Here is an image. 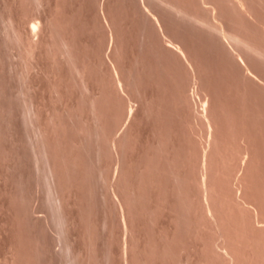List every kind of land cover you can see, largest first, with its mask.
<instances>
[{"label":"bare ground","instance_id":"obj_1","mask_svg":"<svg viewBox=\"0 0 264 264\" xmlns=\"http://www.w3.org/2000/svg\"><path fill=\"white\" fill-rule=\"evenodd\" d=\"M40 1V3L38 4V5H40V4H42V5H44L45 4V2H42L43 0H39ZM38 1V2H39ZM105 1V3L108 1H106V0H104ZM129 0H127V1H125V4H126V2H128ZM132 1V0H131ZM133 1H135V0H133ZM42 2V3H41ZM47 2V1H46ZM101 2H102V0H101ZM135 2H137V0L135 1ZM44 3V4H43ZM48 3H49V1L47 2V5H48ZM104 3V2H103ZM104 3V4H105ZM156 3V4H155ZM50 4V3H49ZM132 4H135V3H132ZM132 4H130L131 5V8L133 9V7H132ZM139 4V5H138ZM99 6H100V2H99V4H98ZM106 5V7H107V4H105ZM104 5V6H105ZM130 5H129V8H130ZM44 6H46V5H44ZM99 6H98V8H99ZM43 7V6H42ZM42 7H40L39 6V8L38 9H40V8H42ZM47 7V6H46ZM103 6H101L100 8H102ZM106 7H104V8H102V10L100 9L99 10V12H96L97 13V21L99 22V20H101V19H99L98 20V18L100 17L101 18V16H102V14L103 13H105V12H107L108 10H110V9H107L106 11H105V9H106ZM125 7H127L128 8V6H125ZM140 7V8H139ZM44 8V7H43ZM42 8V9H43ZM108 8V7H107ZM127 8H126V12H127ZM128 8V11H129V13L130 12H132L133 10H131V8L129 9ZM135 8V7H134ZM138 8V9H137ZM137 11L138 12H140L141 11V15L142 16H144V18L146 19H144L145 20V22L147 23V24H150V25H147L146 23H145V27H146V29H148L149 30V28H151L150 30H152V31H154L155 33H154V35L156 34L157 35V37H155L154 35H153V32H152V35H150V32L149 33H145L146 31L148 32V30H146L145 28H143L144 26H141V27H138V29L141 31L142 29L144 30H146V31H144V32H142V34H144V35H150L151 37H150V39H152V37H153V41L156 43V41H155V39L156 38H158V40L157 41H159V44L157 43V47L156 48H160V50H162L163 49V52L164 53H166L167 52V54H164L162 51L160 52V50H158L159 51V53H161L162 55L164 54L165 56H163V57H166V58H163L162 56H161V54H159V53H157L156 54V52L154 53V51H152V49L154 50V49H156L155 47H154V45H156L152 40H150L149 38H148V40H149V43H150V45H148V41H146L147 39V37L145 36H142V34L140 35V31H138V30H136V31H138V39L140 40H138L137 39V41L138 42H136V43H139L138 45H139V47H140V44H143L144 43V39H143V37L146 39L145 40V42L147 43V45H146V43H145V45L147 46V48H149L150 49V47H152L150 50L154 53V54H156L155 56L153 55V53L150 51V53H151V55H153L156 59H154L155 61L157 60V59H160V60H162V61H160L159 63L161 64H163V63H165L164 65H162V67L160 66V65H158L159 63H157L159 60H157L156 61V63L155 64H157L158 66H159V68L161 69H156V66H154V65H152L153 64V62L151 61V60H149V58H148V64L146 65V60H147V58H146V55H148L147 57H149L150 56V53L149 54H147L148 52H149V50L146 48H144V45H142L141 46V51H142V49L144 48L146 51H148V52H146L145 51V53H146V55H144V49H143V53L141 52V53H139V54H142V56L140 55L139 57L137 56V60H142V58H140V57H143V56H145V57H143V59L144 58H146V60H142V62H144L145 61V65L147 66H145L144 65V63H143V65L146 67V68H144V67H141V61L139 62V61H137L136 60V58H135V60L136 61H134L136 64H139L138 65V67H139V72L142 70V68H143V70L144 69H149V70H152L153 68H155V69H153L154 71H150L149 72V74L151 75L150 77L148 76V80L151 82V84H153L152 82H154V84H158V80L160 81V79L163 81V78H165L166 76H164L163 74H166V72L168 73L167 75L169 76L170 74L169 73H171L170 71L168 72V71H166V70H164L163 69V66H164V68L165 69H170L171 70V66H172V70H173V72L171 73V76L173 75V77H171V78H169L168 76L166 77V79L168 78L169 79V82L170 81H173L174 80V82H175V79L176 80H180L181 79V77L183 76V69L186 71V72H190V74H191V76H193V77H190V75H189V73L188 74H186V72L184 71V74H186L187 75V78H186V76H184V78H186L187 80H192V78H194V81H195V83L197 84L196 86L197 87H199V85H203L201 88H204L203 90H202V98H201V91H199L198 92V90L196 89V86L195 85H193L192 87H194L195 86V88L194 89H192V88H190L191 87V85L192 84H195L194 82H192V84H188L187 85V87H188V89H187V87H184V86H181L182 87V89H181V87L179 86V90L177 91V92H181L182 90V94H180V95H182L183 96V100L181 99L182 98V96L181 97H179L178 95H179V93H177L176 95L178 96H175V101L176 102H179L178 103V105L180 104L181 106H183V105H186V107H187V109H188V115H189V117L188 116H186L187 114H186V112H185V110H183V107L181 108L183 111V113H181V111H180V113H181V115L183 116H186V119H184V116L182 117V116H180V115H178L179 114V112H178V114H177V117H181V118H183L182 120L181 119H179V120H181L182 121V124H186V128H185V132H186V129H188L187 128V125L188 126H190V127H192V125H198V124H196V123H198V121H196V122H194V121H191L192 119H190L191 118V116L193 117V120H195V119H197V120H200L199 121V123L200 124H202V127H203V129H205L207 132L206 133H208L209 134V136H208V134H206L204 131V133H205V135H207L208 136V140L206 139V142H207V147L205 148V147H203V146H205L204 144H205V141L204 142H202V141H200L201 143H204L203 145L202 144H200V142H199V140H197L198 138H195V136L196 135H198L197 133H196V135L195 134H193V133H195L196 131L193 129V128H190L189 127V129H193V130H190V131H192V132H189V130L187 131V133L189 132V135L192 133V135L194 136V138H193V136L191 135V137L192 138H189V139H191V140H187L188 142H190V141H192V142H190V143H188V145L190 146V144L192 145V147H198V145L200 144V145H202V147H203V149H202V147H200L202 150H200V151H198L200 148H198V149H196V147L194 148V149H192V147L190 148L189 146H188V148L190 149V152H191V149H192V151L195 153V151L197 150V152H198V155L200 156V157H198V155H191L193 152H191V154H186V155H183V152L186 150V146L184 147L183 146V148L185 149L184 151L182 150V146H180L181 147V149H180V147L178 146V145H173V143H172V146H174L175 148H174V150L176 149V148H178V149H176L177 150V152H176V150H175V153H176V155L179 153L178 152V150L180 151H183V152H181V153H179V155L178 156H176V158L177 157H179L180 158V156H181V154L184 156V157H189L188 155H191L192 156V158H193V156L195 157V159L193 158V160H196V159H198L200 162H198V163H196L195 161H194V164L196 163V165L198 164V166H200L201 167V169H199L198 168V166H196V168H195V165H193V163L191 162V161H193L192 159L190 160V158H191V156H190V158H189V162H190V167H191V165H193V169H195V170H193L194 172H196V175L197 176H195V174H193L194 172H191L192 171V168H191V170H189L188 169V167L187 166H185L186 167V169L187 170H185V171H188L189 170V172H185V171H183V172H185V173H190L189 174V176H191L189 179V181H192L193 180V178L195 177V181H193V182H195L196 183V188H197V190H196V192L195 191H193V189H194V185H195V183L194 184H192L191 186H193V187H191L190 186V184L191 183H193V182H191V183H189V186L191 187V188H189V187H186V184L188 183L187 182V180H188V174H186V176H184L183 174H182V170L184 169H182L181 171H180V173L181 174H179V171H177L178 170V168H180V167H178L177 165L176 166H174V168L175 169H177L176 170V174H177V172H178V175H174V177H173V179H170V180H174L175 181V183L176 184H178L179 185V182L181 183L179 186L178 185H176L175 183H173V185L175 186H177V188H178V191L177 190H172V197H174L175 196V194H176V192L175 191H177V192H179V193H177L178 195L177 196H179V198H181V199H178V201H179V203H180V205H181V209H180V205H179V203L178 204H175V205H177V206H173V202H174V198L172 199V198H170V201H169V203L171 202V205L168 203H166V207H163L164 205H165V202H168V200H169V198H166L165 197V195L167 194L166 192H164V190H166L168 193H170L171 192V188H173L174 186H172L171 184H172V182L173 181H170L171 182V184H169L168 186V190L167 189H165L164 188V185L162 186L161 184L159 185L157 182H156V186H155V182L154 181H158V178H159V176L158 177H156V179L157 180H154V178H155V175L157 176V173L156 174H154V172L152 173V175H154V176H152L151 175V172L153 171H151V172H149V173H147L146 171H147V169H149L150 167H151V169H152V167L153 166H150L152 163V161H153V156H154V158L156 157V152L155 153H153L154 152V146H155V144H154V142H155V140H157V139H155L154 141L153 140H151V138H153L154 137V135H151V136H153V137H150L149 138V144L147 145V146H151V144L153 145L154 144V146H152V149L151 150H153L152 151V155L153 154H156V155H153V156H151L152 157V159L149 157L150 155H145V153H146V150H148V149H150V148H147L146 149V144H147V142H148V138L146 139V144H144V142H143V144H144V146H145V148L144 149H146V150H144L143 149V146H142V148H141V150L143 151V153H144V155L146 156H144L143 154H142V152H141V155H140V151H139V156L140 157H142V158H140L141 160H140V162H139V160H137L138 158H136V157H133V160H131V159H129V162H130V160H131V162L129 163L127 160H126V158L127 157H129V156H126V154H127V152L129 151L130 152V150H131V152L133 153V151L134 150H136L137 149V147H139L140 146V144L142 145V142H140L139 141V143L137 142L138 141V139H136V143H135V136H137V134L135 133L136 131V128H134V130L132 131V130H130L131 128H133V127H131V125H132V123L133 124H135L136 122L134 121L135 120V117H136V113H137V111H138V109H136L137 107H135V109L133 108L134 106H135V104H132V103H134V102H132V100L134 101V97L135 96H131V95H129L130 94V89H131V91H133L132 93H134V90H137V88H138V94H137V92H135L134 94H132V95H135V94H137L136 96L140 99V100H142V102H144V98H146L145 99V103H146V100H147V103H149L148 101L149 100H152V99H150L151 97H149V96H145L146 94H147V92H149V90H148V85L150 84V82H148V81H145V79L147 80V75H148V73H145L147 70H145V72L142 70V74L140 73V76H137L138 77V79H140L141 78V82H144V85H143V83H138L139 82V80H136V78H134V75L133 74H135L136 73V69H138V68H136V66L134 67V69L133 68H131V67H133L134 65H136V64H134V62L133 61H131V62H129V63H131V64H129L130 65V67H129V65H128V63H127V61H124L123 59L121 60V59H119L120 60V62L122 61V63L118 66V64L120 63H117L116 61H114V62H112L113 64H111V61H105V59H103L102 57L104 56V58H107L105 55H109L110 54V51L108 50V49H106L107 51H105V53H107V54H105L104 53V51H103V53L105 54H103L102 53V51L101 52H99V53H102L101 55H100V57H99V55H97L98 53H95L94 52V57L96 56L97 57V59H96V57L94 58V62H97V61H99V62H97V64L99 65V63H100V60H104L103 62H108L109 64H111V65H113V68H112V66L110 67L109 65H108V63H107V66L106 65H104V63L101 61V63H103V65L101 64V65H99V66H103L104 68L105 67H107V69L110 67V68H112L113 70H109V71H111V72H113V76H111V72L109 73V71L108 70H106L107 71V73H109V74H105L106 72L104 71L105 69H102V67H100V69H99V66L98 67H96L97 65L96 64H94L93 63V65H96L95 66V68H93V66H92V68H91V66H89L88 67V65H90V64H88L86 67H88V69L86 68L85 70H84V66L87 64V63H89V62H87L86 63V61L83 59L84 57L83 56H75V55H78V54H80V53H76V51H77V49H75L76 47L74 46V42L76 41V40H74V38H75V36L73 37V35L72 34H74V33H72L73 32V29L75 30V27L73 28L72 27V23L70 22V20H69V24H67V25H69V26H67L65 23H67L68 22V20L67 19H69V18H67L66 19V17L65 16H63V18L65 17V19H66V21L64 22V19H59V18H62V17H59V18H57L56 17V19H55V16L52 14V17H51V15H48L49 17H48V19H46V21L48 20H52L51 18H53L54 19V26L55 27H52V28H50L51 30H50V32L49 33H51V31L53 30V28H56L57 29V31L58 30H60L59 32H63L64 33V35H65V32L64 31H67V33L70 35V33H71V36H67V34L65 35V36H67V38H69V37H73V38H71V39H69V43L71 44V45H69V43L66 41L67 40V38H65V36H62V32L61 33H58V35L60 34V37H61V39L64 37V39L62 40V45L60 46V44H61V42H60V40H59V37L58 38H55V39H57V41H58V43H59V47L60 48H62V50L63 51H61V52H63V54L65 53H67V56H71V58H73V59H71V61H73V60H76V61H78V57H79V60H80V57L83 59L82 61L84 62V64H82V65H84V66H80L79 65V62L81 61H78L77 63H76V61L75 62H72V63H74L73 65H74V67H76L75 69L79 72L78 73V76H81L82 77V79H83V83L81 84V82H82V79H81V81L79 82L81 85H82V87L84 86V89H89V83L91 82V81H88V79L89 80H91V78H93L92 79V81H94V80H96L97 78H99L98 76H100L101 75V77H102V75L103 74H100L101 72H103L104 73V77H102V78H104V79H102V81L103 82H105V80L107 81L108 80V78H110L109 79V81H107V83L105 84V86H101V88H100V86L98 85V83L99 84H101L102 83V85H103V82L102 81H100L99 82V80H101V78H99L98 80H96V83H97V87H96V83H93V82H91L90 84H92V85H94L95 84V87L97 88V89H99L100 90V95L98 94V92L95 90L96 88L95 87H93L92 86V88H95V89H93L92 90V88H91V90H92V92H94V94H92V96L93 95H95V94H97V96H101L102 95V93H104L105 94V92L106 91H109V89H110V82H111V85H113L115 88H113V86H112V88L114 89L113 91H114V93H112L113 91H109V92H111L109 95H104L105 96V101H106V103H107V100L109 99V98H113V97H111L112 95H116L117 94V96L115 97V98H117L116 100H115V102H114V100L113 101H111V102H109L108 103V105L110 106L109 107V109H111V111L113 110V112H109L114 118V120H112V116L110 115V117H109V115H107V113L106 112H108V111H110V110H106V111H104L103 109H104V107H105V109H107L106 108V106H102V104L103 105H107L106 103H104L105 101H103V103L101 104V101H102V99H101V101H99V99H98V97L95 95V97L93 98V100H92V102L94 103V104H97V108L96 109H98V105H100V110L102 109L103 110V114H104V117H106V115H107V118H105V120H103L102 119V122H104V121H107V119H108V117H109V120L111 119L113 122H115L116 120H115V117L117 116V117H119L120 118V116L122 117V115L125 117V114H126V111L123 113V111L125 110L124 108H126V110H128L127 108H128V106H129V104H131V105H134V106H129V110L127 111V114H126V117L124 118H116L117 119V122H119V120H121L122 121V119L124 120L123 122V124L121 123V122H119L120 124H122V125H120L119 123V127H121V128H123L122 130V132L120 131V129L116 126V124L115 123H117V122H115V123H113L112 124V121L111 122H109L110 123V125H108V128L109 129H107V126H103L104 124H105V122L102 124V127H101V125L100 126H98V127H95V132H96V129H97V133H99V135H100V132L99 131H101V135H103V137L104 138H106L104 135H106L107 136V138L110 136V135H107V134H112L110 137H109V139H104L101 135V137L103 138V140H105V141H103V142H105V144H107L108 145V147L107 146H105L107 149H105V147H104V149L105 150H107V151H110V149H111V151L110 152H107L108 153V155H106V157H108L109 159H110V161H109V165H110V163H112L113 165H117V166H114V167H117V169L116 170H114V168L112 167V165H111V167H110V169H109V166H107L106 167V169H102V170H106V172L108 171V170H111V169H113V171H116L115 173H116V175H117V177H115V174H113L112 173V175H113V177H115V178H117L116 180H114V178L113 179H110V182L108 183L110 186H109V190H112V193H111V191L109 192V193H111L112 194V197H114L113 198V200H112V198H111V200H110V197L109 196H106L105 194L107 193V195L109 194L108 193V189H106L105 190V199L107 198V197H109L108 199H106L105 200V203L107 202V200H110V201H108L107 202V205L106 206H108L109 207V205H111V207H109V209H111V210H109V212L108 211H105L106 213L108 212V215H109V213L113 210V213H112V215H114V216H112L111 218H109L110 217V215L108 216V218L110 219V220H112V218L113 217H115L116 219H118L117 221V223L115 222L116 221V219H115V221H114V223L115 224H117V227L119 228H117V227H115V225H114V223L112 222V221H110V222H112L113 223V226L115 227V229L117 228V230L118 231H116L115 230V234H116V232L118 233L119 232V230L122 228V230H120L121 232L119 233V235L120 234H122L123 235V237H122V235H121V239H122V243H120V241L118 242V244L120 245V246H118V248L117 249H119V247H121V253L120 252H116L115 251V253H119L118 255H120L121 256V258H122V260H123V262H122V260H121V262L123 263V264H149L150 262H151V264H155V263H157L158 264V262L160 263V264H165V263H167V261L169 260L170 261V263H171V258H173L174 260H172V261H174V263H171V264H178L177 262H179V264L182 262V260L184 259V258H186V262H187V264H193V263H191V262H194V264H195V261H193L194 259H196V263H197V261L198 260H200V258L198 257V252L201 250V248L203 247V244H202V247L200 246V244H199V247H201V248H199L200 250H198V251H196L198 254H194L195 252H193V254H191L190 253V251H189V248L187 247V246H183L184 245V242H186L187 243V241L186 240H184V239H181L182 237H180V236H183L184 235V231H186V232H188V230H185V229H193V230H190V232H189V236L190 237H195L196 236V234L198 235V237H195V238H199V237H201V239H199V240H204V238L205 237H203V239H202V235H203V233L205 234V235H208L209 233L208 232H213V234H215L213 237H215L214 238V240H213V237H212V240H213V242L212 243H210L211 242V240H210V242H206V244H204V246H206L207 245V249H205V247H204V249H203V252L202 251H200V253L202 252L204 255H205V259H206V263H205V260L202 258V260H204V261H199L200 262V264H219L218 262H220V264H264V225H262L260 222H263L264 223V220H262V218L264 219V197H262L263 196V194H264V192L263 193H261L262 195H260L259 194V197H262L263 198V200H261L262 198H257V199H255L254 197L256 196V193L258 192V190H260L259 188L261 187V186H264L263 185V182H264V179H262V174L264 173L263 172V170H264V166L262 167L263 169H262V172H261V170L259 169L260 168V163H262V165L264 164V158L263 159H261L263 156H264V154H263V156H261V154L260 153H262V152H260V151H262V148L264 149V145H262L263 144V142H264V140L262 141L261 139H263L264 138V136L262 135V134H260L259 136H258V138L261 136V139L259 138L258 139V141L260 140L261 142H262V144H260L259 145V147H262V148H260V150H259V147H258V144L256 143V140H257V137L255 136V135H257V134H259V133H262V129H260L261 127H260V124H259V127L260 128H258L257 126H258V122H260L261 120H262V122H264L263 120H264V116L263 115H261L259 112H261V113H264L263 111L264 110H262L263 108H261V107H263L262 105H264V74L262 75L261 74V72H264V71H262V69L264 70V0H138V2H137ZM41 9V10H42ZM40 10V11H41ZM44 10H47L46 8L44 9ZM131 10V11H130ZM39 11V10H38ZM40 11H39V13H40ZM100 11H101V13L102 14H100ZM103 11V12H102ZM42 12H43V10H42ZM41 12V13H42ZM136 12V11H135ZM134 11L132 12V13H134V16L133 17H135V19H136V21H137V18H139V17H137L138 15H140V14H138L137 12V14L135 13ZM40 13V15H41V17L42 16H47V11H45V12H43L42 14ZM46 13V14H45ZM95 13V14H96ZM100 14V16H99V14ZM108 14H110V11L109 12H107ZM128 13V12H127ZM128 13V14H129ZM44 14V15H43ZM106 15L105 17H107V21L106 20H103V18H102V20L104 21V22H107V23H105V24H102V26H104V27H102L101 25V29L102 30H104L103 28H106L107 27V25L109 24L110 26H109V28L107 27V29L106 30H108V31H106L107 32V34L109 33V34H111V38L110 37H108V38H110L109 40H110V43L112 44V46H113V44L115 43V40H117L118 38L120 39V37H119V27L117 26V25H114V23L116 22L115 21V17H110V15H112V16H114V14H110V15ZM38 16H36V17H39V21L41 22V20L40 19H43V18H41L40 16H39V14H37ZM129 15H133V14H129ZM137 15V16H136ZM140 15V16H141ZM96 16H93L94 18L96 17ZM99 16V17H98ZM11 17H13V16H11ZM32 17V16H31ZM31 17L30 18H28V19H30V20H24V22L26 21V22H30L31 23V20H32V25H30V23H29V28L30 29H27V24L28 23H24V24H22V28H24V30L21 28V30H23V31H26V32H29V31H31V37L29 36V35H27L28 37H26V40H24L23 38H25V34H24V32H22L21 30H19V28L16 30V28L21 24V23H23V21H21V23H20V21H18V22H16V19L14 20V18H12V19H10V21L11 20H14V22L13 23H15L14 25H16L15 27H13V29L15 28V30H14V35H16V38H17V40L19 39V46H20V43H22L21 41V39H23V43L26 41L28 44H29V50L27 49H23V47L24 48H28V47H25V45H28L26 42V44H23V46L21 45V47H19V48H21L22 50H26V52L28 51V52H30V54H32V56H34V63L35 62H37V64H34L33 63V61H31L32 63H33V65L36 67H34V66H32L33 67V69L30 67V70H32L31 71V73L33 72V70H38V72L40 71L39 69L40 68H42L43 66H42V64L40 63L41 61H39L40 59H43V55H44V53H46V51H47V53L49 52L48 50V48H51L50 50V52H52L53 50H55V48H53L54 46H56V45H58L57 43H55V41H53L51 44L52 45H54V46H52V45H49V46H51V47H49L48 45V47L46 46V48H47V50L44 48V46L48 43V42H45V44H43V42L44 41H46V38H47V34L46 33H48L47 31H46V33H45V31H43V34H40L42 31H41V27L42 26H44V24L40 27L39 26V24H41L40 22H36L34 19H38V18H34V16H33V19H31ZM102 17H104V16H102ZM104 17V18H105ZM108 18L109 19H112L113 18V25H112V22L110 23L109 22V20H108ZM140 18H142L143 19V17H140ZM93 19V18H92ZM142 19H140L141 21H143ZM34 20V21H33ZM58 22V23H60V24H62V27H61V25L60 24H58V23H56V21ZM60 20L62 21V22H64V23H62V22H60ZM94 20H96V19H94ZM93 20V21H94ZM133 20H134V18H133ZM8 21H9V19H8ZM47 21V22H48ZM102 21V22H103ZM110 21H112V20H110ZM139 21V20H138ZM52 21H50L49 23H51ZM96 22V21H95ZM95 22H94V29H97L98 27H99V24H100V22H99V24L98 23H96V24H98L97 25V27H96V25H95ZM101 22V23H102ZM9 23H11V22H9ZM9 23H8V29H9ZM19 25H18V24ZM133 23H134V21H133ZM48 24V23H47ZM45 25V27L46 28H48V27H50L49 25H51V24H48V25ZM59 25L60 26V28L58 29V27H57V25ZM107 24V25H106ZM117 24V23H116ZM134 24H136V23H134ZM171 24H173V27H174V25L175 26H177V27H174V28H178V29H174L173 30V36H171V34L172 33H170V30L169 29H171V28H169L168 26H170ZM27 25V26H26ZM105 25H106V27H105ZM137 25H139L138 23H137ZM141 25H143L142 23H141ZM149 26V28H147V26ZM168 25V26H167ZM24 26H26V27H24ZM66 26V27H65ZM116 26L118 27V28H116ZM20 27V26H19ZM64 27V30H61L62 28ZM69 27V29H70V27H72V30H69L70 31V33H69V31L68 30H66V28H68ZM137 27V26H136ZM166 27H168V29L166 28ZM170 27H172V25L170 26ZM172 27V28H173ZM179 27H181V29L179 28ZM182 27H184L186 30H191V31H193L192 32V34L190 35V34H187V32L188 31H186L185 29H183ZM12 28V27H11ZM39 28H40V30H39ZM43 28V27H42ZM92 28H93V24H92ZM114 28H115V30H114ZM141 28V29H140ZM12 29V30H13ZM56 29H54V30H56ZM110 29V30H109ZM118 29V30H117ZM166 29H167V31H169L168 33H167V31H166ZM182 29L185 31V33H182ZM29 30V31H28ZM48 30H49V28H48ZM117 30V31H116ZM142 30V31H143ZM6 31H8L7 30V28H6ZM41 31V32H40ZM57 31H55L56 33H57ZM72 31V32H71ZM183 31V32H184ZM9 32H11L10 31V29H9ZM52 32H54V31H52ZM54 32V34H56ZM105 32V31H104ZM103 32V33H104ZM172 32V31H171ZM175 32H179V35H185V36H187V39H193V37L195 36L196 38L193 40L194 42H195V46H196V44H199V45H201L202 44V40H203V38H205V37H202V35L204 36V35H206V37L208 38V40L207 41H205L204 40V46L205 45H208V46H206L207 48L209 47V45H212L213 44V42L215 43L214 45L215 46H210L209 47V49L210 50H212L213 51V49H215V51H217V52H215V51H213V52H215V53H218L219 52V55H221V53L223 54V56H222V58L220 57V59L218 60L216 57H218L219 55H217V54H213L214 55V57L218 60V61H216V59H214V57L213 56H211V55H209L210 57H212V59H209V61L211 62V60H212V62H211V67L212 68H214V69H212V71H211V69H209L211 72H212V75L211 76H209L208 77V75H210V72H208V70H206V69H208L207 68V66L205 67V65L207 64V65H210V63L209 62H207L208 61V58L206 59V62H205V58H203V57H205L203 54H207L206 53V51L208 52V53H211V52H209L208 50H206L207 48L206 47H204L205 49H203V47L202 48H199L200 46L198 45V48L196 49V47H194L195 49V52H198V54H202V53H199V51H201L202 49V52L203 51H205L203 54H202V58L203 59H200L199 57H200V55H198V56H195V52L193 53V52H191L192 50H193V47L190 45V47H189V49H188V47H187V45H186V38L183 40L182 39V37H180V36H176V35H178V33L177 34H174ZM181 32V33H180ZM41 35V38H44L43 40H42V42L41 41H39V40H41L40 39V37H39V34ZM45 33V34H44ZM118 33V36L117 35H115V34H117ZM193 33H199V34H196V35H198V36H196V35H194ZM202 35H201V34ZM37 34H38V37H39V39H38V37L37 38H34L35 36H37ZM106 33H104V35H105ZM109 34H108V36H109ZM136 34H137V32H136ZM13 35V34H12ZM11 35V36H12ZM23 35H25V36H23ZM44 35H46L45 37H44ZM51 35H52V33H51ZM74 35H77V33H76V30H75V34ZM181 35V36H182ZM188 35H190L191 36V38L188 36ZM194 35V36H193ZM201 37H200V36ZM43 36V37H42ZM55 36V35H54ZM54 36H52V37H49V35H48V38H50V39H47V40H53L54 39ZM56 36H57V34H56ZM55 36V37H56ZM142 36V37H141ZM176 36V37H175ZM184 36V37H185ZM193 36V37H192ZM115 37H117L116 39H115ZM197 37H200L199 39L201 40H199L200 42L199 43H196V41L198 42V39H197ZM16 38H15V40H16ZM142 38V39H141ZM202 38V39H201ZM66 39V40H65ZM13 40V39H12ZM14 40V41H15ZM21 40V41H20ZM108 40V41H109ZM141 40H142V42H141ZM188 40V41H189ZM64 41V42H63ZM72 41H74V42H71ZM107 41V42H108ZM118 41V40H117ZM116 41V42H117ZM193 41H190L191 43H194ZM209 41V42H208ZM211 41H212V44H211ZM18 42V41H17ZM119 42H120V40H119ZM119 42H117V43H115V44H117V45H115L116 46V48H118L119 47ZM151 42L154 44H151ZM205 42H207V44H205ZM41 43H42V45H41ZM48 44H50V42L48 43ZM188 44V43H187ZM38 45H41V46H39V48L41 47V50L42 51H44L45 50V52H42L40 55L37 53L38 52ZM76 45V44H75ZM108 45V48H109V44H107ZM158 45H160V47L158 46ZM193 45V46H194ZM42 46H43V48H44V50L42 49ZM70 46H72V47H75V48H73L74 49V51H71V50H73V49H71L72 47H70ZM150 46V47H149ZM188 46H189V44H188ZM218 46L220 47V48H218ZM63 47H64V49H63ZM192 47V50L190 51V48ZM214 47H216L217 48V50H216V48H214ZM18 48V47H17ZM52 48H53V50H52ZM58 48V46H56V49ZM60 48L57 50V51H60ZM113 48V50H116L114 47H111V49ZM110 49V50H111ZM41 50L39 49V51L41 52ZM112 50V51H113ZM219 50H221V51H219ZM20 51V49H18V52ZM56 50H55V52H57ZM117 51L118 50H116V53L114 52V54H113V52H111V54H110V56L113 58V56L115 57V56H118V54H117ZM156 51V50H155ZM166 51V52H165ZM17 52V53H18ZM26 53L27 55H25V51L23 52H21L20 51V53H24V56L27 58V61H29L30 62V60H31V58H32V60H33V57L32 56H29V53ZM50 52H49V54H45V55H50L52 58L54 57V59H55V62L57 61V58L59 57V58H65V54L63 55V57H60V56H58L57 55V53H53V55L54 54H56L55 56H53V55H51L50 54ZM61 52H58L59 53V55H61L62 53ZM71 52L74 54V56H73V54L71 55ZM108 52H109V54H108ZM173 53L174 55L173 56H171V55H169V53ZM221 52V53H220ZM68 53L70 54V55H68ZM38 54V55H37ZM117 54V55H116ZM161 56V57H158L159 55ZM194 54V55H193ZM225 54V55H224ZM18 56H23V54H17ZM195 56L197 59L199 58L200 60H202V62L204 63L205 62V65L204 66H202V63L200 62H198L197 61V59L195 58V57H193V56ZM217 55V56H216ZM23 56V57H24ZM35 56H38L37 58L35 57ZM39 56H40V59H39ZM57 56V57H56ZM66 56V57H67ZM73 56V57H72ZM109 56V57H110ZM178 56V57H177ZM225 56H227V58H226V60L227 61H229V63L231 64V65H233V66H231L230 67V69H232L233 67L235 68L236 67V70L234 71V73H233V71L232 72H230L229 71V73H231L230 75H228L229 77H231V76H233V78H234V76H235V72L236 73H238L237 75L238 76H235V77H238L239 78V76H240V78H242L243 80L242 81H239V80H241L240 78L238 79V81H237V84H238V86L237 85H235L234 87H233V84H236L235 82H236V79L237 78H235L234 79V83H231V82H233V80L231 79V84H229V85H232V87H233V89L234 88H236L235 90H236V92L235 93H237L236 95H235V93L233 92V91H230L231 93L233 92L234 93V95H233V93L231 94V97H230V94H229V90H231V87H229L230 89L228 90V95H229V97L227 98V100H229V98H233V99H231L230 101H229V103L228 104H230V106L229 105H227L226 103H225V101H227V100H225V98L228 96L227 94H226V92H227V85H225V84H223V83H227L228 81H230L229 79H228V81H226L227 80V78H228V76H227V78L225 77L226 75H227V71L226 70H230L229 69V67L227 66V65H225L223 62L221 63V60L223 59V60H225ZM24 57V58H25ZM31 57V58H30ZM42 57V58H41ZM68 57V58H69ZM76 57H77V59H76ZM119 57V56H118ZM154 57H151V58H154ZM169 57H171V58H168ZM20 58V57H19ZM22 58V57H21ZM23 58V59H24ZM51 58V59H52ZM102 58V59H101ZM120 58V57H119ZM138 58H140V59H138ZM150 58V59H151ZM163 58V59H162ZM176 58V59H175ZM177 58H179L178 60V63L179 64H177L176 66H178L176 69H177V71H174L175 70V61L177 60ZM29 59V60H28ZM36 59H37V61H36ZM61 59L59 60V62H58V67L56 66V70H66V72L68 73V71H67V68L65 69L63 66L65 65L64 64V62L67 64V63H70V62H66V60L63 62V60L64 59H62V62H61ZM65 59H67V58H65ZM165 59V62H163V60ZM168 61H167V60ZM175 59V60H174ZM198 59V60H199ZM214 59V60H213ZM97 60V61H96ZM108 60H111V59H108ZM115 60H118V59H115ZM118 60V61H119ZM153 60V59H152ZM153 60V61H154ZM169 60L171 61V62H169ZM174 60V61H173ZM199 60V61H200ZM204 60V61H203ZM39 61V62H38ZM81 61V62H82ZM126 62V64H124L123 66H126L127 67V70H130V71H128V73H127V70L125 71L126 73H125V75H123L124 73V71L122 72V70H125V69H122L121 67H122V64L124 63V62ZM166 61L169 63H167L166 64ZM213 61H216V62H220V65L217 63L216 64V62H214L213 63ZM29 62H27V65H29V64H31V63H29ZM52 62H54V60H52ZM54 62V65H56L57 64V62L55 63ZM81 62H80V64H81ZM116 62V64H114ZM132 62H133V64H132ZM139 62V63H138ZM173 62V63H172ZM225 62V61H224ZM29 63V64H28ZM61 63V64H60ZM64 65H63V64ZM86 63V64H85ZM151 63V64H150ZM181 63V64H180ZM225 63H227V62H225ZM229 63H227L228 65H230ZM259 63V64H258ZM38 64H41V66H38ZM75 64H77V65H75ZM149 64L151 65V66H154L153 68H151V66H149ZM170 64H172L171 66H170ZM200 64V65H199ZM213 64H215L214 66H213ZM223 64H224V66H226V67H224V69H222L223 68ZM263 64V65H262ZM32 65V64H31ZM70 65L71 64H68V66L70 67ZM167 65H168V67H167ZM180 65H182L184 68H182L181 69V67H180ZM216 65H218L217 66V71H218V69H222V70H220L221 72H225L224 74L222 73L221 75H222V77H224V79H225V81L223 82V81H215L216 79H221L222 77H221V75H219L220 74V71L218 72V75H217V77L218 76H220V77H216V75L214 74V70H215V66ZM258 65H261L263 68H260ZM37 66H38V68H37ZM60 66L62 67V69H59L60 68ZM157 66V67H158ZM167 68H166V67ZM200 66H202V68L200 67ZM220 66H222V67H220ZM125 67V68H126ZM174 67V68H173ZM210 67V66H209ZM219 67V68H218ZM228 67V68H227ZM28 68H29V66H28ZM35 68V69H34ZM64 68V69H63ZM124 68V67H123ZM128 68H131V69H128ZM179 68V69H178ZM226 68V69H225ZM234 68L232 69V70H234ZM43 69H44V67L42 68V74H43V72H45V70L43 71ZM91 69H93L92 70V72H90L91 71ZM97 69H99V72H98V70ZM103 71H102V70ZM122 69V70H121ZM259 69H261V70H259ZM29 70V71H30ZM56 70H55V72H56ZM70 70H72L70 73H72L73 72V69H72V67H71V69ZM88 70V71H87ZM101 70V71H100ZM135 70V72H133ZM159 70L160 71H163V73H160L159 72ZM171 70V71H172ZM181 72V74H182V76L180 77V79H179V71ZM201 70H203L204 71V73H206V71H207V73H209L208 75H207V73L204 75L202 72H201ZM77 71H76V73H77ZM86 71L87 72H90V73H86ZM96 71V72H95ZM155 71H157V72H155ZM164 71H166L165 73H164ZM261 71V72H260ZM38 72H36V73H38ZM62 72V71H61ZM66 72H62V74L64 73V75L66 76V78H69V80L71 79L70 77H69V74H67ZM130 72V73H129ZM139 72H137L135 75H137V74H139ZM148 72V71H147ZM152 72H155L156 73V75H158L159 73L161 74L160 76H161V78H160V76L158 75L157 77L155 76V74L154 73H152ZM159 72V73H158ZM176 72V73H175ZM30 73V72H29ZM39 73H41V72H39ZM46 73V72H45ZM44 73V74H45ZM56 73H58V72H56ZM92 73L93 74H95V77H96V79H95V77H91V76H94V75H92ZM97 73H98V75H97ZM143 73L144 74H146V75H144L145 77H143V79H144V81H143V79H142V76L141 75H143ZM158 73V74H157ZM173 73H175V75L173 74ZM217 73V72H216ZM228 73V74H229ZM232 73H233V75H232ZM55 74V73H54ZM61 74V75H62ZM73 74V73H72ZM80 74V75H79ZM90 75V77L89 76H87V75ZM154 74V76H152ZM58 75H59V73H58ZM58 75H56V76H58ZM59 76V77H61L60 79H62V80H57V82H56V84L58 83V85H57V87L56 88H54V86L56 85H54L53 86V89H54V91H57V88H58V86H59V91L60 92H63L62 91V87L63 86H65L66 84H67V81H65V80H63V76L64 75H62V76ZM71 75V74H70ZM74 75V74H73ZM72 75V76H73ZM97 75V76H96ZM105 75H106V77H105ZM109 77H108V76ZM126 75L127 76H129V77H127L126 78ZM164 77H163V76ZM176 75H178L177 77H176ZM202 75L204 76V78L202 77ZM214 75V76H213ZM64 76V77H65ZM75 76V75H74ZM77 75L75 76V77H78ZM125 76V77H124ZM188 76H189V78H188ZM205 76H206V78H205ZM87 77H89V78H87ZM136 77V76H135ZM156 78L157 80V82H155V80H154V78L153 79H150V78ZM210 77H212L213 78V80L215 81L214 83H215V87H217V89L218 90H216L215 88H214V85L212 86V85H210V81H209V83L207 82V80H211V78ZM215 77V78H214ZM58 78V77H57ZM55 76H54V82H53V84L55 83V80L57 79ZM112 78H114L112 81H111V79ZM124 78H126L127 80L125 81V79ZM132 78H134L133 80H132ZM160 78V79H159ZM172 78H174V79H172ZM208 78V79H207ZM232 78V77H231ZM164 80L163 81V83L164 82H167L168 81V79L167 80ZM170 79H172V80H170ZM182 79H183V77H182ZM186 79H183V80H186ZM207 79V80H206ZM223 78L221 79V80H224ZM135 80V81H134ZM151 80H154V81H151ZM206 80V82L205 83H207V84H209L210 86H211V88L209 87V86H207V88H209V91H207L208 89L206 88V86H204L205 84H204V81ZM213 80L211 81V82H213ZM62 81H65V83L64 82H62V85L60 84ZM125 81V82H124ZM161 81V82H162ZM243 81H245V82H243ZM60 82V83H59ZM108 82H109V84H108ZM135 82V83H134ZM136 82L138 83V84H136ZM147 82V84H145ZM169 82H168V84H169ZM216 82H218V84H223V86L224 87H226L225 89L226 90H223L224 89V87H223V89L222 88H218V87H220V86H216V85H218V84H216ZM63 83L65 84V85H63ZM70 81H69V84H67L66 86H65V90H66V87L67 88H70L71 86L73 87V85H71L70 86ZM134 83V84H133ZM161 83V85H160V83H159V87L161 86H164L166 83ZM243 83V85L245 86H247V83H248V86L247 87H249V85H250V87L247 89V90H250L249 92H251L252 93V95L254 96V98H256V100H255V102L257 101V102H259V99H260V103H261V107H258V106H260L257 102L256 103H254V98H251V93H248V91L246 92V104L247 105H249L247 102H249V103H251L250 105H255V106H257V107H247L246 106V104H245V100L243 101V99L240 101V99H241V97H245V95H243V96H240V99L239 98H236V97H239V95L241 94L242 95V93L241 92H245V87L244 86H240L241 84ZM246 83V84H245ZM72 84V83H71ZM136 84V85H135ZM140 84V85H139ZM150 84V85H151ZM163 84V85H162ZM168 84H166V86L168 85ZM176 84V83H175ZM212 84V83H211ZM240 84V85H239ZM107 85V86H106ZM109 85V86H108ZM137 85H139V86H137ZM148 87H147V86ZM155 85V86H156ZM136 86V87H135ZM141 86H146V89H144V92H143V88L141 87ZM166 86H164V87H166ZM240 86V87H239ZM32 87V86H31ZM108 87H109V89H108ZM132 87H134V90H133V88ZM140 87V88H139ZM152 87H154L153 85H152ZM157 87H158V85H157ZM159 87L158 88H156V89H159ZM184 87V88H183ZM238 87V88H237ZM242 87V91H240V88ZM251 87H253L252 89H250ZM73 88H75V87H73ZM73 88H70V90H69V94H67L68 96L70 95V91L73 89ZM104 88H105V90L106 91H104ZM112 88H111V90H112ZM118 89V91H117V89ZM130 88V89H129ZM155 88V87H154ZM186 88V90L187 91H190L191 89H192V91L190 92V93H186V90H184ZM189 88H190V90H189ZM201 88H198V89H201ZM212 88H214L213 90H214V92L213 91H211L210 89H212ZM243 88L245 89L244 91H243ZM101 89H103V90H101ZM139 89H141V91H142V93H143V99H141L138 95L140 94V90ZM166 88H164V92L166 93V91H167V89L165 90ZM207 89V90H206ZM219 89H222L223 90V92H221V91H219ZM239 89V91H240V94H238V92H237V90ZM22 90V89H21ZM20 90V91H21ZM68 90V89H67ZM82 90L83 89H81V92H82ZM146 90H148L147 92H146ZM219 91V95H215V93L217 94L218 92H216V91ZM252 90L255 92V95L253 94V92H252ZM18 91V90H17ZM23 91V90H22ZM84 91H86V90H83V92L81 93L80 92V94L81 95H79L77 98L78 99H80L79 97H81L82 98V100H83V102H84V98H87V99H89L88 97H85V95H87L86 94V92H84ZM88 91V90H87ZM90 91V90H89ZM101 91H104V92H101ZM118 93H117V92ZM206 93V95H205V97H204V92ZM24 92V91H23ZM22 92V93H23ZM60 92H55V93H57V96L59 97V96H62V95H60L61 93ZM91 91L89 92V94L90 93H92ZM96 92V93H95ZM168 92V91H167ZM22 93L20 94L21 96H22ZM60 93V94H59ZM64 94H66L67 92H63ZM62 93V94H63ZM107 93V92H106ZM116 93V94H115ZM145 93V94H144ZM162 94H160V97L162 98L164 95L163 94H165V93H163V92H161ZM204 93V94H203ZM213 93H214V95H213ZM220 93L222 94V93H224V95H226V97L224 96V95H221L220 96ZM63 94V95H64ZM166 94H169V93H166ZM184 94V95H183ZM247 94L249 95V96H247ZM256 94H257V96H256ZM18 96H19V94H17ZM67 95H64V96H62V97H65L64 99H66V96ZM119 95H121V97L119 96ZM141 95V94H140ZM163 95V96H162ZM251 95V96H250ZM24 96H25V94H24ZM57 96H56V98H57ZM106 96H109L108 98L106 97ZM123 96V97H122ZM130 96H131V98H132V100L130 99ZM154 96V95H153ZM166 96V95H165ZM213 96V97H212ZM215 96V97H214ZM217 96H219V98L221 97L222 98V100H223V97H224V102H220V103H222L221 105H220V107L222 108H220L219 109V111L221 112V110H222V112L220 113V115H217L218 114V111L215 113V109L214 108H216L217 109V107H216V105L219 103V102H217V104H213V103H215L216 102V97ZM252 96V97H253ZM258 96H259V99H258ZM62 97H59L58 98V101H57V104L59 105V104H65L66 106H68L69 107V105L68 104H72V106L70 105V108L71 107H73V108H76V106H74L75 104H77V103H73V100H72V102L70 101L71 100V98H69V100H66V101H64V99L62 98ZM97 97V99H98V101L100 102V104H98V102H97V99H96V101L94 100L95 98ZM102 97V96H101ZM127 98V100H128V98H129V100H131V102L132 103H129V104H126L127 102H126V99L125 98ZM136 97V98H137ZM157 97H158V93H157ZM169 97V96H168ZM167 96H166V98H168ZM177 97V98H176ZM204 97V98H203ZM234 97H235V101H232V100H234ZM243 97V98H244ZM249 97H250V99H252L251 100V102L250 101H248V100H250L249 99ZM56 98H55V101H56ZM61 98L63 99V102L61 101ZM68 98V97H67ZM107 98V99H106ZM122 98H123V102H125V105H123V107H119L122 103H121V101L120 100H122ZM152 98H155L156 99V97H152ZM170 99H171V97H169ZM168 98V100H170ZM218 98V97H217ZM218 98V99H219ZM248 98V99H247ZM24 99V98H23ZM22 99V100H23ZM59 99H60V101L61 102H59ZM87 99H85V101L87 100ZM139 99L138 100H135V103L136 102H138L139 101ZM158 99L160 100V98L158 97ZM158 99H156V100H153V101H156V103H159V106H162L163 104L162 103H164L165 101H164V97L162 98V100H160L159 102L157 101ZM179 99V100H178ZM215 99V102H213V100ZM236 99H238L239 101H237ZM245 99V98H244ZM81 100V99H80ZM82 100L81 101H77L78 102V106H79V102H80V106H82L81 105V103H82ZM104 100V99H103ZM128 100V102H130ZM166 100V99H165ZM180 100H182V101H180ZM29 102V100L28 99H26V102ZM34 101V100H33ZM70 101V102H69ZM108 101H110V100H108ZM116 101L118 102V101H120V103H116ZM163 101V102H162ZM167 101V100H166ZM174 101V102H175ZM218 101H221V99H219ZM252 101H253V103H252ZM26 102L24 101V103L23 104H26ZM59 102V103H58ZM65 102V103H64ZM69 102V103H68ZM76 102V101H75ZM86 102H88V104L86 103ZM84 104H85V106L87 105H89L90 106V104L91 103H89V101L87 100ZM97 102V103H96ZM112 102H114V103H112ZM140 103V104H142V106L143 107H145L146 108V112H150V113H147V114H149V116H152L153 117V113H155V115H156V113L158 112L157 110H159V112L157 113V114H160L161 115V117H166V118H164L165 120H167L168 122V124L173 120V116L172 117H170V113H172V112H175V110H176V108H180L181 106H177V103H175L176 105H174V106H177L174 110H172V112H171V110H170V108L172 107L171 106V103H170V105H168L169 106V108H166L165 109V106H166V104L164 103V105H163V108L165 109H163V111H160V110H162V109H159L160 107H156V112H154V110L155 109H153V111H149V109L151 110L152 109V107L150 108L149 107V109H148V104H144V103ZM160 102H161V104H160ZM169 102H171V101H169ZM183 103V104H181V103ZM231 102L232 103H235V102H237V103H235L234 105L236 106L238 103H239V105H237L234 109L233 108H231V107H233V106H231L232 104H231ZM244 103V105L247 107L244 111L242 110V109H238L237 110V112H234L235 114H233L232 113V111L231 110H236L237 108H238V106L239 107H242V108H244V106L243 105H240L241 103ZM66 103H68V104H66ZM111 103V104H110ZM154 103V104H153ZM155 102H150L149 104V106H154V105H156V106H158L157 104H156ZM167 103V102H166ZM223 103H225L224 105H223ZM28 104V103H27ZM35 104V103H34ZM74 104V105H73ZM83 104V103H82ZM113 104V105H112ZM115 104V105H114ZM119 105L118 107H117V105ZM124 104V103H123ZM138 104V103H137ZM136 104V105H137ZM144 104V105H143ZM36 105V110H37V108H38V106L40 105H38V104H35ZM34 105V106H35ZM47 105V104H46ZM45 105V106H46ZM58 105H57V107H58ZM65 105H63V106H65ZM198 105H201V106H198ZM249 105V106H250ZM26 106V105H25ZM33 106V103H31L30 102V104H28L27 105V107H26V110L24 109V111H25V114H26V116H27V118L26 119H28V121H29V124L31 125V127H32V131H33V139L34 140H32V141H34L33 142V152H32V154H34V158H35V161L34 162H36L35 164L37 165V169L39 170V172H40V170L43 172V178L42 179H44V181L45 182H47V179H48V177H49V175H51V174H49V175H47V171H46V166H47V164L49 163V160H51L50 158L52 157V159H53V156L54 155H56V154H53V156H50L49 154H52V153H54V151L53 152H51L50 153V151H48V150H50L51 148V146L52 145H54L55 143H56V147H55V145H54V147L52 148L53 150H55V152L58 154V153H61L60 155L61 156H63V154H65L67 151H71V153L72 152H74L75 154L76 153H79V149H78V147L79 148H81V145L83 146V147H91V146H88V145H91V143L90 142H88V143H90V144H86V143H82V144H80V145H78V147L77 146H74V142H73V144H72V141L71 140H69V139H72V140H74L73 139V136H71L70 137V135H71V133H73V135L75 134V130H76V133L78 134V132H81V131H83V132H85L83 135L80 133L79 135H81L82 137H83V139H81V141H80V137L77 139V143L79 142V143H81V142H83L84 140H87V141H90L91 139V137L94 135V134H96V133H93L92 131V129H94V127L92 128L91 126L92 125H89L88 124V122H87V126H88V129H89V132L87 131V128H86V131L85 130H83L84 129V127L86 126V121H87V119L89 120V119H91V118H85L84 119V117H85V113L86 112H84V117L83 116H81L80 115V112L82 111H80L79 110V108H76V109H78L76 112H78V111H80V112H78L79 114L77 115V113H74L72 116H73V118H74V116H78V117H82L84 120L82 121V123H81V121L79 120V119H81L82 120V118L80 117V118H78L77 116H76V118L79 120V122H78V120L77 119H74L75 121H77L80 125L82 124H85V126H81L80 127V125H78V123L77 122H75L73 119H72V123L74 124V127L73 128H75V125H76V127L77 128H83L81 131H79V129L77 130L76 128H75V130L73 129V132H72V129H71V132H69L70 130H69V128H70V124H68L69 125V128H65V129H67V130H65V129H63V130H65V132H67V133H63V130L61 129V128H64V127H61L60 125H58V126H56L57 125V121L55 122V120H57L58 118H61L60 120H59V124H61L62 122H64L65 124H66V126H67V123H69V122H67L66 123V121H71L70 120V117L71 116H69V118H67V114H72V112H70V113H68L69 111H68V108H67V111H65V109L63 108H61V107H59L61 110H64L65 111V115H66V117L65 118H63V120H62V117H64V116H62V115H64V112L63 111H58V112H61L62 113V115H61V113H59L60 114V116L61 117H59V116H55L54 117V115H57V113L56 114H54V115H52V113L54 112H57V110H59V109H55V108H51V110H49L50 108L48 107V110H47V112L49 111L50 113H51V117H52V120H51V118H50V122H52L51 124H55V127L57 128L58 127V129H61V131H62V133H63V136H68V141H70V143L72 144V146H74L75 148H76V150L74 149V150H71V149H73L72 147H71V149L69 150L66 146H65V149H67V150H63L62 151V149H59L60 147H61V145L62 144H60L59 142H55V143H51L50 144V141H48V136H46V133H48L49 131L51 132L50 134H52V135H50L51 137H50V140H52L51 142H53L55 139L54 138H56V140L58 139L57 137H54L53 135V133H55V132H58L59 134H61L60 132H59V130L57 131V129H55V128H53L54 130H56V131H52L53 129H52V127H54V125L51 127H48V126H46V125H50V124H48V120L49 119H47V117L49 116V115H47V112H46V115L47 116H45V117H43L44 115H43V113L40 115V113H41V111H40V113L39 112H37L39 109H41V108H39L37 111L34 109L35 107ZM60 106V105H59ZM62 106V105H61ZM77 106V107H78ZM79 106V107H80ZM84 106V105H83ZM84 106V107H85ZM86 106V107H87ZM85 107L86 108V110L85 111H87L88 109L90 110L93 106H92V104H91V108L90 107ZM111 106H113V107H111ZM117 107L118 109L116 110V113H120V116H118L115 112H114V107ZM122 106V105H121ZM167 106V107H168ZM171 106V107H170ZM215 106V107H214ZM219 106V105H218ZM225 106H227V107H225ZM40 107V106H39ZM96 107V106H95ZM102 107V108H101ZM199 107H201L199 110H198V108ZM228 107H230V108H228ZM66 108V107H65ZM69 108V110H73V109H70ZM81 109H83V107H80ZM84 108V109H85ZM120 108H122L121 110H122V115H121V112H120ZM154 108H155V106H154ZM174 108V107H173ZM227 108H228V110H227ZM252 108V109H251ZM255 108H257V112H258V114H257V112L254 110ZM54 109H55V111H54ZM93 109V108H92ZM116 109V108H115ZM148 109V110H147ZM172 109V108H171ZM177 109V111H179ZM180 109V110H181ZM230 109V110H229ZM53 110V111H52ZM87 111V113H86V116H88L89 117V114H90V112L92 111ZM94 110H95V108H94ZM99 110V109H98ZM101 110V111H102ZM136 110V111H135ZM166 110H170V113H168L167 112V114L169 115V117H167L168 115H164V116H162V113H165L164 111H166ZM246 110H254L253 112H254V115H256V116H258V117H263V119L260 117V118H258V117H255L254 115V117H253V119H252V117L250 118V116L252 115L251 113H253L252 111H250L251 113H249V111H246ZM35 111H36V113H35ZM84 111V110H83ZM96 111V110H95ZM101 111H99L98 112V114H100V112ZM141 111V110H140ZM198 111H201V112H198ZM231 111V112H230ZM239 111H242V112H239ZM67 112V113H66ZM73 112H75V110L73 111ZM89 112V113H88ZM136 112V113H135ZM151 112H152V115H150L151 114ZM162 112V113H161ZM190 112V113H189ZM197 112H198V114H200V113H202L201 115H198L197 114ZM239 112V114L242 116V117H237L239 114H237ZM245 112H247V113H245ZM24 113V112H23ZM39 113V115H37ZM106 113V114H105ZM112 113H115L114 115L112 114ZM177 113V112H176ZM185 113V114H184ZM192 113H196V114H194V115H197V116H193V115H191ZM232 113V114H231ZM241 113H243V114H241ZM251 114V115H247V117L244 115V114ZM49 114V113H48ZM58 114V115H59ZM91 114H93V111H92V113ZM101 114H102V112H101ZM145 113H143V115H144ZM166 114V113H165ZM237 114V119H234V116ZM259 114H260V116H259ZM36 115H37V117L39 116V121L41 122V123H39L38 122V120H37V118H36ZM95 115H96V113H95ZM160 115H159V117H160ZM173 115H174V113H173ZM232 115V116H231ZM234 115V116H233ZM239 115V116H240ZM92 116H94V115H92ZM102 116L103 115H100V117H97V119L98 120H100V118H102ZM174 116H176V115H174ZM249 116V117H248ZM40 117H43V118H40ZM53 117L54 118H57V119H53ZM103 117V118H104ZM137 117H138V114H137ZM136 117V118H137ZM179 117V118H180ZM194 117H195V119H194ZM197 117H199V118H197ZM231 117H233V119L234 120H238L239 121V119L241 118V120H240V122L242 121V126H241V124H240V122H235L234 123V120L232 121L231 119ZM235 117V118H236ZM47 119L46 121H45V123H46V125H45V127H46V129L44 128V126H42V120L41 119H43V120H45V119ZM49 118V117H48ZM72 118V117H71ZM93 118V117H92ZM95 118V117H94ZM93 118V120L92 121H94L95 119ZM158 118V117H157ZM162 118V119H163ZM172 118V119H171ZM190 119V122L188 121L189 119ZM243 118H247L248 120H250L249 122H251L252 120H253V124L251 123V125H250V123H248V120H247V124H249L248 126L250 127V129H252L251 128V126L253 127V125H256V126H254V127H257V129H260L261 131H259V133H254L253 134V137H254V139L252 140V137H251V134H249V133H253L252 131L254 130V132L256 131L255 129L256 128H254L253 130H249V129H247L248 131H251V132H248L247 130H245V128H243V129H241V128H239V127H237V125H236V123L237 124H239L240 125V127H243V125L246 123V121H245V119H243ZM250 118V119H249ZM256 118H257V120H256ZM96 119V120H97ZM119 119V120H118ZM153 119H155V118H153ZM160 121L159 122H161V118H158ZM158 119H156V120H158ZM171 119V121L169 122V120ZM252 119V120H251ZM254 119H255V121L257 122V123H254L255 121H254ZM259 119V120H258ZM96 120L94 121V122H96ZM97 120V122H99L100 123V121H98ZM108 120V121H109ZM174 120H175V118H174ZM173 120V123L175 122ZM185 120H187V121H185ZM53 121L55 122V123H53ZM60 121H62V122H60ZM89 121H91V120H89ZM91 121V122H92ZM135 123H134V122ZM138 121V120H137ZM185 121V122H184ZM232 121V122H231ZM85 122V123H84ZM90 122V123H91ZM96 122V123H97ZM101 122V123H102ZM164 121H162L161 123H163ZM189 122V123H188ZM243 122H245V123H243ZM43 123H44V121H43ZM44 123V124H45ZM96 123L94 124V125H96ZM100 123V124H101ZM108 122H106V124H107ZM108 123V124H109ZM158 123V122H157ZM160 123V124H161ZM63 124V123H62ZM65 124H63L64 126H65ZM73 124H72V126H73ZM91 124H93V122L91 123ZM105 124V125H106ZM117 124V125H118ZM159 124V123H158ZM157 124V125H158ZM159 124V125H160ZM163 124H166L165 122L163 123ZM190 124V125H189ZM112 125V126H111ZM114 125L117 127H114ZM162 125V124H161ZM170 125H171V123H170ZM169 125V126H170ZM238 125V126H239ZM261 125H263L264 126V123L262 124L261 123ZM29 126V125H28ZM59 126H60V128H59ZM79 126V127H78ZM86 126V127H87ZM123 126V127H122ZM162 126H164V125H162ZM166 127H167V130L166 131H164L163 133H165L166 135H168L169 137H175L174 139L172 138H170L169 139V141H171V142H173L175 139H176V137H177V131L176 130H174V131H176L175 133H174V131H173V134H172V132L170 131V130H172L173 128H174V126L172 125V126H170V128L168 129V125H165ZM164 126V127H165ZM199 126H201V125H199ZM245 126H247V125H244V127ZM247 126V127H248ZM262 126V127H263ZM43 127V128H42ZM48 127V128H47ZM99 127H101V128H99ZM105 129H104V128ZM112 127H114V129L116 128V131L118 130V132H119V134L117 135L116 134V131H114V129H112ZM129 127H131L130 129H129ZM135 127V126H134ZM173 127V128H172ZM202 127H200L201 129L200 130H202ZM52 129V130H48V129ZM44 129L45 130H48L47 132L46 131H44ZM101 129V130H100ZM106 129L110 132V133H103L102 134V132H104V131H106ZM155 129V128H154ZM157 130L159 129V128H156ZM165 129V128H164ZM263 129H264V127H263ZM30 130V129H29ZM92 130V131H91ZM113 130V132H111ZM153 130V129H152ZM159 130H161L159 133L160 134H162V130L163 129H159ZM158 130V131H159ZM168 130H169V132H168ZM31 131V132H32ZM90 131H91V137H88V138H84V137H86L87 136V134L86 133H88L89 135H90ZM133 132V133H135V134H132L131 132ZM156 131V130H155ZM257 131V132H258ZM68 132H69V135H67L68 134ZM121 132V133H120ZM167 132H168V134H167ZM185 132H183V134H185V136L186 137H188L187 135H186V133ZM197 132H199V131H197ZM115 133V134H114ZM172 134V135H169V134ZM264 133V132H263ZM49 134V133H48ZM59 134H55V136L56 135H58V136H60L61 138H63L62 137V135H59ZM64 134H66V135H64ZM130 134V135H129ZM131 134L132 135H135V136H131ZM149 134H153V132L152 133H150V131H149ZM155 134V133H154ZM176 134V136H174ZM84 135H86V136H84ZM97 136H96V141H99L100 139H102L98 134H96ZM158 135V134H157ZM163 135V136H162ZM162 135H160L161 137V139H159V141H157V143L158 142H160V144H156L157 146L158 145H160V146H158L157 147V149L159 148V150L160 151H163V150H161L160 149V147H162V146H165V142H167V140H168V137L166 136V135H164V134H162ZM179 135V134H178ZM30 136V135H29ZM100 138H99V137ZM129 136H131L132 137V139H133V141L134 142H132V143H130V144H132L133 145V143H135V145L137 144V145H139V146H132V145H130L129 144V141H132V139L131 138H129ZM150 136V135H149ZM149 136H146V137H149ZM155 136H156V134H155ZM167 138H166V137ZM184 136V137H185ZM32 137V136H31ZM30 137V138H31ZM54 137V138H53ZM81 137V138H82ZM157 137V136H156ZM159 137V136H158ZM164 137V138H163ZM185 137V138H186ZM190 137V136H189ZM240 139V141L237 139ZM256 137V138H255ZM54 140H53V139ZM75 138V137H74ZM93 138V140H95ZM137 138V137H136ZM231 138H233L235 141L236 140H238L239 142H241L242 143V145L243 146H241V148H240V143L238 142V145L239 146H237L235 143H237V141L234 143V145L233 144H231L230 142H232L233 143V141H231V140H233V139H231ZM236 138V139H235ZM60 139V138H59ZM58 139V141H61L62 142V140H59ZM64 139H65V141H64ZM90 139V140H89ZM162 139H164V140H162ZM166 139V140H165ZM188 139V138H187ZM199 142V144L197 145V143L198 142H195L196 140ZM230 139V140H229ZM150 140L153 142H151L150 143ZM193 140H194V142H193ZM255 140V141H254ZM47 141L49 142V145H47ZM67 141V138L66 137H64L63 138V145H62V147L64 146V144H65V142ZM68 141L66 142L67 144V146H71V144L70 145H68L69 143H68ZM87 141H85V142H87ZM102 141L100 142L101 144H102ZM163 141H165V142H163ZM229 141V142H228ZM254 141V142H253ZM75 142H76V140H75ZM161 142H163L162 144V146H161ZM175 142V141H174ZM57 143H58V145L60 146V147H58L57 146ZM77 143H76V145H77ZM78 143V144H79ZM92 143H96L95 141L94 142H92ZM156 143V142H155ZM230 143V144H229ZM257 144V145H255V144ZM258 143H260V142H258ZM104 143L102 144V148H103V145H105ZM128 144H129V146H128ZM174 144H176V143H174ZM194 144V145H193ZM93 146H97V148L99 147L100 148V146H99V144L97 143V145L95 144H92ZM231 145H233L234 147H238L239 149V151L237 152V149L236 148H234L233 146H231ZM130 146H132L133 148L134 147H136V149L134 148L133 149V151H132V149H130L129 147ZM168 146H170V145H168ZM255 146H257L258 147V149L256 150V148H255ZM48 147V148H47ZM61 147V148H62ZM81 148L82 150L84 149V148ZM50 148V149H49ZM55 148V149H54ZM64 148V147H63ZM97 149V150H100V152L98 153L99 155H101V152H103V149L102 148H100V149ZM110 148V149H109ZM170 148H171V146H170ZM51 149V150H52ZM56 149L58 150L59 149V152H57L56 151ZM78 149V150H77ZM80 149V150H81ZM86 149L87 148H85L84 150L86 151ZM130 149V150H129ZM139 149V148H138ZM137 149V150H138ZM189 149H187L184 153H189L188 151H189ZM241 149H243V150H241ZM63 152H61V151ZM81 150V151H82ZM105 150H104V152L103 153H105ZM134 151V154H132L131 152H130V156H135L137 153H138V151ZM5 151V150H4ZM77 151V152H76ZM87 151H88V149H87ZM114 152L115 153V155L112 157V159H114L115 158V156H116V158L114 159V160H112L111 159V157H110V154H111V152ZM159 151V152H160ZM171 151H173V147H172V150ZM257 151V152H256ZM112 152V153H113ZM128 152V153H129ZM135 152H137L136 154H135ZM174 152V151H173ZM173 152H171L172 154H173ZM201 152V153H200ZM71 153H69V155H71ZM74 153H72V157H73V159L71 160V156H68V152H67V155L65 154L64 155V157H66L67 158V156L70 158V160H69V158H67V160H69L68 162H72V161H74V158H76L77 156V154L75 155ZM85 153H87V152H85ZM85 153H83L82 152V155H81V152L78 154V158H76L75 159V167H78L79 166V169L78 170H80L84 165H86L87 167H88V164L89 163H87L85 160V158H87L86 157V155H85ZM102 153V156L101 157H103V156H105L104 154ZM106 153V154H107ZM147 153H149V154H151V152H150V150H148L147 151ZM256 153L258 154V155H260L259 156V158L257 157V155H256ZM75 156H74V155ZM84 154V155H83ZM162 154V153H161ZM160 154V155H161ZM168 154V153H167ZM172 154H171V156H172ZM197 154V153H196ZM175 155V154H174ZM57 156V155H56ZM56 156H54V159L56 158V160H57V162L62 158L61 156V158L59 159V157L57 158ZM79 156H84L83 158H81L82 159V161H83V163L84 162H86V164L84 163V164H78V166H76L77 164V162L78 163H81L82 161H81V159L80 160H78L79 159ZM147 158V159H150V160H148V162H146L147 160L144 158ZM159 155H157V157L156 158H161V156L160 157H158ZM163 156V155H162ZM63 157V158H64ZM182 157V156H181ZM184 157H182L181 159H183ZM197 157V158H196ZM33 158V159H34ZM136 158V159H135ZM163 158H165V157H163ZM162 158V159H163ZM167 158V157H166ZM257 158H258V161H257ZM142 159H143V161H145L146 162V165L144 164L145 162H143L142 161ZM170 159H174V156H173V158H170ZM180 159V161H178V162H181L182 160ZM186 159V160H185ZM185 159H183V161H185L184 162V164H186L187 163V159L188 158H185ZM201 159V160H200ZM262 160L261 162H259V160ZM63 160V164H65L66 165V159L64 158V159H62ZM78 160V161H77ZM88 160H89V158H88ZM87 160V161H88ZM117 160V161H116ZM135 160V161H134ZM136 160H137V163L138 164H134L135 162H136ZM161 160V159H160ZM160 160H159V164H160ZM171 160V161H172ZM81 161V162H80ZM112 161V162H111ZM126 161H127V163L129 164V165H127L126 166ZM133 161V162H132ZM155 161L156 162H158L157 161V159L156 160H154V162L153 163H155ZM166 161V160H165ZM177 160H175L174 159V162L172 163L171 162V164H172V166H171V164L169 163V168L171 169V167H173V165H174V163L176 162ZM257 161V165L259 166V168H257V165L255 164V162ZM54 162H56L55 160H53V162L51 161L48 165L49 166H51L52 164V166H53V168H54V165H55V163ZM67 162V163H68ZM70 162V163H71ZM89 162V161H88ZM114 162H115V164H114ZM116 162H117V164H116ZM142 162H143V164H144V166L142 167ZM188 162V163H189ZM259 162V163H258ZM59 164H62V162L60 161V162H58ZM58 163H56V165L59 167L60 165L58 164ZM134 165H133V164ZM187 163V164H188ZM192 163V164H191ZM130 164H132V166L133 167H131V165ZM175 164H180V163H175ZM181 164H182V162H181ZM184 164L181 166V167H184ZM200 164V165H199ZM56 165H55V167H56ZM65 165H62V166H64L63 168H59V170H57L58 169V167H57V169H55L54 168V172L56 171V173H57V171H58V173H62L61 175L62 176H65V177H61L60 176V174H58L57 173V176H60V180H59V177H58V179H55L54 178V184L55 185H59L57 182H60L61 181V183H62V185L60 184L59 186L60 187H63V184H65V183H67L66 181H68V179H69V181H68V183L69 184H71V181H72V183L74 184L75 182V184L77 185L78 183L77 182H79L78 180H75V179H80L81 178V172L79 171V176L80 177H78L77 175H78V170H75L76 168L74 167V165H73V163H71V164H69L68 163V166H70L68 169H70L71 168V165H73V167L75 168V169H70V170H68L67 169V171H70V172H72L73 174L72 175H70L71 173L69 172V174H68V172L65 170V168L66 167H68V166H66L65 167ZM80 165H82L81 166V168H80ZM92 165V164H91ZM136 165H138V167H139V165L142 167V170H141V172L145 175L146 173H147V175H145V177L147 176L148 178L150 177V175H151V178H152V180L150 179V181L152 182H150L151 184H153L152 186L154 187L155 186V188H152L151 187V184L148 182L149 180L147 179V177L145 178V179H143V180H147L145 183L142 181V180H140L139 182H141L142 181V183H144V184H148L149 183V186H150V188L152 189V192H154V191H159L161 188H163V189H161V191L163 190V192H164V194H163V192H161V191H159L160 192V194H162L164 197H163V199H161V195H159V196H161L160 197V199L158 198V194L157 193H155L154 194V196L157 194V197L155 196V198L157 199V200H159V203H157V204H159V206H160V202H161V200L164 202V203H161V210H162V212H167V213H169V212H172V216L174 217V208L175 207H177V208H179V209H177L176 208V210L175 211H178L179 213H177L178 215H176V217L174 218L175 220H173V217L171 218L172 220L171 221H173L175 224H174V226L176 227V225H177V223L179 222V224L177 225V227L175 228V229H173L172 227V233L173 232H175L176 233V231L178 230V231H180V229H182V231L184 232H182V234L180 235L179 234V232L176 234V235H178L177 237H176V235H175V238H174V240L177 238V240H176V242L175 241H173V243H172V247H171V241H170V239L172 238L171 236H174V234L175 233H173V235L171 234V228H169L170 226H168L167 227V231L168 232H166L165 231V229L164 230H162L163 228H164V226L166 225L165 223V225H163V222L161 223V214H159L157 211H155L156 209H159L160 207L158 206V208L156 207L155 209H154V207H155V205L154 204H152V202H153V200H154V202L153 203H156L155 202V198L154 197H152V195H151V197H152V199L153 200H150V199H148V197L150 196H148L147 197V195L148 194H151L152 192H151V189H150V191H149V186H148V188H147V185H146V188L148 189H146V192L147 191H149L148 192V194L145 192V194H147L146 196H144L143 195V199L144 198H146L147 197V200H145L147 203L145 204V202H143V199H142V194H144L143 192L145 191L144 190V185L143 184H140V185H138L139 183L137 182V183H134L133 181L135 180L136 181V179L137 180H139V178H141L142 179V177L141 176H139L138 177V175H140V174H142L141 172L138 174L137 172L138 171H140V169L138 170V168H137V166ZM256 166V167H254V169L256 170V171H258V170H260V172L259 173H261L260 175H261V180L263 181L262 183H260L261 184V186L260 187H258L259 186V182L257 183L256 181V184H255V182H254V180H256L257 178H260V176L259 177H257V175H255L254 174V172H256L255 170H253V167L252 166ZM48 166V167H49ZM61 166V167H62ZM93 166V165H92ZM127 168H126V167ZM135 166V167H134ZM86 167V168H87ZM131 167V168H130ZM140 167V168H141ZM177 167V168H176ZM52 168V169H53ZM85 167L82 169L83 171H82V173L83 174H85V173H88V172H90V174L89 175H92L93 176V167H88V168H90V169H92V173H91V171H90V169H89V171L88 170H86V171H88V172H86L85 171V169H86ZM128 168H130V169H135V168H137L136 169V171H135V173L137 174V175H135L134 173H132V172H130V169H128ZM155 169H156V167H154ZM174 168L172 169V172H175L174 171ZM50 169V168H49ZM60 169H63V170H61V172H60ZM129 170L128 172L129 173H125V171L126 170ZM133 169V170H134ZM151 169H149V170H151ZM154 169V170H155ZM170 169H169V171H170ZM197 169H199V170H197ZM251 169H252V171H251ZM51 170V169H50ZM65 170V171H64ZM75 170V173H76V171H77V174H75L73 171ZM101 170V171H102ZM132 170V171H133ZM138 170V171H137ZM200 170H201V173H199L200 172ZM51 171H53V170H51ZM112 170H111V172H113ZM199 171V172H198ZM42 172L40 173V175L42 174ZM49 172V171H48ZM53 172V175L55 176L56 174ZM65 172H67V174L65 175ZM106 172H104V171H102L101 173L103 174V173H106ZM157 172V171H156ZM171 172V171H170ZM170 172H168V173H170ZM199 173V176H198V173ZM258 172H256V174H258ZM50 173H52V172H50ZM100 172H99V174H101ZM109 173V174H108ZM108 173H106V175L108 174V175H111V173H110V171H108ZM82 174V178L84 179V178H86L87 176H89V175H87V174H85V175H87L86 177L84 176ZM126 174H127V176H126ZM129 174H131V176H128ZM132 174H133V177H132ZM150 174V175H149ZM171 174V177H172V173H170ZM170 174L168 175V177L170 176ZM173 174H175V173H173ZM71 176V177H68V176ZM135 175V176H134ZM181 175L182 176H184V177H181ZM193 175H194V177H193ZM254 175L256 176V177H254ZM259 175V174H258ZM52 176V175H51ZM51 176H50V178L48 179V180H50L51 179ZM68 177V179L66 180L65 178H67ZM72 176H74L73 178L74 179H72ZM84 176V177H83ZM101 176V175H100ZM105 177V175L103 174L102 175V177ZM136 176H137V178H136ZM143 176V175H142ZM176 176V177H175ZM106 177H108V176H106ZM126 177H128V178H134V179H128L127 180V178ZM193 177V178H192ZM197 177V178H196ZM264 177V176H263ZM52 178H53V176H52ZM57 178V177H56ZM61 178L64 180L63 182H62V180H61ZM89 178H90V176H89ZM111 178V177H110ZM191 178H192V180H191ZM256 178V179H255ZM72 179V180H71ZM86 179H88V178H86ZM86 179H85V184L84 185H81V184H83V180L81 179L80 181L82 182H79L80 184H78V185H80V187L77 185V187L76 186H73V188L75 187V191L74 192H78L79 193V191L81 192L82 190H83V186L85 187V189L84 190H87L88 189V191H86V192H81V193H79V194H83V196L85 195V193H87V192H91V193H93L90 189H93L94 187H92L91 185H90V189H89V184H91L90 183V181H89V184H87V182H86ZM91 179V178H90ZM160 179V178H159ZM165 179V178H164ZM175 179H178V180H175ZM57 180V181H56ZM71 180V181H70ZM75 180V181H74ZM89 180V179H88ZM92 180V179H91ZM104 180L106 181V180H108V178L106 179V178H104ZM112 180V181H111ZM113 180H114V183H112L113 182ZM132 180V181H131ZM169 180V179H168ZM253 180V181H252ZM257 180H259L260 181V179H257ZM43 181V182H44ZM93 181V180H92ZM91 181V182H92ZM104 181V182H105ZM109 181V180H108ZM108 181H106V188H108V184H107V182ZM129 181V182H128ZM178 181V182H177ZM40 182V181H39ZM42 182V181H41ZM49 182V181H48ZM51 183L53 182V180H51L50 181ZM49 182V183H50ZM168 182V181H167ZM186 182V183H185ZM253 182V183H252ZM261 182V181H260ZM48 183V184H49ZM129 183H131V184H129ZM133 183V184H132ZM169 183V182H168ZM167 183V184H168ZM182 183H183V185H182ZM185 183V184H184ZM40 184H42V183H40ZM87 184V185H86ZM136 186H135V185ZM157 184H158V186H157ZM257 185L258 184V186H256L257 188H258V190L256 191V193H254L255 191H253L252 192V190H254V188H255V185ZM51 185H53V183L51 184ZM66 185V184H65ZM92 185H94V183L92 184ZM170 185L172 186L171 188H170ZM252 185L254 186V188L252 189ZM40 186V185H39ZM45 186V185H44ZM67 186H69L70 187V185H67ZM67 186H64V188L65 189H67ZM82 186V187H81ZM88 188H87V187ZM140 186H144V187H140ZM53 187H54V185H53ZM50 187V185H48V187H47V191L49 192V195L47 196V199L49 200V201H55V203H53V204H55V206H53L52 207V211H54L53 213L50 211V213H52V215H54V216H52V215H49V216H51V217H49V218H61L60 217V215H57L56 213H57V206H59V205H57L58 203H60L61 204V199H63V200H65L64 198L66 197V196H62V195H67L68 194V192L69 191H71V194H73L75 197H76V194H77V192H76V194H74V192H73V189L72 188H70V190L68 191V189H67V192H65L66 190L65 189H63L62 191L61 190H59V188L57 189V186L56 187ZM92 187V188H91ZM160 187V189L159 190H157L158 188ZM5 188H7V189H9V187H5ZM12 188V187H11ZM11 188H10V192H13L12 190H11ZM53 188V189H52ZM55 188L57 189V190H59V191H61V193H59V197H58V194L57 195H55L54 193L55 192H59V191H54L55 190ZM76 188L79 190H76ZM82 188V189H81ZM112 188V189H111ZM139 188H141V191L143 190V192H141L140 191V189ZM143 188V189H142ZM174 188H176V187H174ZM173 188V189H174ZM188 188V189H187ZM6 189V190H7ZM62 189V188H61ZM72 189V190H71ZM170 189V190H169ZM261 189L262 190H264L263 189V187H261ZM5 190V191H6ZM83 190V191H84ZM90 190V191H89ZM154 190V191H153ZM262 190H260L261 192H262ZM9 191H8V194L10 195L11 193H9ZM40 191V190H39ZM53 191H54V193H53ZM173 191H174V193H173ZM46 192V191H45ZM62 192H65V193H63L62 194ZM73 192V193H72ZM151 192V193H150ZM158 192V193H159ZM15 193V192H14ZM67 193V194H66ZM252 193H254V194H252ZM16 194L17 193H15V195L12 193L11 195H14V197L13 196H8V195H6V196H8V197H11L12 198V200H14V199H17V196H16ZM40 194H41V191H40ZM62 194V195H61ZM42 195V194H41ZM69 195V197L71 196L70 194H68ZM167 195H169V196H171L170 194H167ZM166 195V196H167ZM174 195V196H173ZM15 196H16V198H15ZM40 196V195H39ZM46 196V195H45ZM77 198H79V195L77 194ZM111 196V195H110ZM139 196H140V199H139ZM176 196V197H177ZM258 196V195H257ZM256 196V197H257ZM41 198H42V196H40ZM68 196H67V198H69ZM81 197V196H80ZM150 197V198H151ZM175 197V199H177ZM11 198H10V200L8 201V202H11ZM14 198V199H13ZM39 198V197H38ZM40 198V199H41ZM44 198V197H43ZM42 198V199H43ZM67 198H66V200H67ZM71 198H73V196H71L69 199H71ZM253 198V199H252ZM6 199H8V198H6ZM39 199V200H40ZM68 199V201H66L65 200V202H67V203H64V205H67L68 203H69V200ZM83 199H84V197H83ZM83 199H81L80 198V200H83ZM167 201H166V200ZM251 199H252V201H251ZM261 200V201H259V200ZM45 200V199H44ZM43 200V201H44ZM63 200H62V202H63ZM73 200H75V198L73 199ZM72 200V202H73V204H71V203H69V204H71L70 206L72 207L75 203H76V201L78 202V201H80V200H78V199H76V201H73ZM139 200V201H138ZM141 200H142V202H141ZM180 200H182V201H180ZM37 201H38V199H37ZM41 201V200H40ZM39 201V203H42V202H40ZM149 201H152L151 203H148ZM14 202H16V205H15V203ZM14 202H11L12 204L14 203V206H17V208H19L18 207V205H17V201H15L14 200ZM71 202V201H70ZM75 202V203H74ZM110 202L112 203V204H110ZM140 202V204L138 205V206H140L141 208L142 207H144V209L142 208V210H140L139 209V207H137V204ZM175 202V203H176ZM7 203V200H6V202H5V204ZM10 203V204H11ZM81 203V202H80ZM79 202H78V204H80ZM108 203H109V205H108ZM4 204V205H5ZM9 204V203H8ZM7 204V205H8ZM12 204L11 205H9L10 207H12ZM63 204V203H62ZM61 204V205H62ZM68 204V205H69ZM76 205V206H78V208L80 209V210H82L83 211V215H84V217H86V215L84 214V209H81L82 207H81V205L79 206V205ZM141 204H142V206H141ZM144 204H145V206H144ZM154 205V207L152 206V209H150V208H148V205ZM157 204H156V206H157ZM41 205H43V204H41ZM61 205L59 206V213H60V208H61ZM150 205V206H151ZM163 205V206H162ZM170 205V207H168ZM7 207V206H5V209L7 210V214H10V212L12 213V214H17V216H19L20 217V213H19V215H18V212H17V210H15V209H17L16 207H14V210L13 209H10V207ZM63 206V205H62ZM70 206H66L67 208H69ZM75 206V205H74ZM75 206V207H76ZM146 206H147V208H146ZM172 206L174 207L173 209H172ZM30 208H32L31 206H29ZM51 207V206H50ZM65 206H64V209L66 208ZM81 207V208H80ZM107 207V208H108ZM112 207H113V209H112ZM162 207L163 208H165L164 210L162 209ZM7 208H9V209H7ZM29 208V209H30ZM63 208V207H62ZM167 208H171L172 210H169V209H167ZM49 209V208H48ZM72 210H73V208H71ZM78 209V210H79ZM151 210V212H153V209H154V212L155 213H157V214H159V215H157V214H155L154 216L152 215V214H154V212L151 214V212H149V211H147V210ZM167 209V210H166ZM10 210V212L8 213V211ZM11 210H13V211H11ZM19 210V209H18ZM32 210V212H31V214L34 212V215H35V213H36V210H34V209H31ZM34 210V211H33ZM63 210V209H62ZM79 210V212L81 213L82 211H80ZM144 210V211H143ZM169 210V211H168ZM70 211V210H68V209H66V213L64 212V210H63V212L65 213H63L64 215H67L68 214V212ZM142 211H143V213H144V215H140L141 213H142ZM13 212H15V213H13ZM17 212V213H16ZM20 212V211H19ZM42 212V211H41ZM149 212V213H148ZM47 213V212H46ZM50 213H48V214H50ZM62 213H60L61 215H62V217H63V214ZM71 213V215H75L74 214V212H70ZM73 213V214H72ZM142 213V214H143ZM145 213H147V214H151L150 215V218L151 217H154L153 219L151 218H149L150 219V221L149 220H147L148 219V216H147V214H145ZM167 213H166V215H165V213H162L163 215H165L166 217H168V219H170L169 217L170 216H168L167 215ZM192 213V214H191ZM194 214V217L193 218H195V219H191L192 218V215ZM27 215H29V214H26V215H24V217L26 216V217H28ZM33 215V214H32ZM33 215V218H36L35 216ZM47 214H45V216H46ZM81 215V217L83 218V215H82V213L80 214ZM106 215V214H105ZM135 215H136V217H135ZM146 216L144 219L145 220H147L146 222H145V220H143L142 219V221H144L145 223H143L142 221H141V217L140 216ZM162 215V216H163ZM16 216V215H15ZM15 216L13 215V217H14V219H16L17 218V216H16V218H15ZM30 217H31V215H29ZM40 216V218H42V217H44V214H42V216L41 215H39ZM7 217H8V215H7ZM11 217H12V215H11ZM18 217V218H19ZM22 217V216H21ZM25 217V218H26ZM47 218H48V215L46 216ZM68 217H70V215H67V217L66 216H64V220L62 219H60L62 222H61V224L63 223V221H65V220H67L66 218H68ZM76 217V216H75ZM75 217H72V218H75ZM136 219H135V218ZM139 217V218H138ZM156 217H158V220H160V222L156 219ZM9 218V219H8ZM6 220L7 221H0V229L2 228V227H4V230L5 231H3V233L4 232H6V229H5V226L7 227V233H4L6 236V238L8 239H4V242L5 241H7V242H5V243H0L1 245H3V244H5L4 246L5 247H3V248H6V250L5 249H3L2 248V246H1V248L5 251L4 252V254H2V255H0V263L1 264H27L28 263V261H30V260H32L31 258H30V260H27L28 258H29V254H33V251H35V249H34V247H31V248H33V251L32 250H30V248H29V246H33V243H32V245L30 244L31 242H30V240L32 239V238H30L29 240H28V238L30 237V236H27L26 235V233L28 232V230L26 229L25 231H26V233H24L25 235H26V238L24 237V234L22 233V232H20L21 230L18 228V227H16V224H17V222L15 221V220H13V218H10V215H9V217H8ZM29 218V217H28ZM32 218V217H31ZM37 218H38V216H37ZM72 218H70L69 220L70 221H72ZM104 218H106V217H104ZM108 218H106L105 220H103V223L108 219ZM143 218V217H142ZM176 218H178V220H176ZM190 218V219H189ZM260 218H261V220H260ZM113 219V220H114ZM138 219H140V222H139V220ZM17 220V219H16ZM53 220H55V223L56 224H58L57 226H60L59 225V223L60 222H57L56 220L57 219H53ZM136 220V223L138 224V222L140 223V225L139 226H142V228H143V226H145L146 225V223H148V221L149 222H151L152 220L153 221H157L158 223H154L156 226H157V224H158V226H157V228H155L154 227V224L152 225L151 223H150V225H146V226H148V228L147 229H150V232H152V231H155V234H154V232H152V233H150V232H148L149 230H147L146 229V231H147V233H149V234H145V228H144V230H143V232H141V230H139V228H141V227H136L137 226V224H135L134 223V221ZM137 220H138V222H137ZM9 221V222H8ZM59 221V220H58ZM175 221H177V222H175ZM260 221V222H259ZM6 223V222H8V223H6L5 224V226H2L1 224L2 223ZM16 224H15V223ZM46 222H48L47 221V219H46ZM52 222H54V221H52ZM52 222H49V223H52ZM67 222H69L68 220L66 221V224H68V225H71V223L73 222H71V223H67ZM107 222V221H106ZM105 222V224H107L108 222H109V220H108V222L106 223ZM109 222V227H111V231L110 232H112V230L114 229V227L112 226V223H110ZM259 222V223H258ZM14 223V224H13ZM65 223V222H64ZM74 223V222H73ZM141 223L142 224H145V225H141ZM160 223L162 224V225H160ZM170 223V222H169ZM181 223H182V225H181ZM52 224H54V223H52ZM65 224V225H66ZM120 224V225H119ZM149 224V223H148ZM262 225V226H260V225ZM13 225H15V227L16 228H18V230L17 231H15V229H13ZM74 225V224H73ZM108 225V224H107ZM151 225H152V227H151ZM169 225H171V223L169 224ZM2 226V227H1ZM49 226L51 227V225L49 224ZM53 226V225H52ZM57 226H55V227H57ZM63 226H64V224L62 225V227H60V230H61V228H63ZM103 226H105V225H103ZM161 226V227H160ZM163 226V227H162ZM178 226H180V227H182V228H178ZM14 227V228H15ZM113 227V228H112ZM153 228L154 227V230L153 229H151V228ZM51 228H53V227H51ZM57 228H59V227H57ZM137 228H138V230H137ZM158 228H161V231L158 229ZM165 228H166V226H165ZM168 228H169V230H168ZM107 229V228H106ZM110 229V228H109ZM109 229H107V231L109 230ZM159 230L160 231V233H158V235L160 234L163 238H161L160 237V235L159 236H156L157 235V233H156V230ZM177 229V230H176ZM3 230V229H2ZM53 230H55V228H53ZM174 230H176V231H174ZM208 230V232H207V234H206V232L205 231H207ZM211 230V231H210ZM15 231V232H14ZM58 231V230H57ZM57 231H55L56 233H57ZM123 231V232H122ZM141 232V234L143 233L144 235H146L145 237L143 236V234H142V238L143 239H147V240H149V242H151L150 243V245H149V242L147 241V240H142V241H144V242H146L145 244H144V246L147 244V246H145V248L146 247H149L148 249H143V248H141V247H143V246H141L140 247V245H142V244H140V242H142L141 241V235H139V233ZM191 231H193L192 233H193V235H191ZM195 231V232H194ZM14 232V233H13ZM17 232H20V234H18L17 236H16V233ZM113 232H114V230H113ZM162 232L163 233H167V234H165V235H171V236H168L167 237V239H169V241L167 242H164V244L162 243V245H161V247L160 246H158V244H156V243H158L159 241V239H160V242L159 243H161V241L164 239L165 240V236H163L164 234H162ZM1 233H2V231H1ZM60 233L62 234V232H59V234H58V236L60 235ZM168 233H170V234H168ZM181 233V232H180ZM4 234L2 235V234H0V236L2 237V236H4ZM110 234V233H109ZM115 234H114V236H115ZM153 234V235H152ZM185 234H187V233H185ZM194 234H195V236H194ZM199 234H201V236H199ZM7 235H8V237H7ZM13 235H14V237L15 238H17V237H20V238H18L19 240L21 239V242H22V240H23V242L19 245V246H21V245H23L25 242V240H26V243H27V241H28V243L30 244H28L27 243V245H28V247H27V245L26 244H24V246H26V247H24V246H22V248H23V251L25 250V249H28L29 248V250L30 251H28V250H25L24 251V255H23V253L21 252L22 251V248L20 249L18 246V250H17V248H16V246H15V244L17 243V242H15L16 240H18V239H14L13 238ZM63 235V234H62ZM151 235H152V237L155 235V240H151L152 239V237H151ZM21 236H23L24 237V239L23 238H21ZM112 236H113V234H112ZM113 236V237H114ZM204 236V235H203ZM113 237L111 238V240H109L110 242L112 241V239H113ZM150 237V239H148ZM160 237V238H159ZM169 237H171V238H169ZM179 237V238H178ZM187 237H188V234H187ZM187 237H185V239L187 238ZM190 237H188V238H190ZM4 238V237H3ZM159 238V239H158ZM207 238V237H206ZM2 239V238H1ZM60 239H62V238H60V236L58 237V240L60 241ZM110 239V238H109ZM121 239H119V240H121ZM154 239V238H153ZM158 239V240H157ZM181 239V240H180ZM57 240V241H58ZM139 240V241H138ZM163 240V241H164ZM182 241L183 242V245L181 246V245H179V244H181V242L180 241ZM1 241H3V240H0V242ZM32 242H33V240H31ZM63 243H64V241H63V239L61 240ZM153 241H155V242H153ZM162 241V242H163ZM177 241L178 242H180V243H178V244H174V243H177ZM196 241H197V243H198V239H196ZM109 242V243H110ZM148 242V243H147ZM20 243V242H19ZM59 244H60V246L62 247V246H64V245H62L61 244V242H58ZM68 243V242H67ZM67 243L65 244L66 246H64V248H65V251H64V253L66 252L68 255H69V264H75V261H76V259L79 257V259H80V255H81V259L80 260H82L83 259V256H84V261H82L83 263L85 262V261H87L88 259H90V260H92L93 258H95V257H91V254H92V256H95V254H93V253H90L91 251L89 250L87 253H86V255H88V253H90V255L88 256V257H86V255H83L82 254V252L81 251H79L78 253H76V251L73 249V251L76 253H73L72 252V250H71V245H70V243H68L69 245H67ZM113 244H115L114 243V239H113V242H112ZM112 243L110 244L112 247V250L111 251H113V250H115V248H114V245H112ZM167 243H169V244H167ZM210 246H209V245ZM16 245H18V243L16 244ZM149 245V246H148ZM179 246V247H184L183 249H184V251H187L188 250V252H184V254L185 253H187L188 255L186 256V257H184V255L183 254H181V251L183 250H181V248H175V250L174 251H176V250H178V251H180L179 252V258L181 257L182 259L180 260L179 258L178 259H176L178 256H176L177 255V252L178 251H176V252H173V249H174V247L173 246ZM109 246V245H108ZM173 248L172 250H171V248ZM176 246V247H177ZM186 247V248H185ZM209 247V248H208ZM63 248V249H64ZM188 248V249H187ZM142 249V250H141ZM198 249V248H197ZM3 250H1V252L0 253H2L3 252ZM59 250H61L62 251V249L60 248ZM107 250H110V248H108L107 247ZM106 250V253L108 252ZM120 250V249H119ZM196 250V249H195ZM195 250H193V251H195ZM28 252V254L27 253H25V252ZM111 251L109 252L110 254H112V253H114V252H112L111 253ZM30 252V253H29ZM146 253V255L144 256V254ZM182 252V253H183ZM192 252V251H191ZM35 253H37V251L36 252H34V254ZM62 253V252H61ZM65 253V254H66ZM105 253V254H106ZM108 253V254H109ZM114 253V258H115V255H117V254H115ZM63 254V253H62ZM108 254H106L107 256V258L109 259V258H111L112 256L111 255H108ZM173 254H176L175 256H176V258H175V256L173 255ZM191 254V255H190ZM202 254V255H203ZM25 255L27 256V258L25 257ZM75 255H77V257L75 256ZM117 255V256H118ZM186 255V254H185ZM191 257H190V256ZM192 255H194L195 257L193 258L192 257ZM202 255H200V257L202 256ZM35 256H37V254L35 255ZM111 256V257H110ZM116 256V257H117ZM120 256H118V257H120ZM30 257H32V255L30 256ZM85 257L87 258L86 260H85ZM105 257V258H106ZM112 257V258H113ZM184 257V258H183ZM187 257H188V259H187ZM192 259H190V258ZM197 257L199 258V259H197ZM203 257V256H202ZM92 258V259H91ZM113 258V259H114ZM79 259H77V262H78V260ZM113 259H109V261L110 260H113ZM116 259V258H115ZM114 259V260H115ZM175 259H176V263H175ZM27 260V261H26ZM79 260V261H80ZM90 260H88L89 262H90ZM117 260V259H116ZM115 260V261H116ZM119 261H120V259H118ZM180 260V261H179ZM185 260V259H184ZM191 260V262H189ZM105 261H106V259H105ZM104 261V263H106ZM108 261V260H107ZM119 261H116V263L117 262H119ZM77 262H76V264H77ZM89 262H87L88 264H90ZM93 262V260L91 261V264H94V263H92ZM111 263H112V261H110ZM114 262V261H113ZM185 262V261H184ZM189 262V263H188ZM199 262L197 263V264H199ZM217 262V263H216ZM30 264L32 263V261L31 262H29ZM28 263V264H29ZM81 262H79V264H80ZM86 263V264H87ZM108 264H110L109 262H107ZM106 263V264H107ZM32 264H35V263H32ZM85 264V263H84ZM96 264V263H95ZM113 264H115V262L113 263ZM117 264H119V263H117ZM168 264V263H167ZM181 264H185V263H181Z\"/></svg>","mask_w":264,"mask_h":264},{"label":"rangeland","instance_id":"obj_2","mask_svg":"<svg viewBox=\"0 0 264 264\" xmlns=\"http://www.w3.org/2000/svg\"><path fill=\"white\" fill-rule=\"evenodd\" d=\"M38 1H39V0H0V221H1V222H2V221H7V220L9 219L8 217H9V215H10V218H13V220H15V221L17 222V224H16L15 222H14V223L16 224V227H18V228L21 230L20 232H22V233L24 234V233H26L25 230H26V229L28 230V232L26 233L27 236H30V237L28 238V240H29L30 238H32L31 240H33V242L30 240V242H31L30 244L32 245V243H33V246H29V248H30V250H32V251H33V248H31V247H34V249H35V251H33V254H29V258H28L27 260H30V258H31L32 260L28 261V263L32 261V263H35V264H69V263H68V262H69V261H68V260H69V255H68L66 252H65L66 254L64 253V251H65L64 246H66L65 244L68 242V243H70V245H71V250H72L73 253H75V252L73 251V249H74V250L76 251V253H78L79 251H81L83 255H86V253H87L89 250H90V251L92 250L94 253H93L92 251H91L90 253L95 254V256H92V254H91V257H95V258H93V259L91 258V259L93 260L92 263L95 262L96 264H106L107 262H109L110 264H113V263L115 262V264H117V263H119V264H123V263H122L123 260H122L121 256L118 255L119 253H115V251H116V252H117V251H118V252L121 251V247H119L120 250L117 249V248H118V246H120L119 244L122 243V239H123V238L121 239L120 237H121V235H122L123 233L119 235V233L121 232L120 230H122V228L119 230L118 233L116 232V234H115V230L118 231L117 228H118L119 226L117 227V224L114 223V221H115V219H116L115 217H113L112 220L109 219V218H111L112 216H114V215H112L113 210L111 211L112 213H111V212L109 213L110 217L108 218V216H109V215H108V212H109V210H111V209H109V207H111V205H109V203H108L109 207L106 206V205H107V202L110 201L111 198H112V200H113V198H114V197H112V194H111V193H112V190H109V189H110V188H109L110 185H109L108 183L110 182V179H113V178H114V180L117 179V178H115V177H117V175H116L117 172H116V171H113V169H111L113 172H111V170H108V171H110V173H111V175H108V174H109L108 171L106 172V170H102L104 167H105L104 169H106L107 166H109V169H110L111 165H112V167L114 168V170H116L117 167H114V166H117V165H113L112 163H110V165H109V161H110V159H109L108 157H106V155H108L107 152H110L111 149L109 148L110 151L105 150V149H107L105 146L108 147V145L105 144L106 141L103 140L104 137H103V135H101V131H102V130L100 129L101 131H99V132H100V135H101L103 138L99 135V133H97V129H96V132H95V127H98V126H100V125H101V127H102V124H103L104 122H105V124H106V122L109 123V122H111L112 120H114V119H113L114 117L109 113V112H113V110L111 111V109H109L110 106L108 105V103L111 102V101H113L114 99L116 100L117 98H115V97L117 96V94L115 93V94H116L115 96L112 95L111 97H113V98H112V99L109 98L108 100H110V101L107 100V103H106V101H105V96H104V95H106V94L109 95V94L111 93V92H109V91H113V90H114L113 88H115V87H114L113 85H111V82H110V84H109V82H108V84H109L111 87H110V89H109V87H108L109 91H106L107 89L105 90V88H104V91H106L107 93H106V92H105V94L102 93V95H101L102 97H101V96H97V94H95V95L98 97L99 101H101L102 98L104 99V100L102 99L101 104L103 103V101H105L104 103H106L107 105H103V104H102V106H106L107 109H105V107H104V109H103L102 107H101V108H102L104 111H106V110H110V111H108V112H106V113H107V115H109V117H110V115L112 116V117H111L112 120L110 119L111 121L109 120V117H108L107 121L102 122V119L105 120V118H107V115H106V117H104V114H103L104 112H103V110H102V109H101L102 111L100 110V105H101V104H100V102L98 101L97 97H96L94 100L96 101V99H97V102H98V104H100V105H98V109H99V110L96 109V108H97V104H94V103H93L94 101L92 102L93 98L95 97V95H93L94 97L92 96V94H94V92H92V90L95 89V88L97 87L96 80H98L99 78H101V80H99V82H100V81H102V79H104V78H102V77H104V73L101 72L100 74H103L102 77H101V75H100V76H98L99 78H97V79H96V77H95V74H96V73H95V74L92 73V75H94V76H91V77H95V79H96V80H94V81H92L93 78H91V80H89V79H90L89 77H90L91 74H90V75H87V74H86L87 76H89V77H87V78H89L88 81H91V82H93V83H96V87H95V84L92 85V84H90V83H91V82H90V83H89V85H90V86H89V89H84V86L82 87V85H81V84L83 83V79H82L81 76H78V73H79V72L75 69L76 67H74V65H73L74 63H72V62H75L76 60L71 61V59H73V58H71V56L69 57V56H67V53H66V54L64 53V54H65V55H64L63 52H61V51H63V50H62V48L59 47V43H58V41L60 40V42H61L60 46H61V45L63 44V43H62V40L64 39V37H63L62 39H61V37H62V36H65L66 34H67V36H71V33H70L69 30H72V27H73V28L75 27V30H76L77 35H74V34H75V30H74V29H73V32H72V31H71V32L74 33V34H72L73 37L75 36L74 40H76V41H75V42L72 41V42H74V43L76 44V45L74 44V46H75L76 48H75V47H72V46H70V47H72L71 49H73V48L77 49L76 53H80V54L75 55V56H83L84 58H83V57H82V58H83L84 60H85V59L87 60V61L85 60L86 63L89 62V63H87V64L85 63L86 65L84 66V65H82V64H84V62L82 61L83 59L80 57V60L82 61V62H81V61L79 60V57H78V61L81 62V64H80V62H79V65H80V66H81V65L84 66L83 68H84V70H85L86 68L88 69L89 66H91V68H92V66H93V68H95L96 65H97L96 67H98V66L101 65V64L103 65V63H104V65L107 66V63H108L109 61H111V64H113L112 62H114V61H116L117 63H119V62H120L119 59H121V60L123 59L124 61H127L128 65L131 64V63H129V62H131V61H133V62L136 61V60H137V56H138V57H139L140 55L142 56V54H139V53H141V52L143 53V49H144V48L146 49L147 46L150 45L148 38L150 39V37H151L150 35H152V32H153V35H154L155 32L152 31V30H150L152 27L149 28V26H147V25H150V24H147V23H148L147 21H146L147 23L145 22L146 19L144 18V16H142L143 14L141 15V11L138 12L140 9L137 11V9H138V8H137V2H138V0H137V2H135L136 0H135V1H133V0H132V1L129 0L128 2H126V4H125V1H127V0H108V1L106 0V1H107L106 3H105L104 0H102V2H101V0H43L42 2H45V4H44V3H43V4L46 5L47 7L44 6V5H42V4L38 5V4L40 3V1H39V2H38ZM46 1H47V2L49 1L50 4L48 3V5H47V2H46ZM183 1H184V0H183ZM42 2H41V3H42ZM99 2H100V6L98 5ZM103 2H104L105 4H107V7H108V8L106 7V5H105ZM132 3H135V4H132ZM130 4H132L133 9L131 8V5H130ZM155 4H156V3H155ZM104 5H105V6H104ZM129 5H130L131 10H133L134 12L136 11L138 14L141 15V16H140V15H138V16L136 15L137 17H139V18H137V21H136L135 17H133V16H134V13H132L133 11L129 13V11H128ZM138 5H139V4H138ZM39 6H40V7L43 6L44 8L42 7L43 9H42V8L38 9ZM98 6H99V8H100L101 6H103L102 8L106 7L105 11H106L107 9H110V10H108L107 12L110 11V14H114V16L108 14L107 12H105V13L102 14L101 11H100V14H102V16H104V17H105L107 14L110 15V17H115V21H116L115 23L113 22V21H114L113 18H112V19H109V18H108V20H109L110 23L112 22V25H113V23H114V25H117V26L119 27V28H118V27L116 26V28L119 29V32H118V33H119V37H120V39L118 38V39H117L118 41L115 40V43L119 42V40H120V42H119V44H118V45H119L118 48H116L115 45H117V44H115V43H114L115 45L113 44V46H112V44L110 43V40H111V39H110V38H111L110 36H111V34H109V33H110V32H109V33H108L109 36H108V34H107V32H106V31H108V30H106L107 27L109 28L110 25H109V24H108V25L106 24L107 27H106V25H105L106 28H103L104 30L101 29L102 27H104V26H102V24H105V23L108 22V21L106 20L107 17L104 18V17L101 16V18H100V17H99L100 14L98 13V14H99V16H98V17H99L98 20L101 19V20H99L100 24H99V22L97 21V16H96L97 13H96V12H99L100 9L102 10V8L99 9ZM125 6H128V8L125 7ZM134 7H135V8H134ZM45 8H46L47 10H44ZM126 8H127V12H128L129 14H133V15H129V14L126 12ZM130 8H129V9H130ZM136 8H137V9H136ZM139 8H140V7H139ZM41 9L43 10V12L47 11V16H45V15L43 14L44 16L41 17V15H40V13L42 12ZM38 10H39V11L41 10L40 13H39ZM131 10H130V11H131ZM43 12H42V13H43ZM102 12H103V11H102ZM136 12H135V13H136ZM42 13H41V14H42ZM95 13H96V14H95ZM137 13H136V14H137ZM37 14H39V16H40L41 18H43V19H40L42 23L39 21V17H36V16H38ZM45 14H46V13H45ZM52 14L55 16V19H56V17H57V18L62 17V18H59V19H61V20L64 19V22L66 21L67 18H69V19H67L68 22L65 23V24H66V25L69 24V20H70V22L72 23V24L70 23V24L72 25V27H70V29H69V27L66 28V30L69 31L70 35L67 33V31H64V32H65V35H64V33H63L62 31H61V32H62V33H61V32H59L60 30L57 31L56 28H53L52 31H54V32L57 31V33L55 32V33L57 34V36H56V34H54V32H52V31H51L52 35H51V33H49L50 30H51L50 28L55 27V26L53 25V24H54V19H53L54 17L51 18L52 20H49V21L47 20L48 22L46 21V19H48V17H49L48 15H51V17H52ZM11 16H13V17H11ZM31 16H32V17H31ZM33 16H34V18H38V19H34V20H35V21L37 20L36 22H40V23H41V24H39V26H40V25L42 26V25L44 24V26H42L43 28L40 26V27H41V31L44 29L43 31H45V33H46V31L48 32V33H46V34H47L46 41H44L43 44H45V42H48V43L50 42V44L47 43V44L44 46V48L47 50L46 46H47V45H48V46H49V45H52V44L54 43L53 41H55V43H57L58 45H56L55 43H54V44H55L56 46H58V48L56 49V46H54V45H52V46H54L53 48H55L56 51L60 48V51L55 52V50H53V48H52V50H53L52 52H53V53H54V52L57 53V55L60 56V57H63V55H64L65 58H67V59L62 58V59H64L63 62H64L65 60H66V62H70V61H71L70 63H67V64L64 62L65 65L62 63V64L64 65L63 67H64L65 69L68 67V68H67L68 73L66 72V70H64V71L61 70V71H62V72H66L67 74H69V73L72 71V70H70L71 67H72V69H73V72H72V73H73L75 76L77 75L78 77H75L72 73H70L71 75L69 74V77L71 76V77H70L71 79L69 80V78H66L67 75L65 76L64 73L62 74V72H61L60 70H56V66L58 65V62H59V60H60L61 58L58 57V58H57V61H58V62L56 61L57 64L54 65V62H55V59H56V58L54 59V57L52 58L50 55H45V54H49V52L51 51V50H50L51 48H48V49H49V50H48L49 52L47 53V51H46V53H44V55H43V56H44L43 59H40V56H41L40 54H41L42 52H45L43 46H42V49H43L44 51L41 50V47L39 48V46H41L42 43H41V45H38V47H37V48H38V52H37V53H38V54L40 53V54H39V55H40V56H39V59H40L39 61L42 60L40 63H41L42 66L44 67L43 71L45 70L46 73L43 72V74H42V68H43V67L40 68V69L38 68V66H41V64H38V66H37V68L40 70L39 72H41V73H39L37 69H36V70H33V72L31 73L32 70H30V67L33 69L32 66H34L33 63H34V60H35V59H34V56H32V54H30V52L27 51V52L29 53V56H32V57H33V60H32V58L30 57L31 60H30V62H29V61H27V58H28V57L26 56V57H27V58H26V57L24 56V53H20V51H21V52H22V51H23V52L25 51V55H27V54H26V53H27L26 50H27V49L29 50V47H28L29 44L26 42V41H27V40H26V37H28L27 35H29V36L31 37V36H32V35H31L32 33H31V31H29V30H28L29 32L23 31L24 28H22V24H24V23H28V24H27L28 26H27V25H26V26H27V29H30V28H29V23H30V22H26V21L24 22V20H25V19L27 20V19L30 18V17H31V19H33ZM63 16H65L66 19H65V17L63 18ZM93 16H96V17L94 18ZM140 17H143V19L140 18ZM12 18H14V20L16 19V22L20 21V23H21V21H23V23H21V24L19 23L20 25L17 23L20 27L18 26V27L16 28V30H17L18 28H19V30H21V28H22L23 30H21V31L24 32L25 35L28 33L26 36L23 35V36H25V38H23V39L26 40L25 42L28 44V45H25V47H28V48H24V47H23V49H26V50H22V49H21V48H22L21 45L23 46V44H26L25 42L23 43V39H21L22 41L20 40L22 43H20V46H19V44H18V43H19V39L17 40L16 35H14V33H15V32H14L15 28L13 29V27H15L16 25H14L15 23H13L14 20H11V21H10V19H12ZM49 18H50V17H49ZM92 18H93V19H92ZM102 18H103V20H106L107 22H104V21L102 20ZM133 18H134V20H133ZM8 19H9V21H8ZM94 19H96V20H94ZM140 19H142L143 21H141ZM144 19H145V20H144ZM28 20H30V19H28ZM28 20H27V21H28ZM34 20H33V21H34ZM61 20H60V22H62ZM93 20H94V21H93ZM110 20H112V21H110ZM138 20H139V21H138ZM12 21H13V22H12ZM50 21H52V22L49 23ZM55 21H56V20H55ZM95 21H96V22H95ZM102 21H103V22H102ZM133 21H134V23H136V24H134ZM9 22H11V23H9ZM58 22H59V21H58ZM58 22L56 21V23H58ZM64 22H62V23H64ZM94 22H95L96 27H97V25L99 24V27H98L97 29H94V28H95V27H94ZM101 22H102V23H101ZM8 23H9V29H10L11 32H9V29H8ZM32 23H33V22H32V20H31L30 25H32ZM47 23H48V24H51V25H49L50 27H48L49 30H48V28L45 27V25H46ZM96 23H98V24H96ZM116 23H117V24H116ZM137 23H138L139 25H137ZM141 23H142L143 25H141ZM145 23L147 24L146 26H147V28H149V30L146 29V27L144 26ZM48 24H47V25H48ZM58 24H60V23H58ZM70 24H69V25H70ZM92 24H93V28H92ZM56 25H57V24H56ZM60 25H61V27H62V24H60ZM69 25H67V26H69ZM100 25H101L102 27H101ZM171 25H172V27H173V24H171ZM171 25H170V26H171ZM26 26H24V27H26ZM58 26H59V25H57V27H58ZM136 26H137V27H136ZM141 26H144L143 28H145L146 30H148V32H147L145 29H144V30L142 29L143 31H142V30L140 31V30L138 29V27H141ZM150 26H151V25H150ZM167 26H168V25H167ZM170 26H168V27L171 28V29H169V30H170V33H172L171 36H173V30H174V29H178V28H174V27H177V26H175V25H174L173 28L170 27ZM11 27H12V28H11ZM65 27H66V26H65ZM100 27H101V28H100ZM168 27H166V28L168 29ZM6 28H7L8 31H6ZM59 28H60V26L58 27V29H59ZM141 28H142V27H141ZM141 28H140V29H141ZM179 28L181 29V27H179ZM182 28L185 29L184 27H182ZM12 29H13V30H12ZM54 29H56V30H54ZM118 29H117V30H118ZM167 29H166V31H167ZM183 29H182V33H185V31H184ZM186 29H187V28H186ZM186 29H185V30H186ZM39 30H40V28H39ZM61 30H64V27H63ZM109 30H110V29H109ZM114 30H115V28H114ZM117 30H116V31H117ZM136 30H138V31L141 32V33L139 32L140 35H141L142 32H144V31H146L145 33H149V32L151 31L149 36H148L147 34L144 35L145 33L142 34V36H144V37H145V36H146V37L148 36V37L146 38L147 40L143 37V39H144V43H143L142 40H141V42H142L143 44H140V47H139V45H138L140 42H139V43H136V42H138L137 39H138V36H139V35H138L139 33H138V31H136ZM41 31H40V32H41ZM43 31H42L40 34H43ZM104 31H105V32H104ZM171 31H172V32H171ZM174 31H175V30H174ZM183 31H184V32H183ZM186 31H188L187 34H190V33L192 34V32H193V31H191V30H190V31H189V30H186ZM13 32H14V33H13ZM103 32L106 33V34L104 35ZM136 32H137V34H136ZM168 32H169V31H167V33H168ZM45 33H44V34H45ZM58 33H61L62 36L60 37V34L58 35ZM118 33L115 34V35L118 36ZM177 33H178V35H176L177 37L180 36V37H182V39H183V38H184V39L186 38L185 40L187 41V42H186V45H187L188 49H189L190 45L192 44L191 46L193 47V50H192V47H191V48H190V51L192 50L191 52H193V51L195 52V50L198 48V45L200 44L199 42H200L201 40H200L199 38H200L201 36L199 35L200 37H197L198 42L196 41V43H199V44H196V46H195V45H194L195 42H194L193 40H194L196 37H195L194 35L199 34V33H196V34L193 33V34H194V35H193L194 37L192 36L193 39H190V40L187 39V36H185L186 34L184 35V36H185V37H184L182 34H181L182 36L179 35V32H175L174 34H177ZM180 33H181V32H180ZM12 34H13V35H12ZM38 34H39V33H38ZM38 34H37V36H35L34 38H37V37H38ZM40 34H39V37H40L41 40H39V41L42 42V40H43L44 38H41V35H40ZM191 34H190V35H191ZM200 34H201V33H200ZM11 35H12V36H11ZM48 35H49V37H52V36H54V35H55L56 37L54 36V39H53V40H47V39H50V38H48ZM153 35H152V36H153ZM190 35H188V36L191 38ZM201 35H202V34H201ZM45 36H46V35H44V37H45ZM67 36H65V38H67ZM142 36H141V37H142ZM154 36L157 37L156 34H155ZM176 36H175V37H176ZM196 36H198V35H196ZM39 37H38V39H39ZM42 37H43V36H42ZM58 37H59V40L57 41V39H55V38H58ZM73 37H69V38H67V40H66V39H65V40L68 42L69 39H71V38H73ZM108 37H110V38H108ZM202 37H205V38H203V40H202L203 42H204V40H205V41L208 40V38L206 37V35H204V36L202 35ZM15 38H16V40H15ZM52 38H53V37H52ZM116 38H117V37H115V39H116ZM12 39H13V40H12ZM109 39H110V40H109ZM141 39H142V38H141ZM152 39H153V37H152ZM152 39H150V40H152ZM184 39H183V40H184ZM201 39H202V38H201ZM206 39H207V40H206ZM14 40H15V41H14ZM108 40H109V41H108ZM138 40H139V39H138ZM145 40L148 41V45H147V43L145 42ZM157 40H158V38L155 39L156 43L152 40L156 45H154V44L151 42V44H153L154 47H155V46L157 47V43L159 44V41H157ZM185 40H184V41H185ZM188 40H189V41H188ZM199 40H200V41H199ZM17 41H18V42H17ZM107 41H108V42H107ZM116 41H117V42H116ZM139 41H140V40H139ZM190 41H193L194 43H191ZM52 42H53V43H52ZM63 42H64V41H63ZM70 42H71V41H70ZM72 42H71V43H72ZM203 42H202L201 45H199V46H200L199 48H202V47H203V49H205L204 47H206V46H208V45H205V46H204V45H203V44H204ZM208 42H209V41H208ZM51 43H52V44H51ZM68 43H69V42H68ZM145 43H146L147 46L145 45ZM187 43L189 44V46H188ZM72 44H73V43H72ZM107 44L110 45L109 48H108V45H107ZM205 44H207V42H205ZM211 44H212V41H211ZM214 44H215V43L213 42V44H212V45H209V47H210V46H215ZM69 45H71V44L69 43ZM142 45H144V48H143L142 51H141L140 48H141ZM193 45H194V46H193ZM48 46H47V47H48ZM62 46H63V45H62ZM150 46H151V45H150ZM150 46H149V47H150ZM158 46L160 47V45H158ZM17 47H18V48H17ZM19 47H21V48H19ZM49 47H51V46H49ZM111 47H114L116 50H118V51H117V54H118V56H119L120 58H119L118 56H115V57L113 56V58L111 57V56L114 54V52L116 53V50H113V48L111 49ZM152 47H153V46H152ZM152 47H150V49H151ZM154 47H153V48H154ZM156 47H155V48H156ZM194 47H196V49H195ZM209 47H208V48L206 47V48H207L206 50H208ZM199 48H198V49H199ZM214 48H216V47H214ZM218 48H220V47L218 46ZM18 49H20L19 52H18ZM39 49L41 50V52L39 51ZM63 49H64V47H63ZM106 49H108V50L110 51V54H111V52L114 51L113 54L110 56V54H109V52H108L109 55H105V54H107V53H105V51H107ZM110 49H111V50H110ZM145 49H144V55H146V53H145L146 50H145ZM147 49L149 50V52H148V51H146V52H148L147 54H149L151 50H150L149 48H147ZM157 49H158V48H156V49H154V50L152 49V51H154V53L156 52V54H157V53H159L158 50H160V48H159L158 50H157ZM194 49H195V50H194ZM203 49H202V50H203ZM104 50H105V51H104ZM112 50H113V51H112ZM155 50H156V51H155ZM202 50L199 51V53H202V54H203V53L206 51V50H205V51L202 52ZM216 50H217V48H216ZM71 51H74V49L71 50ZM98 51H99V52L102 51V53H103V51H104L105 54H104V53H103V54H104L107 58H104V56H103L102 58L105 59V61L107 60V61H108L107 63H106V62H103L104 60L101 58L102 60H100V63H101V61H102L103 63H101V64L99 63V65H98L97 62H99V61H97V60H98L99 58L97 59L96 56H95V57H96V59H97V60H96L97 62H94V58H95V57H94V52H95V53H98L97 55H99V57H100V55L102 54V53H99ZM152 51H151V52H152ZM161 51L163 52V49L160 50V52H161ZM196 51H197V50H196ZM208 51L211 52V53H208V52L206 51L207 54H203V55L205 56V57H203V58H205V62H206V59L208 58V61H207V62H209L210 65H207V64L205 65V62L203 63L202 60H200V59H203V58L201 57L202 54H198V52H195V53H196L195 56L200 55V57H199L200 59L198 58L200 61H199L195 56H193L194 54H193L192 56L195 57L199 63L201 62V63H202V66H204V65H205V67L207 66L208 69H206V70H208V72H210V75H208L209 73H207V71H206V73H207V75H208V77H209V76L212 75V72H213L212 69H214V68L211 67V66H212V65H211L212 60H211V62H210L209 59H212V57H210L209 55L212 54L211 56L214 57L213 54H214L215 52H217V51H215V49H213V51H215V52H213V51L210 50V49H209ZM219 51H221V50H219ZM17 52H18V53H17ZM52 52H50V54H51ZM58 52H61L62 54L59 55ZM165 52H166V51H165ZM194 52H193V53H194ZM221 52H222V51H221ZM221 52H220V53H221ZM53 53H52L51 55H53ZM152 53H153V52H152ZM154 53H153V55L155 56L156 54H154ZM163 53H164V52H163ZM222 53H223V52H222ZM222 53H221V55L223 56ZM17 54H19V55H20V54H23V56H24L25 58H24L22 55H21V56H18ZM38 54H37V55H38ZM72 54H73V53L71 52V55H72ZM103 54H102V55H103ZM117 54H116V55H117ZM159 54H161V53H159ZM159 54H158V55H159ZM164 54H167V52L164 53ZM164 54H163V55L161 54V56H162V57L165 56ZM171 54H172V55H171ZM215 54L219 55V52H218V53H215ZM55 55H56V54H54L53 56H55ZM68 55H70V54L68 53ZM114 55H115V54H114ZM153 55H151V53H150V56H149V57H147L148 55H146L147 60H146V58L143 59V57H145V56L140 57V58H142V60H146V65L150 62V61L148 62V58H149V60H151V61L153 62L152 65H154V64L156 63L157 60H159L157 63H159L160 61H162V60H160V59H157V60L155 61L154 59H156L157 57L155 58ZM169 55L173 56L174 54L170 52ZM217 55H216V56H217ZM221 55H219V56L216 57V58H217V59H218V58L220 59V57L222 58ZM224 55H225V54H224ZM66 56H67V57H66ZM73 56H74V54H73ZM73 56H72V57H73ZM109 56H110V57H109ZM161 56L159 55L158 57H161ZM174 56H175V55H174ZM19 57H20V58H19ZM21 57H22V58H21ZM35 57L37 58L38 56H35ZM56 57H57V56H56ZM68 57H69V58H68ZM151 57H154V58H151ZM175 57H176V56H175ZM177 57H178V56H177ZM23 58H24V59H23ZM41 58H42V57H41ZM51 58H52V59H51ZM70 58H71V59H70ZM135 58H136V60H135ZM140 58H138V59H140ZM150 58H151V59H150ZM163 58H166V57H163ZM163 58H162V59H163ZM167 58H168V57H167ZM169 58H171V57H169ZM169 58H168V59H169ZM216 58L214 57V59H216ZM226 58H227V56H225V60H223V59L221 60V63L223 62V63H224L225 65H227V66L229 67V69H230V67L233 66V65H231V64L229 63V61L226 60ZM58 59H59V60H58ZM62 59H61V62H62ZM76 59H77V57H76ZM108 59H111V60H108ZM115 59H118L119 61H118V60H115ZM152 59H153L154 61H153ZM175 59H176V58H175ZM175 59H174V60H175ZM178 59H179V58H177V60L175 61V63H176L175 66H176L177 64H179V63H178V61H179ZM214 59H213V60H214ZM217 59H216V61L219 60V59H218V60H217ZM227 59H228V58H227ZM28 60H29V59H28ZM52 60H54V62H52ZM113 60H114V61H113ZM130 60H131V61H130ZM142 60H140L141 62H140L139 60H137V61H139V62L142 64L141 67L146 68L147 66L145 65V61L142 62ZM166 60H167V59H166ZM174 60H173V61H174ZM31 61H33V63H32ZM36 61H37V59H36ZM39 61H38V62H39ZM78 61H76V63H77ZM124 61H123V62H124ZM167 61H168V60H167ZM167 61H166V64L168 63ZM203 61H204V60H203ZM216 61H213V63L216 62ZM224 61L227 62V63H229L230 65H228V64L225 63ZM27 62L31 63L32 65L29 64V63H28L29 65H27ZM56 62H55V63H56ZM116 62H115L114 64H116ZM133 62H132V64H133ZM139 62H138V63H139ZM147 62H148V63H147ZM154 62H155V63H154ZM163 62H165V59L163 60ZM169 62H171V61L169 60ZM207 62H206V63H207ZM93 63L96 64V65H93ZM109 63H110V62H109ZM109 63H108V65L110 66L111 64H109ZM121 63H122V61L118 64V66H119ZM143 63H144V65H145L146 67L143 65ZM172 63H173V62H172ZM217 63H218V62H216V64H217ZM34 64H37V62H35ZM60 64H61V63H60ZM68 64H71L70 67L68 66ZM88 64H90V65H88ZM124 64H126V62H124V63L122 64V67H121L122 69H125V70H122V69H121L122 72L124 71V72H123V73H124L123 75H125V73H126L125 71L127 70V67H126V66H123ZM134 64H136V63L134 62ZM134 64H133V65H134ZM150 64H151V63H150ZM150 64H149V66H151ZM164 64H165V63H163V64H162V63H161V64L159 63L158 65H160V66L162 67V65H164ZM168 64H169V63H168ZM180 64H181V63H180ZM203 64H204V65H203ZM218 64L220 65V62H219ZM224 64H223V68H222V69H224V67H226V66H224ZM258 64H259V63H258ZM75 65H77V64H75ZM87 65H88V67H86ZM104 65H103V66H104ZM138 65H139V64H136V65H134L133 67H131V68H133V69H134L135 66H136V68H138V69H136V70H137L136 73L139 72V70L141 69V68L139 69ZM158 65H157V64L154 65V66H156V69H160ZM171 65H172V64H170V66H171ZM173 65H174V64H173ZM173 65H172V66H173ZM199 65H200V64H199ZM214 65H215V64H213V66H214ZM262 65H263V64H262ZM28 66H29V68H28ZM35 66H36V65H35ZM35 66H34V67H35ZM103 66H99V69H100V67H102V69H105V70H104V71L106 72L105 74H109V73L111 72V71H109L110 69L113 70V69H112V68H113V65H111L112 68H110L111 66L108 68L109 70L107 69L108 66L105 67V68H104ZM154 66H151V68H153ZM157 66H158V67H157ZM172 66L170 67L171 70H172ZM181 66H182V65H180V67H181ZM202 66H200V67L202 68ZM209 66H210V67H209ZM217 66H218V65L215 66V70H214V74H215V75H216V74L218 75V72H219L220 70H222V69L220 68V69H218V71H217V69H216ZM258 66H259L260 68H263L261 65H258ZM57 67H58V66H57ZM85 67H86V68H85ZM123 67H124V68H123ZM125 67H126V68H125ZM129 67H130V65H129ZM165 67H166V66H165ZM167 67H168V65H167ZM167 67H166V68H167ZM177 67H178V66L175 67V70H174V71H177V69H176ZM220 67H222V66H220ZM228 67H227V68H228ZM35 68H36V67H35ZM35 68H34V69H35ZM64 68H63V69H64ZM131 68H128V69H131ZM168 68H169V67H168ZM173 68H174V67H173ZM182 68H184V67L182 66L181 69H182ZM203 68H204V67H203ZM203 68H202V69H203ZM218 68H219V67H218ZM233 68H234V67H233ZM233 68H232V69H233ZM59 69H62V67L60 66ZM99 69H97L98 72H99ZM102 69H101V70H102ZM153 69H155V68H153ZM153 69H152V70H149V69H144V70H143V68H142V70H143L144 72H145V70L148 71V72H147V71L145 72V73H148V75H147V80L145 79V81L150 82V81L148 80V76H149V77L151 76V75L149 74V72H150V71H154ZM161 69H162V68H161ZM161 69H160V70H161ZM163 69L166 70V71H168V72L170 71L171 73L173 72V70L171 71L170 69H169V70H168V69H165L164 66H163ZM178 69H179V68H178ZM209 69H211L212 72H211ZM225 69H226V68H225ZM232 69H230V70H226V71H227V75L225 76L226 78H227L228 75L231 74V73H229V71H230V72L233 71V73H234V71L236 70V67L234 68V70H232ZM29 70H30V71H29ZM55 70H56V72L59 73V75H58V73L55 72ZM92 70H93V69H91L90 72H92ZM101 70H100V71H101ZM106 70H108L109 73H107ZM131 70H132V69H131ZM142 70L139 72V74L135 75V74H136V73H135V74H133V75H134V78H136V80H139L138 83H143V85H144V82H145V81H144L143 77H145L144 75H146V74L143 73V75H141V76H142V79H143L144 82H141V81H140L141 78L138 79V77H137V76H140V73L142 72ZM160 70H159V72H160V73H163V71H160ZM259 70H261V69H259ZM76 71H77V73H76ZM87 71H88V70H87ZM87 71H86V73H90V72H87ZM93 71H94V70H93ZM102 71H103V70H102ZM128 71H130V70H127V73H128ZM166 71H164V73H165ZM178 71H179V70H178ZM182 71H183V73H182L183 76H182V74H181ZM182 71H181V72L179 71V73H180V74H179V79H180L181 76L183 77V79H186V78H187V75H186V74H188V73H189L190 77H193V76H191V74H190L189 71L186 72L184 69H183ZM184 71L186 72V74H184ZM222 71H223V70H222ZM262 71H264V70L262 69ZM29 72H30V73H29ZM36 72H38V73H36ZM95 72H96V71H95ZM133 72H135V70H134ZM155 72H157V71H155ZM155 72H152V73H154L156 77H157L158 75H159V76L161 75L159 72H158L159 74L157 73L158 75H156ZM201 72H202L204 75L206 74V73H204L203 70H201ZM216 72H217V73H216ZM236 72H237V71H236ZM236 72H235V76H238V75H237L238 73H236ZM260 72H261V71H260ZM44 73H45V74H44ZM54 73H55V74H54ZM127 73H126V74H127ZM129 73H130V72H129ZM171 73H169V74H170L169 76L167 75V74H168L167 72H166V74H163V75L166 76V77L168 76L169 78H171V77H173V75L171 76ZM175 73H176V72H175ZM175 73H173V74L175 75ZM222 73H223V72L220 71V74H219V75H221ZM224 73H225V72H224ZM224 73H223V74H224ZM228 73H229V74H228ZM233 73H232V75H233ZM61 74L65 76V77H64V76L62 77L63 80H65V79H66L65 81L68 80V81H67V84H69V81H70V82L72 83V84L70 83V86L73 85V87H75V88H73L72 86L70 87V88H73V89L70 91V95L68 96L67 94H69L68 92H69L70 88H67V87H66V90H65V86H66L67 84L65 83V81H62V82H64V83L66 84V85H65V84L63 83V85H65V86L62 87V91H63V92H67V93L64 94L63 92H60V91H59V90H60V89H59V86H58V88H57V91L61 93V94L59 93L60 95H62V96L67 95V96H66V99H64L65 97H62V96H59V97H62V98L64 99V101L69 100V98H71V100H70L71 102H72V100H73V103H77V104H75V105L73 104V105L76 106V108H79L80 111L82 110L81 112H80V111H78V112H80V115L82 114L81 116H83V117H84V112L87 113V111L89 110V109H88L87 111H85L86 108H87L89 105H88V106L86 105V106H87V107H86L84 103L88 100L89 103L92 104V106L94 105L93 107L91 106V104H90V106H89L90 108H91V107L93 108V109L91 108V109L89 110V111L92 110V111H93V114H91V113H92V111H91L90 114H89V117H88V116H86V113H85V117H84V119H85V118H91V119H89V120L92 121L94 117L97 119V117H100V115H103L102 118H100V120L97 119L98 121H100V123L102 122L101 124H100L99 122H97V120H96L95 118H94V119L96 120L97 123L94 122V121H95V120H94V121H92L93 124H91L92 122L89 121L88 119H87L86 123L84 122V123L86 124V126L89 124V125H92V126H91L92 128L94 127V129H92L93 131H92V130H91V131H92L93 133L98 134V135L102 138V139H100L99 141H96V139H95L97 135L94 134V135H95V136L93 135V136L95 137V138H94V137L91 135L92 133H91V131H90V135H89L88 133H86L87 136L84 135V136H86V137H84V138H88V137H91V136H92V137L90 138L91 140L89 139L90 141H87V140H88V139H87V140H84V141L81 142V143L78 142L79 144L77 143V139H78L79 137H80V141H81V139H83V137H82L81 135H79V134H80L81 132H82L83 134L85 133V132L81 131L83 128H80V129H79V128H77L76 125H75V128H76L77 130L79 129V131H81V132H78V134H77L75 128H73V127H74V124L72 123V119H73V120H74V119H77L76 116H77L79 113L76 112V111H77L78 109L73 108V107L70 108V105L72 106V104H68L70 101H69L68 103H66V104L69 105V107L66 106L65 104H62V103L59 104V105H60V106H59V105L57 104V101H58V98H59V97L57 96V93H55V92H57V91H54V89H53V86L56 84L57 80H58V79H59V80H62V79H60L61 77H59ZM112 74H113V72H111V76H113ZM141 74H142V73H141ZM154 74H153L152 76H154ZM261 74L263 75L264 72H261ZM56 75H58V76H56ZM62 75H61V76H62ZM72 75H73V76H72ZM79 75H80V74H79ZM97 75H98V73H97ZM97 75H96V76H97ZM109 75H110V74H109ZM163 75H162V76H163ZM180 75H181V76H180ZM217 75H216V77H217ZM54 76H55L56 78H57V77H58V78L55 80V83L53 84V82H54V81H53V80H54ZM107 76H108V75H107ZM135 76H136V77H135ZM155 76H154V77H155ZM164 76H163V77H164ZM177 76H178V75H176V77H177ZM184 76H186V78H184ZM213 76H214V75H213ZM235 76H234V78H233V76H231L232 78L228 76V78H227L226 81H228L229 78H230V79H229L230 81H228L227 83H223V84H225V85L228 84V85H227V88H228V89H227L226 87H224L223 84H218V82H216V84H218V85H216V86H220V87H218V88H222V89H223V87H224L223 90H226V89H227L226 94L228 93V90L230 89L229 87H231V90H229V94L231 93L230 91H233V92L235 93V92H236V90H235L236 88L233 89V87H234L235 85L238 86L237 81H238V79L240 78V76H239V78H238V77H235ZM105 77H106V75H105ZM108 77H109V76H108ZM124 77H125V76H124ZM127 77H129V76L126 75V78H127ZM154 77H153V78H154ZM166 77L163 78V81L166 79ZM182 77H181L180 80H176V79H175V82H174V80L169 82V79L167 78L168 81H167V82H164V83L168 84V82H169V84H168L167 86H166V84H165L164 86H166V87H164V86H162V87L160 86V87H159V83H160V85H161V83H163V81L161 80L162 78H161V76H160L161 79L159 78L160 81L158 80V84H157L158 87H159V89H156V88H158V87H157L156 84H154V82H152L153 84H151V82H150L151 85H150L149 83H148V84H149V85H148L147 82H146L145 84H147V85L149 86V87H148V86L146 85V86L148 87L149 92H147L148 90H146L147 94H146L145 96H149V95H150L149 97H151L150 99H152V100H149L148 102H149V103H150V102H155V103H156V101H153V100L158 99V97L160 98V100H162V98L164 97V98L167 100V101H166V100L164 99V101H165L164 103L166 104L165 109H166V108H169L168 105H170V103H171V106H172V107L170 106V107L172 108V109L170 108L171 112H172V110H174L177 106H181L180 104L178 105L179 102H176V101H175V100H176V99H175V96H177L176 94L179 93V92H177V91L179 90V86L181 85V86L187 87L188 84L190 85V84H192V82L195 83L194 78H192V80H187V79H186V80H183ZM202 77L204 78L203 75H202ZM218 77H220V76H218ZM218 77H217V78H218ZM221 77H222V75H221ZM80 78L82 79L81 84L79 83V82L81 81ZM106 78H107V77H106ZM110 78H111V77H110ZM110 78H108L107 81H109ZM126 78H124L125 81L128 79V78H127V79H126ZM134 78H132V80H133ZM145 78H146V77H145ZM153 78L151 77L150 79H153ZM188 78H189V76H188ZM205 78H206V76H205ZM210 78H211V80H210V79L207 80L208 78H207L206 80H207L208 83H209V81H210V85H212V86L214 85V88H215L216 90H218V89H217V87H215V83H214V82L217 81V80H218V81H223V82L225 81L224 77H222L224 80H221L222 78H221V79L219 78V79H216V80L214 79L215 81L213 80L212 77H210ZM214 78H215V77H214ZM235 78H237V79H236V82L234 81ZM113 79H114V78H112L111 81H112ZM167 79H166V80H167ZM172 79H174V78H172ZM172 79H170V80H172ZM231 79L233 80V82H231ZM240 79H241V80H239V81H242V80H243L242 78H240ZM59 80H58V81H59ZM154 80H155V82H157V81H156V80H157L156 78H154ZM154 80H151V81H154ZM206 80L204 81V84H205L204 86L207 85V86H209V87L211 88V86H210L209 84L205 83ZM212 80H213V82H211ZM103 81H104V80H103ZM103 81H102V82H103ZM107 81L105 80V82H103V85H102L101 82H100L101 84L98 83V85H99V86H100V85H101V86H105V84L107 83ZM125 81H124V82H125ZM134 81H135V80H134ZM161 81H162V82H161ZM60 82H61V81H60ZM60 82H59V83H60ZM62 82L60 83L61 85H62ZM230 82H231V83H234V82H235L236 84H233V87H232V85H229V84H231ZM243 82H245V81H243ZM134 83H135V82H134ZM134 83H133V84H134ZM138 83L136 82V84H138ZM164 83H163V84H164ZM175 83H176V84H175ZM211 83H212V84H211ZM136 84H135V85H136ZM163 84H162V85H163ZM240 84H241V83H240ZM240 84H239V85H240ZM245 84H246V83H245ZM57 85H58V83L54 86V88H56ZM109 85H108V86H109ZM139 85H140V84H139ZM139 85H137V86H139ZM152 85H153L155 88L152 87ZM155 85H156V86H155ZM193 85L196 86L197 84H196V83H195V84H192L190 88L194 89L195 86L192 87ZM31 86H32V87H31ZM67 86H68V85H67ZM92 86L95 87V88H92ZM99 86H98V87H99ZM101 86H100V88H101ZM106 86H107V85H106ZM112 86H113V88H112ZM146 86H145V87H144V86H141L142 88L144 87V88L142 89L143 92H144V89H146ZM181 86H180V87H181ZM202 86H203V85H202ZM202 86H201V85H199V87L196 86V89L198 90V92L201 91V92H200V93H201V94H200V95H201V98H202V96H203V95H202V90L204 89V88H201ZM207 86H206V88H207ZM240 86H244L243 83H242ZM240 86H239V87H240ZM245 86H246V85H245ZM245 86H244V87H245ZM247 86H248V83H247ZM247 86L245 87L246 90L243 88V91L245 90V92H241L242 95L240 94V91H242V87L240 88V91H239V89L237 90V92L239 91L238 94H240V95H239V97H236V98H239V99H240V96L245 95L247 91H248V93H251V92H249L250 90H247V89L250 87V85H249V87H247ZM68 87H69V86H68ZM98 87H97V88H98ZM135 87H136V86H135ZM184 87H183V88H184ZM91 88H92V90H91ZM97 88H96L95 90H96V91L98 90L99 92H98V91H97V92H98V94L100 95V94H101V93H100V90H99L100 88H99V89H97ZM111 88H112V90H111ZM132 88H133V90H134V87H132ZM139 88H140V87H139ZM164 88L167 89L168 92L166 91V93H169V94H166V93L163 91ZM190 88H189V90H190ZM198 88H201V89H198ZM214 88H212V89H210V90L214 92V90H213ZM225 88H226V89H225ZM237 88H238V87H237ZM252 88H253V87H251L250 89H252ZM21 89H22L24 92H23ZM67 89H68V90H67ZM81 89L86 90V91H84V92H86V94H87V95H85V97H88V98H89V99L84 98V102H83L82 98L79 97V98L82 100V103H83V104L81 103L82 106H80V102H79V106H80V107H83V109H81V108L78 106V102H77L78 100L81 101L80 99L77 98L79 95H81V94H80ZM116 89H117V88H116ZM129 89H130V88H129ZM166 89H165V90H166ZM181 89H182V87H181ZM187 89H188V87H187ZM192 89H191L190 91H187L186 88H185L184 90H186V93H190V92L192 91ZM207 89H208V90H207ZM207 89H206V90L209 91V88H207ZM222 89H219V91L223 92ZM17 90H18V91H17ZM20 90H21V91H20ZM83 90H82V92H83ZM87 90H88V91H87ZM89 90H90L92 93L89 94V92H90ZM101 90H103V89H101ZM139 90L141 91V89H139ZM204 90H205V89H204ZM216 90H215V91H216ZM93 91H94V90H93ZM104 91H101V92H104ZM117 91H118V89H117ZM117 91H116V92H117ZM182 91H183V90H182ZM182 91H181V92H182ZM219 91H216V92H218V93H217V94L215 93V95H219ZM22 92H23V93H22ZM82 92H81V93H82ZM118 92H119V91H118ZM118 92H117V93H118ZM132 92H133V91H131V89H130V94H129V95H131V96H135V97L133 98L134 101L132 100V98H131V96H130V99H131L132 102H134V103H132L131 100H129V98H128V100H129L130 102H128L127 98H125V97H124V98L126 99V102H127L126 104H129V103L135 104V106H134V105H131V104H129V106H130V105H131V106H134V107H133L134 109H135V107H137L136 109H138V111H137V113L135 112V113H136L135 115H136V117H137V114H138V117H137V118L135 117V120H134V121H135L136 123L133 121L135 124L132 123V125H131V127H133V128L129 127V129L131 128L130 130L133 131L134 128H136V130H135L136 132H135V133L137 134V136L132 135V134H135V133H133V132L130 131V132L132 133L131 136H135V139L133 138V139L135 140V143H136V139H138L137 142H138V143H139V141L142 142V145L139 143V144H140V146H139V145H137V144H138V143H137L136 145L139 146V147H137V149H138V148H139V149L137 150L136 147H134V148L138 151V153L135 152V154L137 153L135 156H133V155L130 156V152H131L130 149H132V151H133L134 148H133L132 146H136V145H135V143H133V145L130 144V143H132V142H134V141H133L132 137L129 136V138L132 139V141H129V144L132 145V146L129 147V148H130V149H129L130 152L128 151L129 153L127 152V154H126V156H129V157H127L126 160H127L128 158H129V159L132 158L131 160H133V157H136V156H137L136 158H138L137 160H139V162H140V160H141L140 158H142V157L139 156V151H140V155H141V152H142L143 155H144V153H145V152L143 153V151L141 150L142 146H143V149L145 148V146H146V149H147V148H150V149H148V150H150L151 154L147 153L148 150L144 149V150H146L145 155H146V154H147V155H150L149 157L152 159L151 156L157 154V155H159L158 157L161 156V158H160L161 160H160L159 158H156L157 155H156L155 158H154V156H153V161L151 162L152 164L150 165V166H153V167H152V169H151V167L149 168V169H151V170L147 169L146 172L149 173V172H151V171L153 170V171L151 172V175H152L153 172H154V174L157 173V176L155 175L154 180H157L156 177H158V176H159L160 179L158 178V181H154V182H155V186H156V182H157L159 185L162 183L161 185H162V186L164 185V188L167 189V188L169 187L168 185L171 184L170 181H173L172 184H171L172 186H174L173 183H175L174 180H170V179H173L174 175H178V172H177V174H176V170H177V169H175L174 166L177 165L178 167H180V168H178L177 171H179V170L181 171V170L184 168L181 172H182L183 175L185 174L184 176H186V174H188V173H185V172H189V170H191V168H192V171H191V172H194L193 170H195V169H193V168H194L193 165H195V168H196V166H198V164L196 165V163L200 162L198 159L193 160V158L195 159V157L193 156V158H192V156H191V155H194V154H195V155H198L197 150L195 151V153L192 151V149H194L196 146H195V147H192V145L190 144V146L192 147V149H191V152H193L192 154H191V152H190V149L188 148V146H189L188 143L192 142V141H190V142L187 141V140H191V139H189V138H192L191 135H192L193 132L190 131V130H193V129H194V130L196 131V132L193 133V134H195V135H196V133L198 134V135H196V136L194 135V136H195V138H198L197 140H199V142H200V141H202V142L205 141V144L200 142V144H202V145L204 144V145H205V146H203V147H205V148H206L207 145H208L207 142L209 141V140H208V139H209V138H208L209 134L206 133L207 131H206L205 129H203L202 124L199 123L200 120L195 119V117H194L195 120H193V117H192V116H191V118H190V119H192L191 121H194V122L198 121V123H196V124H198V125H192V127H190V126L187 125V128H188V129H186V132H185V128H186L185 126H186L187 123H186V124H182V121H181V120H182L183 118H181L180 116H182L181 113L184 112L183 110L186 109L185 112H186V111L188 112V109H187L186 105H183L184 107L181 106L179 109L176 108L175 112H172V113H170V110H166V111H164L166 114L161 112V113H162V116H164V115H165V116L168 115V114H167V112H168V113L171 114L170 117L173 116V120H174V118H175V120H174L175 122H174V123H173V120L171 121L172 118L169 120V122L171 121V122H170L171 125H170V123H169V124L167 123V122H168V121H167L168 119H167V120L164 119V118H166V117L163 118V117H161L160 114H157V113L159 112V110H157L158 112L156 113V115H155V113H153V117H152V116H149V114H147V113H150V112H146V108L143 107L142 104H140V103L142 102V100H140V99L136 96V95L138 94V92H139V91H138V88H137V90H134V93L137 92V94L132 95V94H134V93H132ZM161 92L165 93V94H163L164 96L162 95V96H163L162 98L160 97V94H162ZM181 92H180L179 95H178L179 97L182 96V95H180V94H182ZM203 92H204V91H203ZM205 92H206V91H205ZM205 92H204V93H205ZM209 92H210V91H209ZM233 92H232V93H233ZM252 92H253V94L255 95V92H254L253 90H252ZM21 93H22V96L20 95ZM62 93H63L64 95H63ZM95 93H96V92H95ZM112 93H114V91H113ZM157 93H158V97H157ZM204 93H203V94H204ZM206 93H207V92H206ZM206 93L204 94V97H205ZM232 93H231V94H232ZM234 93H233V95H234ZM17 94H19V96H18ZM24 94H25V96H24ZM103 94H104V95H103ZM140 94H141V95H140ZM140 94H139L138 96H139L141 99H143V98H144V97H143L144 95H143L142 91L140 92ZM144 94H145V93H144ZM148 94H149V95H148ZM231 94H230V97H231ZM236 94H237V93H235V95H236ZM110 95H111V94H110ZM142 95H143V96H142ZM153 95H154V96H153ZM165 95H166L167 97H168V96L171 97V99L168 97V98L170 99V100H168V98H166ZM183 95H184V94H183ZM213 95H214V93H213ZM221 95H224V93H222V94L220 93V96H221ZM227 95H228V94H227ZM235 95H234V96H235ZM251 95H252V93H251ZM251 95H250V96H251ZM56 96H57V98H56ZM119 96L121 97V95H119ZM178 96H177V97H178ZM224 96L226 97V95H224ZM247 96H249V95L247 94ZM252 96H253V95H252ZM252 96H251V98H254V96H253V97H252ZM256 96H257V94H256ZM67 97H68V98H67ZM106 97L108 98L109 96H106ZM122 97H123V96H122ZM136 97H137V98H136ZM152 97H156V99H155V98H152ZM177 97H176V98H177ZM204 97H203V98H204ZM212 97H213V96H212ZM214 97H215V96H214ZM217 97L219 98V96H217ZM217 97H216V102H215V99L213 100V102H215V103H213V104H217V102H219V103L216 105L217 109H216V108H214V109L216 110L215 113L218 111V114H217V113H216V114H217V115H220V113L222 112V110H221V112L219 111V109L221 108L220 105L222 104V103H220V102H224L225 100H227V98L229 97V95L225 98V100H224V97H223V100H222V98L220 97L219 99H221V101H218L219 99H218ZM243 97H244V96H243ZM243 97H241L240 101L243 99V101L245 100L244 102H245V104H246V95H245V97H244L245 99H244ZM23 98H24V99H23ZM55 98H56V101H55ZM62 98H61V101L63 102V99H62ZM100 98H101V99H100ZM107 98H106V99H107ZM22 99H23V100H22ZM26 99H28L29 102H28V101L26 102ZM85 99H87V100L85 101ZM138 99H139V101L135 103V100H138ZM145 99H146V98H144V102H142V103H144L145 105L148 104V106H147L148 109H149V107H150V108L152 107V109H151V110L149 109V111H153V109H155L154 112H156V107H157V108L160 107L159 109H162V110H160V111H163V109H164V108H163L164 103H162V104H163L162 106H159V103H156L158 106L154 105V106H155V108H154L153 105H152V106H149L150 104L147 103V100H148L149 98L146 100V103H145ZM181 99L183 100V96H182ZM231 99H233V98H229V100L225 101V103H226L227 105H229V106H230V104H228V103H229V101H230ZM247 99H248V98H247ZM249 99H250V97H249ZM258 99H259V96H258ZM33 100H34V101H33ZM115 100H114V102H115ZM160 100L158 99L157 101L159 102ZM178 100H179V99H178ZM182 100H180V101H182ZM236 100L239 101L238 99H236ZM251 100H252V99H250V100H248V101L251 102ZM255 100H256V98H254V100H253L254 103H256V102L258 101V100H257V101L255 102ZM24 101L26 102V104H23ZM61 101H60V99H59V102H61ZM75 101H76V102H75ZM120 101H121V103H122V102L124 101L123 98H122V100H120ZM120 101H118V102L116 101V103H120ZM169 101H171V102H169ZM174 101H175V102H174ZM232 101H235V97H234V100H232ZM253 101H252V103H253ZM30 102L33 103V106H34L35 104H38V105L40 104V105H39L40 107L38 106L37 110H38L39 108H41V109H39L38 111L36 110V105L34 106V107H35L34 109H35L37 112L40 113V111L42 110L41 113H40V115H41L42 113H43V115H44L43 117L49 115V116H48L49 118L47 117V119H49V120H48V124H50V125H46L45 121H46L47 119L44 118L45 120L41 119V120H42V126H44V128L46 129L45 125L48 126V127H50V126L52 127V126L54 125V127H52V129L55 128V129H57V131L59 130V132L61 133V134H59L58 132H55V133H53V134H54L53 136H54V137H57L58 139L60 138L59 140H62V142H61V141H58V139L56 140V138H54V137H53V138H54L55 140L52 138L54 141L51 142V141H52V140H50V137H51L50 135H52V134H50L51 132L49 131V132H48L49 134L46 133V136H48L47 139H48V141H50V144H51V143H55V142H59L60 144L63 145V138H64V137H66V138H67V141H68V136H63V133H67V132H65V130H67V129H65V128H69V125H68V124L71 125L70 128H69V130H70L69 132H71V129H72V128L75 130V131H74L75 134L73 135V133H71V135H70V137L73 136V139H74V140L69 139V140L72 141V144H73V142L75 143L74 146H77V147H78V145H80V144H82V143H86L87 145L91 143V145H88V146H91L90 148L87 147V146H86V147H83V146H84L83 144H82L83 146L81 145V148H82V147H83L84 149L87 148L88 151H87V149H86V151H85L84 149L82 150V149L79 148V147H78V149H79V153L81 152V155H82V152H83V153L87 152V153H85V155H86V157H87V158H85V159H86L85 161H86L87 163H89V164H88V167H90V168L93 167V168H92V169H93V173H92V169L88 168L86 165H84L82 168H81L82 165H80V168H81V169L78 170V169H79L78 164H84V163L86 164V162L83 163V161H82V159H81V158H83L84 156H83V157H82V156H79V159H78V160L81 159L82 162L80 161L81 163H78L79 161L77 160L78 162L76 163V164H77L76 166H78V167H75V165H74V164H75V159L78 158V154H79V153H76V154H77V155H76V154L74 153L75 151L72 152V153H74L77 157L74 158V161H72V162L70 161V162L73 163V165H74V167H75L76 169L73 167V165H71V168H72V169H75V170H78V175H77V176H78V177L81 176L80 179H75V180H78L79 182H81L80 180L82 179V180H83V181H82L83 184H81V185H84V184H85V182H84L85 179L88 178L89 180L86 179V182L88 181L87 184H89V181H90V183H91V184L88 185V186H89V189H90V185H91L92 187H94L93 189H90L93 193H91V192H87V193H85V195L83 196V194H84L83 192L88 191V189H87V190H84L85 187L83 186V190H84V191H83V190L81 191L83 194H79V193H81V192L78 190L79 188H78V189L76 188V190L79 191V193L76 191L77 194L79 195V198H77L78 196H77L76 192H74V191H75V190H74L75 187L73 188V186H76V187H77V185L80 184V183L77 182L78 184L76 185V184H75L76 182H75V183L73 184V183H72V181H73L72 179H74L73 177H74L75 175H74L72 172L67 171V169L70 167V166H68V163L71 164V163L68 162V161L70 160V158H71V160L73 159V157L71 156L72 153H71V151H70V152L67 151V152H68V156H71L70 158L67 156V158H69V160H67V158L64 157L65 154L67 155V152H66L65 154H63V156L60 155L61 153H58V154H57V153L55 152V150L52 149V148L54 147V145H55V147H56V143L50 147L52 150L49 148L50 150H48V151H50V153L54 151V153L49 154V155H50V156H53V154H56V155L59 157V159L62 157V158L58 161V162L61 161L62 164H59V163L57 162L56 158L54 159V156H56V155L53 156V159H52V157L50 158L51 160H49V163H50L51 161L53 162V160H55V161H56V162H54L55 165H56V163H58L60 166L58 167V166L56 165V167H55V165H54V168L57 169V167H58L57 170H59V168H63V167H64V166H62V165H65V164H63L64 162H63L62 159L65 158V159H66V162H65L66 165H65V167L68 166V167L65 168V170L68 172V174H69V172H70V173H71L70 175H72V174L74 175V176H72V179H71L72 181L70 180V181H71V184L68 183V181H69L68 177H71V176H68V175H67L68 177L66 176L67 178H65L66 180L68 179V181H66L67 183H65L66 185L63 184V187H60L59 185H60V184L62 185L61 181H60V182H57L59 185H55V184H54V178H55V179H58V177H59V180H60V176H61V177H65V176H62V175H61L63 172L60 174V173H58V171H57V173L60 174V176H57L56 171L54 172V168H53V166H52L53 164H52L51 166H49V165H48L49 163H48L47 166H46L47 175L51 174V175L53 176V178H52L51 175H49L48 179L50 178V176H51V179H50V180L47 179V182H45L44 179H42V178H43V177H42V176H43V172H42L41 170H40V172H39V170L36 168L37 165L35 164L36 162H34V161H35L34 154H32V152H33V150H32L33 148H32V147H33V142H34V141H32V140H34V139H33V131H32V127H31V125L29 124L28 119H26L27 116H26L25 111H24V109L26 110V107H27L28 104H30ZM59 102H58V103H59ZM97 102H96V103H97ZM114 102H112V103H114ZM162 102H163V101H162ZM166 102H167V103H166ZM182 102H183V101H182ZM227 102H228V103H227ZM241 102H242V101H241ZM241 102H240V103H241ZM27 103H28V104H27ZM34 103H35V104H34ZM64 103H65V102H64ZM86 103L88 104V102H86ZM123 103H124V104H123ZM123 103L121 104L122 106H121V105L119 106V105H117V104H116V105H117V107H118V106H119V107H123V105H125V102H123ZM137 103H138V104H137ZM175 103H177V106H174V105H176ZM180 103H181V102H180ZM225 103H223V105H224ZM235 103H237V102H235ZM235 103H232V102H231V104H232L231 106H233ZM247 103H248L249 105L251 104V103H249V102H247ZM257 103L260 105V106H258V105H257V106H258V107H261V103H262V102L260 103V99H259V102H257ZM263 103H264V102H263ZM263 103H262V104H263ZM46 104H47V105H46ZM110 104H111V103H110ZM136 104H137V105H136ZM144 104H143V105H144ZM153 104H154V103H153ZM160 104H161V102H160ZM181 104H183V103H181ZM226 104H225V105H226ZM25 105H26V106H25ZM45 105H46V106H45ZM57 105H58V107H57ZM61 105H62V106H61ZM63 105H65V106H63ZM83 105H84L86 108H85ZM112 105H113V104H112ZM114 105H115V104H114ZM218 105H219V106H218ZM237 105H239V103H238ZM237 105H236V106H237ZM240 105H243L244 108L238 106V108H237L236 110H234V111L231 110L233 114H235L234 112H237L238 109H242V110L244 109V110H245L247 107H249V108H250V107H252V108H253V107H257V106H255V105H253V106L250 105V106H249V105H247V104H246V106H247V107H246V106L244 105V103H241ZM47 106L50 108L49 110H51V108H55V107H56L55 109H59V110H57V112H55V113L53 112V113H52V115H54V114L57 113V115H54V117H55V116H56V117H57V116L61 117L60 114H59V113H61V112H58V111H63V112H64V115H62V113H61V115L64 116V117H62V120H63V118L66 117V115H65V111H67V108H68V111H69L68 113L72 112V114H71V113H70V114H67V115H68L67 118H69V116L72 117V118L70 117V120H71V121H66V123L69 122V123H67V126H66V124H65L64 122H62V121H60V122H62L63 124H65V126H64L62 123L59 124V120H60L61 118H58V119H57V118H54V117H53V119H57V120H55V122L57 121V125H56V126L60 125L61 127H64V128H61L62 130L65 129V130H63V133H62L61 129H58V127H57V128L55 127V124H56V123H55L54 121H53V123H55V124H51L52 122H50V118H51V120H52V117H51L52 115H51V113H50L49 111L47 112V110H48V107H47ZM54 106H55V107H54ZM77 106H78V107H77ZM95 106H96V107H95ZM125 106H126V105H125ZM129 106H128V108H127L128 110H129ZM167 106H168V107H167ZM198 106H201V105H198ZM236 106L234 105V106L231 107V108L234 109ZM262 106H263V107H261V108H263L262 110H264V105H262ZM59 107H61L62 109L64 108L65 111H64V110H61ZM65 107H66V108H65ZM111 107H113V106H111ZM117 107H116V106L114 107V112H115V113H116V110L118 109ZM173 107H174V108H173ZM182 107H183V110L181 109ZM214 107H215V106H214ZM219 107H220V108H219ZM225 107H227V106H225ZM69 108H70V109H73V110L71 111V110H69ZM84 108H85V109H84ZM94 108H95L96 111L94 110ZM115 108H116V109H115ZM123 108H124V107H123ZM200 108H201V107H199L198 110H199ZM222 108H223V107H222ZM222 108H221V109H222ZM228 108H230V107H228ZM228 108H227V110H228ZM231 108H230V109H231ZM252 108H251V109H252ZM55 109H54V111H55ZM121 109H122V108H120V112H121V115H122V110H121ZM124 109H125V110L123 111V113L126 111V114H127V111H128V110H126V108H124ZM148 109H147V110H148ZM165 109H164V110H165ZM177 109H178L179 111H177ZM180 109H181V110H180ZM230 109H229V110H230ZM74 110H75V112H73ZM83 110H84V111H83ZM140 110H141V111H140ZM200 110H201V109H200ZM244 110H243V111H244ZM254 110L256 111L257 108H255ZM254 110H253V111H254ZM36 111H35V113H36ZM52 111H53V110H52ZM99 111H101L102 114H101V112H100V114H98ZM135 111H136V110H135ZM180 111H181V113H180ZM182 111H183V112H182ZM231 111H230V112H231ZM246 111H249V110H246ZM250 111H252V110H250ZM250 111H249V113H251ZM253 111H252V112H253ZM257 111H258V110H257ZM257 111H256V112H257ZM23 112H24V113H23ZM46 112H47V115H46ZM176 112H177V113H176ZM178 112H179V114H178ZM187 112H186V114H187L186 116L189 117L190 114L188 115ZM198 112H201V111H198ZM198 112H197V114H198ZM239 112H242V111H239ZM239 112H238L237 114H239ZM263 112H264V111H263ZM39 113H38L37 115H39ZM48 113H49V114H48ZM66 113H67V112H66ZM74 113H77V115L74 116V118H73L72 115H73ZM88 113H89V112H88ZM95 113H96V115H95ZM106 113H105V114H106ZM115 113H112V114L114 115ZM143 113H145V114L143 115ZM159 113H160V112H159ZM173 113H174V115H176V116H174ZM189 113H190V112H189ZM232 113H231V114H232ZM245 113H247V112H245ZM249 113H248V114H244V115L247 117V115H251V114H252V115L250 116V118H251V117L254 115V112L251 113V114H249ZM259 113H260L261 115L264 116V113H261V112H259ZM58 114H59V115H58ZM116 114H117V115L119 114L118 116H120V113H116ZM116 114H115V115H116ZM124 114H125V113H124ZM126 114H125V117H126ZM177 114L180 115V116H179L180 118L177 117ZM184 114H185V113H184ZM194 114H196V113H192L191 115H193V116H197V115H194ZM201 114H202V113H200V114H198V115H201ZM237 114H236L235 116L233 115V116H234V119H237V117L239 118V117H242V116H243V115L241 116L240 114H239L240 116H239V115L237 116ZM241 114H243V113H241ZM257 114H258V112H257ZM257 114H256V115H257ZM260 114H259V116H260ZM37 115H36V118H37V120H38V119H39V116L37 117ZM50 115H51V116H50ZM92 115H94V116H92ZM150 115H152V112H151ZM159 115H160V117H159ZM256 115H254V116H255V117H258V116H256ZM41 116H42V115H41ZM81 116H80V117H81ZM96 116H97V117H96ZM183 116H184V115H183ZM183 116H182V117H183ZM186 116H184V119H186ZM231 116H232V115H231ZM236 116H237V117H236ZM254 116H253V117H254ZM43 117H40V118H43ZM77 117H78V116H77ZM80 117H78V118H80ZM92 117H93V118H92ZM103 117H104V118H103ZM123 117H124L123 115H122V117L120 116V118H123ZM125 117H124V118H125ZM157 117H158V118H161V122L164 121L166 124H163L164 122H163V123L159 122L160 120H159ZM167 117H169V115H168ZM235 117H236V118H235ZM243 117H244V116H243ZM248 117H249V116H248ZM253 117H252V119H253ZM255 117H254V118H255ZM260 117H261V116H260ZM260 117H258V118H260ZM81 118H82V117H81ZM116 118H119V117H117V116L115 117V120H116L115 122H117V119H116ZM120 118H119V119H120ZM153 118H155V119H153ZM162 118H163V119H162ZM197 118H199V117H197ZM231 118H232L231 120L233 121V120H234L233 117H231ZM250 118H249V119H250ZM261 118L263 119V117H261ZM84 119L82 118V120H81V119H79V120H80L81 123H82V121H83ZM119 119H118V120H119ZM156 119H158V120H156ZM179 119H181V120H179ZM188 119H189V118H188ZM190 119L188 120L189 122H190ZM243 119H245V121H246V123L243 122V123H245L244 125H247V126H248V125H249V124H247V120H248V119H247V118H243ZM246 119H247V120H246ZM252 119H251V120H252ZM39 120H40V119H39ZM39 120H38V122L41 123ZM77 120H78V119H77ZM79 120H78V122H79ZM85 120H86V119H85ZM85 120H84V121H85ZM108 120H109V121H108ZM124 120H125V119H124ZM124 120H123V119H122V121L119 120V122H121V123L123 124V123H124V122H123ZM137 120H138V121H137ZM240 120H241V118L239 119V121H238V120H237V121L234 120V123H235V122L238 123V122H240ZM256 120H257V118H256ZM258 120H259V119H258ZM43 121H44L45 124L43 123ZM74 121H75V120H74ZM185 121H187V120H185ZM185 121H184V122H185ZM232 121H231V122H232ZM249 121H250V120H248V123H250V125H251V123L253 122V120H252L251 122H249ZM254 121H255V119H254ZM263 121H264V120H263ZM46 122H47V121H46ZM75 122H77V121H75ZM78 122H77V123H78ZM87 122H88V124H87ZM90 122H91V123H90ZM115 122L112 121V124L115 123ZM119 122H117V123H115V124H116V126L120 129L121 127H119V124H120ZM157 122H158L159 124L161 123V124L164 125V126H165V125H168V129L170 128V126H172V125L174 126V128L172 127L173 129L170 130V131H171L172 134H173V131L176 130L177 133L179 134V135L177 134V137H176V139L174 140L175 142H174V141H173V142L169 141V139H170L172 136L169 137L168 135H166L165 133H163L164 131L167 130V127H166V126L164 127V126H162L161 124L159 125ZM189 122H188V123H189ZM95 123H96V125H94ZM108 123H107L106 125H105V124L103 125V126H107V129H109V128H108V125H110V123H109V124H108ZM118 123H119V124H118ZM237 123H236L237 127L241 128V129L245 128V130H247V129H249V130H253L254 128H256V129H255V130H256L255 132H254V130H253V131H252L253 133H249V134H251L252 140L254 139L253 134H254V133H255V134H256V133H259V131H261L260 129H262V130H263L262 133H259V134H257V135L254 134V135L257 137L256 143L258 144V147H259L260 144H262V142H261L260 140L258 141L259 138L261 139V136H262V135L264 136V133H263V132H264V129H263L264 126L261 125V123L263 124L264 122H262V120H261L260 122H258V126H257L258 128L261 127L260 129H257V127H254V126H256V125H253L254 128L251 126L252 129H250L249 126H248V127H247V126L244 127V125H243V127H240V125L237 124ZM241 123H242V121L240 122V124H241ZM254 123H257V122L255 121ZM72 124H73V126H72ZM85 124H83V125L81 124V125H80V124L78 123V125H80V127H81V126H85ZM117 124H118V125H117ZM122 124H120V125H122ZM157 124H158V125H157ZM252 124H253V123H252ZM259 124H260V127H259ZM28 125H29V126H28ZM97 125H98V126H97ZM169 125H170V126H169ZM189 125H190V124H189ZM199 125H201V126H199ZM238 125H239V126H238ZM60 126H59V128H60ZM86 126L84 127L83 130L86 131V128H87V131L89 132V129H90L91 127L88 129V126H87V127H86ZM111 126H112V125H111ZM116 126L114 125V127H116ZM134 126H135V127H134ZM241 126H242V124H241ZM262 126H263V127H262ZM48 127H47V128H48ZM78 127H79V126H78ZM101 127H99V128H101ZM114 127H112V129H114ZM117 127H116V128H117ZM122 127H123V126H122ZM189 127H190V128H193V129H189ZM200 127H202V130H200V129H201ZM42 128H43V127H42ZM103 128H104V127H103ZM116 128L114 129V131H116ZM154 128H155V129H154ZM156 128H159V129L161 128V129H163V130H162V134H164V135H166V136L168 137L167 142L163 141V142L166 143L165 146H162V145H163V144H162L163 142H161V146H162V147H160V149L163 150V151H160L159 148L157 149V147L160 146V145L157 146L156 144H160V142L157 143V141H159V139L162 138V137L160 136V135H162V134L159 133L161 130L158 129V130H159V131H158ZM164 128H165V129H164ZM29 129H30V130H29ZM45 129H44V131H46V132H47L48 130H52V129H50V128H49L48 130H45ZM73 129H72V132H73ZM104 129H105V128H104ZM107 129H106V131L102 132V134H103V133H106V134H107V133H110ZM119 129H118V130H119ZM122 129H123V128L120 129L121 132L123 131ZM152 129H153V130H152ZM170 129H171V128H170ZM118 130L116 131V134H117V135L119 134ZM155 130H156V131H155ZM188 130H189V132H192L190 135H189V132L187 133ZM258 130H259V131H258ZM31 131H32V132H31ZM52 131H56V130L53 129ZM149 131H150V133L153 132V134H149ZM176 131H174V133H175ZM197 131H199V132H197ZM203 131H204L206 134H208V136L205 135V133H204ZM247 131H248V130H247ZM257 131H258V132H257ZM69 132H68L67 135H69ZM111 132H113V130H112ZM121 132H120V133H121ZM168 132H169V130H168ZM168 132H167V134H168ZM183 132H185L186 135L188 134L190 137H189L188 135H187L188 137H186L185 134H183ZM248 132H251V131H248ZM56 133L59 134V135H62L63 138H61V137L58 136V135L55 136ZM82 133H81V134H82ZM154 133L156 134L157 137L155 136ZM83 134H82V135H83ZM112 134H113V133H112ZM112 134H107V135H110V136H111ZM114 134H115V133H114ZM157 134H158V135H157ZM172 134L170 133L169 135H172ZM260 134H262V135L258 138V136H259ZM29 135H30V136H29ZM64 135H66V134H64ZM129 135H130V134H129ZM149 135H150V136H149ZM151 135H154V137L151 136ZM31 136H32V137H31ZM99 136H98V137H99ZM104 136L106 137V138H104V139H109V137H110V136H109V137L107 138L106 135H104ZM146 136H149V137H146ZM158 136H159V137H158ZM162 136H163V135H162ZM166 136H165V137H166ZM174 136H176V134H175ZM184 136H185L186 138H185ZM192 136H193V135H192ZM194 136H193V138H194ZM30 137H31V138H30ZM74 137H75V138H74ZM81 137H82V138H81ZM100 137H99V138H100ZM136 137H137V138H136ZM150 137H153V138H151V140H153V141H154L155 139L158 138L157 140H155L156 143L154 142L155 146H154V144H153V145L151 144V146H150V145L147 146V145L149 144V138H150ZM160 137H161V138H160ZM167 137H166V138H167ZM256 137H255V138H256ZM71 138H72V137H71ZM93 138H94L95 140H93ZM147 138H148V139H147ZM154 138H155V139H154ZM163 138H164V137H163ZM172 138H173V137H172ZM172 138H171V139H172ZM174 138H175V137H174ZM174 138H173V139H174ZM187 138H188V139H187ZM207 138H208V139H207ZM236 138H237V137H236ZM236 138H235V139H236ZM146 139L148 140L147 144L145 143V142H146ZM171 139H170V140H171ZM206 139L208 140L207 142H206ZM231 139H233V138H231ZM237 139H238V138H237ZM75 140H76V142H75ZM78 140H79V139H78ZM102 140L105 141V142H103ZM151 140H150V143L152 142ZM162 140H164V139H162ZM165 140H166V139H165ZM195 140H196V139H195ZM197 140H196L195 142H198ZM229 140H230V139H229ZM238 140L240 141V139H238ZM238 140H236L237 143H235L236 141L233 139V140H231V141H233V143H232V142H230V143L233 144V145H234V143H235L237 146L240 145V148H241V146H243V145H242V143L239 142ZM261 140L263 141L264 138L261 139ZM48 141H47V145H49V142H48ZM64 141H65V139H64ZM67 141H66V142H67ZM85 141H87V142H85ZM94 141H95L96 143H92V142H94ZM101 141H102V144H103V143L105 144V145H103V148L101 147V146H102V144L100 143ZM254 141H255V140H254ZM254 141H253V142H254ZM66 142H65V144H64V146H63L64 148L62 147V145H61V147H62V148H61V147L58 145V143H57V146L60 147L59 149H62V151H63V150L65 149V146H66L67 148L69 147V148H68L69 150L71 149V147L73 148V149H71V150H74V149L76 150V148H75L74 146H72V144L70 143V141H68V143H69L68 145L71 144V146H67V145H66V144H67ZM88 142H90V143H88ZM143 142H144V144H146L145 146H144ZM193 142H194V140H193ZM199 142L197 143V145L199 144ZM228 142H229V141H228ZM238 142L240 143L239 145H238ZM258 142H260V143H258ZM76 143H77V145H76ZM97 143L99 144L100 148L103 149V152H104V150H105V153L101 152V155L98 154V153L100 152L101 149L98 147L100 150H97V149H98V148H97V146H98ZM152 143H153V142H152ZM172 143H173V145H175V146H176V145H178L179 147L182 146V150H183V151L185 150V149L183 148V146H184V147L186 146V150L189 149V151H188L189 153H184L186 150H185L184 152L181 151V150H180V151L178 150V152H179V153L183 152V155L191 154V155H188L189 157H184V156L181 154V156L184 157L183 159L188 158V159H187V163H188L191 159L193 160V161H191V162L193 163V165H191V167L189 166V165H190V162H189L188 164H187V163L184 164L185 161H183V159H181V158H182L181 156H180V158H179V157L176 158V156H178L179 153L176 155L175 150L178 149L179 147L176 148V149L174 150L175 147L172 146ZM174 143H176V144H174ZM208 143H209V142H208ZM230 143H229V144H230ZM92 144H94V145L96 144L97 146H93ZM129 144H128V146H129ZM200 144L198 145V147H196V149L202 147V145H200ZM254 144H255V143H254ZM257 144H255V145H257ZM168 145H170L171 148H170V146H168ZM193 145H194V144H193ZM233 145H231V146H233ZM262 145H264V142H263ZM49 146H50V145H49ZM152 146H154V147H153V148H154V149H153V150H154L153 153L156 152V154H153V155H152V151H153V150H151V149H152ZM190 146H189V147H190ZM199 146H200V147H199ZM234 146H235V145H234ZM234 146H233V147H234ZM104 147H105V149H104ZM172 147H173V151H174V152L171 151V150H172ZM191 147H190V148H191ZM203 147H202V149H203ZM256 147H257V146H255V148H256ZM258 147L256 148V150L258 149ZM263 147H264V146H263ZM47 148H48V147H47ZM234 148H236V147H234ZM260 148H262V147H259V150H260ZM54 149H55V148H54ZM59 149H58V150L56 149V151L59 152ZM78 149H77V150H78ZM80 149H81L82 151H81ZM180 149H181V147H180ZM202 149L200 148L198 151H200V150H202ZM236 149H237V152H238V151H239V150H238L239 148L237 147ZM4 150H5V151H4ZM65 150H67V149H65ZM65 150H64V151H65ZM136 150H134V151H136ZM241 150H243V149H241ZM60 151H61V150H60ZM62 151H61V152H62ZM64 151H63V152H64ZM134 151H133V153H132V152H131V153L134 154ZM159 151H160V152H159ZM63 152H62V153H63ZM76 152H77V151H76ZM97 152H98V153H97ZM112 152H113V151H112ZM112 152H111V154H110V157H111V156L113 157V156L115 155V153H114V152L112 153ZM171 152H173V154H172ZM176 152H177V150H176ZM256 152H257V151H256ZM260 152H262V153H260V154H261V156H263V154H264V149L262 148V151H260ZM69 153H71V155H69ZM102 153H103L105 156L101 157V156H102ZM106 153H107V154H106ZM161 153H162V154H161ZM167 153H168V154H167ZM196 153H197V154H196ZM200 153H201V152H200ZM74 154H73V155H74ZM113 154H114V155H113ZM160 154H161V155H160ZM171 154H172V156H171ZM174 154H175V155H174ZM75 155H74V156H75ZM83 155H84V154H83ZM145 155H144V156H145ZM162 155H163V156H162ZM199 155H200V154H199ZM199 155H198V157H200ZM256 155H257V157L259 158L260 155H258L257 153H256ZM57 156H56V157H57ZM60 156H61V157H60ZM141 156H142V155H141ZM144 156H143V157H144ZM173 156H174V159L177 160L175 163H180V164H175V163H174L173 167H171V169H170V168H169V167H170V166H169V163L171 164V162H172V163L174 162V159L172 160V159H170V158H173ZM186 156H187V155H186ZM190 156H191V158H190ZM261 156H260V157H261ZM58 157H57V158H58ZM63 157H64V158H63ZM112 157H111V159H112ZM130 157H131V158H130ZM139 157H140V158H139ZM145 157H146V156H145ZM145 157H144V158H145ZM163 157H165V158H163ZM166 157H167V158H166ZM33 158H34V159H33ZM88 158H89V160H88ZM115 158H116V156H115ZM115 158H114V159H115ZM136 158H135V159H136ZM162 158H163V159H162ZM189 158H190V160H189ZM196 158H197V157H196ZM258 158H257V161H258ZM263 158H264V156H263L261 159H263ZM83 159H84V158H83ZM114 159H112V160H114ZM116 159H117V158H116ZM129 159L127 160L128 162H129ZM145 159L147 160V161L145 160L146 162H148V160H150V159H147V158H145ZM156 159H157L158 162L155 161V163H153L154 160H156ZM180 159L182 160V161H181L182 164H181V162H178V161H180ZM261 159L259 160V162L262 161ZM87 160H88L89 162H88ZM131 160H130V162H131ZM137 160H136V162H135L134 164H138V163H137ZM159 160H160V164H159ZM165 160H166V161H165ZM171 160H172V161H171ZM185 160H186V159H185ZM188 160H189V161H188ZM200 160H201V159H200ZM114 161H115V160H114ZM116 161H117V160H116ZM127 161H126V166L129 165V164L127 163ZM134 161H135V160H134ZM142 161H143V159H142ZM145 161H143V162H145ZM194 161H195V162L197 161V162L194 164ZM257 161L255 162V164L257 163ZM67 162H68V163H67ZM111 162H112V161H111ZM130 162H129V163H130ZM132 162H133V161H132ZM143 162H142V164H141L142 167L144 166V164L146 165V162H145L144 164H143ZM259 162H258V163H259ZM263 162H264V161H263ZM192 163H191V164H192ZM50 164H51V163H50ZM91 164H92L93 166H92ZM114 164H115V162H114ZM116 164H117V162H116ZM132 164H133V163H132ZM132 164H130L131 167H133ZM134 164H133V165H134ZM183 164H184V167H181ZM106 165H107V166H106ZM187 165H188L189 167H188ZM199 165H200V164H199ZM256 165H257V164H256ZM258 165H259V164H258ZM258 165H257V168H259ZM48 166H49V167H48ZM61 166H62V167H61ZM126 166H125V167H126ZM136 166H137L138 170L140 169V171L137 170V171H138L137 173L139 174V173L141 172V170H142V167H141L140 165H139V167H138V165H136ZM171 166H172V164H171ZM185 166L188 167V169H189L188 171H185V170H187ZM263 166H264V164L262 165V163H260V168H259V169L261 170V172H262V169L264 168ZM84 167H85V168L87 167V168L85 169V171H86V170L89 171V169H90V171H91V173L93 174V176H92V175H89L90 172H88V171H86V172H88V173H85V174L89 175L90 178H91L93 181L89 178V176H87V175H85V174L82 173V171H83L82 169H83ZM131 167H130V168H131ZM134 167H135V166H134ZM140 167H141V168H140ZM154 167H156V169H155ZM199 167H200V166H198V168H199ZM252 167H253V170H255L254 167H256V166L253 165ZM262 167H263V168H262ZM49 168H50L51 170H53V171H51ZM52 168H53V169H52ZM71 168H70V169H71ZM77 168H78V169H77ZM101 168H102V169H101ZM126 168H127V167H126ZM130 168H128V169H130ZM137 168H135V169L133 168L134 170H133V169H130V172H132V173H134L135 175H137V174L135 173V171H136ZM173 168H174V171H175V172H172V169H173ZM176 168H177V167H176ZM70 169H68V170H70ZM128 169L125 171V173H126V172L129 173V172H128V171H129ZM154 169H155V170H154ZM169 169H170L171 172L169 171ZM199 169H201V167H200ZM199 169H197V170H199ZM61 170H63V169H60V172H61ZM65 170H64V171H65ZM75 170L73 171L74 173H75ZM101 170L104 171V172H106V173H108V174L106 175V173H103V174L105 175V177H104V176L102 177L103 174L101 173V172H102ZM132 170H133V171H132ZM260 170H258V171L260 172ZM48 171H49V172H48ZM79 171L81 172V175H80V176H79V174H80ZM148 171H149V172H148ZM156 171H157V172H156ZM180 171H179V174H181ZM183 171H185V172H183ZM195 171H196V170H195ZM251 171H252V169H251ZM255 171H256V170H255ZM258 171H256V172H258ZM41 172H42V174L40 175ZM50 172H52V173H50ZM53 172L56 174L55 176L53 175ZM67 172H65V175L67 174ZM99 172H100L101 174H99ZM115 172H116V173H115ZM168 172L172 173V177H171V174L168 173ZM191 172H190V173H191ZM198 172H199V171H198ZM198 172H197V173H198ZM256 172H254V174L257 175V177L260 176V178H257V179H260L261 182L255 178L256 180H254V182H255V181H256L257 183L259 182V183H258L259 186H258V184L255 185L256 182H255V184H254V185H255V188H254V186L252 185V189L254 188V190H252V192L255 191L254 193H256V191L258 190V188H257L256 186L260 187V186H261L260 183L263 182V181L261 180V175H260L261 173L258 172V174H259V175H258V174H256ZM263 172H264V170H263ZM263 172H262V173H263ZM112 173L115 174V177H113ZM141 173H142V172H141ZM147 173H146L145 175H147ZM173 173H175V174H173ZM190 173H189V174H190ZM199 173H201V170H200ZM199 173H198V176H199ZM75 174H77V171H76ZM82 174H83L85 177H86V176H87V177L83 179V178H82ZM167 174H168V175L170 174V176L168 177ZM189 174L187 175V176H188V180H187L188 183L186 184V187L191 188V187H193V186H191V185L195 183V182H193V181H195L196 179H195V177H194V175H193V177H194V178L192 177L193 180H192V178H191L192 181H189V180H190L189 178L191 177V176H189ZM193 174H195V176H197V175H196V172H194ZM100 175H101V176H100ZM135 175H134V176H135ZM142 175H143V176H142ZM145 175L142 173V174L138 175V177L141 176L142 179L139 178V180H137L138 178H137V176H136V178H137L136 181H135V180L133 181L134 183H137V182H138V183H139L138 185L143 184V185L145 186V187H144V186H140V187H144V190H145L144 192H143V190L141 191V188H139L140 191L144 193V194L141 195V196H142V199H143V195L146 196V195L148 194V192L150 191V189H151L150 186H149V183L151 182L150 179L152 180L151 175L149 174V175H150V177H149L150 179L146 176L147 179L149 180V181H148L149 183H148V184H144V183L147 181V180H146V181L143 180V179L146 178ZM255 175H254V177H256ZM84 176H83V177H84ZM106 176H108V177H106ZM126 176H127V174H126ZM128 176H131V174H129ZM152 176H154V175H152ZM178 176H179V175H178ZM184 176L181 175V177H184ZM263 176H264V173L262 174V179H264ZM56 177H57V178H56ZM75 177H76V176H75ZM110 177H111V178H110ZM132 177H133V174H132ZM144 177H145V178H144ZM175 177H176V176H175ZM104 178H106V179L108 178V180H109V181L106 180V181H108V182H107V184H108V185H107L108 188H106V186H105V185H106V181L104 180ZM126 178H127V180H128V179H134L135 177H134V178H128V177H126ZM164 178H165V179H164ZM184 178H185V177H184ZM186 178H187V177H186ZM186 178H185V179H186ZM196 178H197V177H196ZM63 179H64V178H63ZM63 179L61 178L62 182L64 181ZM168 179H169V180H168ZM194 179H195V180H194ZM51 180H53L52 183H53L54 187L57 186V189L60 187L59 190H61V191H62L63 189H65L64 186L70 185V187L67 186V189L69 188V189H68V191H69L70 188H72L74 194H76V197H75L73 194H71V191L68 192V194H70L71 196H73V198H71V199H69L71 196L69 197V195H68L67 193H66L67 195H62L63 193L67 192V189H65L66 191H65V192H62V194H61L63 197L66 196V197L64 198L65 200H66L67 196L69 197V198H67V200H66V201H68V199H69V200L71 201V202L69 201V203L73 204L72 200H73L74 198H75V200H73V201H76V199L80 200V198L83 199V197H84L83 200L78 201L79 203L81 202L80 204H78V202L76 201V203L74 202V203H75L74 205H75V206H76L77 204H78L79 206L81 205L82 208H81V207H80V208H81V209H84V214L86 215V217H84V215H83V211L80 210V209L78 208V206L75 207V206L73 205V206L71 207V206H70L71 204H69V203H68L69 205H68V204H67V205H64V203H67V202H65V200L61 199V204L63 203V204H62L63 206H62L60 203L57 204V205H59V206L61 205L60 213H62L63 210H64V212H65L66 209L70 210L69 212L67 211V212H68L67 215H70V217L66 218V219L69 221V222H67V223H71L72 221H73L74 223L72 222L71 225H68V224H66V221H67V220H65V221H63V223L61 224V222H62L61 220H62V219L64 220V216L67 217V215H64L66 212H65V213L63 212L64 214L62 213V214H63V217H62V215H61V214L59 213V211H58V210H59V206H57L58 208H57V213H56V214H57V215H60V217H61L62 219H61V218H49V217H51V216H49V215H52V213L54 212V211H52V207L55 206V204H53V203H55V201H49V200L47 199V196L49 195V192L47 191V187H48V185H50V187H53V185H51L52 183L50 182ZM75 180H74V181H75ZM114 180H113L112 183H114ZM140 180H142L144 183H142V181L139 182ZM175 180H178V179H175ZM39 181H40V182H39ZM41 181H42V182H41ZM43 181H44V182H43ZM48 181H49L50 183H49ZM56 181H57V180H56ZM91 181H92V182H91ZM104 181H105V182H104ZM111 181H112V180H111ZM131 181H132V180H131ZM167 181H168L169 183H168ZM252 181H253V180H252ZM82 182H81V183H82ZM128 182H129V181H128ZM160 182H161V183H160ZM177 182H178V181H177ZM180 182H181V181H180ZM180 182H179V185L181 184ZM191 182H193V183H191ZM40 183H42V184H40ZM48 183H49V184H48ZM63 183H64V182H63ZM93 183H94V185H92ZM110 183H111V182H110ZM151 183H152V182H151ZM151 183H150V184H151ZM167 183H168V184H167ZM185 183H186V182H185ZM185 183H184V184H185ZM189 183H191V184H190L191 187L189 186ZM252 183H253V182H252ZM87 184H86V185H87ZM129 184H131V183H129ZM132 184H133V183H132ZM158 184H157V186H158ZM175 184H176V183H175ZM39 185H40V186H39ZM44 185H45V186H44ZM72 185H73V186H72ZM134 185H135V184H134ZM136 185H137V184H136ZM136 185H135V186H136ZM138 185H137V186H138ZM146 185H147V188H148V186H149V191H147V192H146V189H147V188H146ZM152 185H153V184H151V187H152V188H155V186L153 187ZM171 185H170V188L172 187ZM176 185H178V184H176ZM176 185L174 186V187H176V188H174V187H173L174 189L171 188V192H170V193H168L166 190H164V192H166L167 194H170L171 196H169V195H167V194H166V195H167V196H166V195L164 194L163 190L161 191V189H163V188L160 189V187H159V188L157 189V190L160 189L159 191L163 192V194L165 195L166 198H169L168 202H165V201L163 200V201L165 202V205H164V206L162 205L163 207H166V206H167L166 203H167V204L169 203L170 198H172V199L174 198L173 206H174L175 204H178V203H179L178 199H181V198H179L180 195L177 196V195H178L177 193H179V192H177V191H178V188H177ZM179 185H178V186H179ZM182 185H183V183H182ZM263 185H264V182H263ZM6 186L9 187V189L5 188ZM78 186L80 187V185H78ZM165 186H166L167 188H166ZM183 186H184V185H183ZM194 186H195V187H194L193 191L196 192V190H197V188H196V183H195ZM11 187H12V188H11ZM54 187H53V188H54ZM81 187H82V186H81ZM86 187H87V186H86ZM92 187H91V188H92ZM261 187H263V189H264V186H261ZM261 187L259 188L260 190H262ZM10 188H11V190H12L13 192H10V191H9ZM53 188H52V189H53ZM61 188H62V189H61ZM87 188H88V187H87ZM145 188H146V189H145ZM6 189H7V190H6ZM57 189L55 188L54 191H56ZM72 189H71V190H72ZM81 189H82V188H81ZM106 189H108V190H107L108 193H109L110 191H111V193H109L108 195H107V193L105 194V190H106ZM111 189H112V188H111ZM142 189H143V188H142ZM187 189H188V188H187ZM195 189H196V190H195ZM5 190H6V191H5ZM39 190L41 191V194H42V195L40 194V191H39ZM59 190H57V191H59ZM90 190H89V191H90ZM147 190H148V189H147ZM167 190H168V189H167ZM169 190H170V189H169ZM172 190H177V191H175V192H176L175 196L173 195L174 197H172ZM260 190H258V192L256 193V196H257V195H258V196H257V197L255 196V197H254L255 199H257V198L260 199V198L264 197V194H263L262 197H259V194L262 195L261 193L264 192V190H262V192H261ZM8 191H9V193H11V194L13 193L14 195H15V193H17V194H16L17 199H14V198H13V199H14L15 201H17V205H18L19 208H17V206H14V203H15V205H16V202H14V200H12L11 197H8V196H13V197H14V195H11V194L9 195V194H8ZM45 191H46V192H45ZM54 191H53V193H54ZM61 191H59L58 193L55 192L54 194H55V195L58 194V197H59V193H61ZM63 191H64V190H63ZM153 191H154V190H153ZM159 191H157V192L154 191V192L158 194V198H159V199H160L161 196H162L161 199H163L164 196H163L162 194H160ZM14 192H15V193H14ZM73 192H72V193H73ZM145 192H146L147 194H145ZM151 192H152V189H151ZM151 192H150V193H151ZM154 192H152L151 194H148V195H147V197L150 195V196L148 197V199L153 200L152 197H154V198H155V196L157 197V194L154 196V194H155ZM158 192H159V193H158ZM173 193H174V191H173ZM254 193H252V194H254ZM104 194H105L106 196H109V197H110V200H107L106 203H105V200L108 199L109 197H107V198L105 199V195H104ZM6 195H8V196H6ZM39 195L42 196V198H43V197H44V198L42 199ZM45 195H46V196H45ZM110 195H111V196H110ZM151 195H152V197H151ZM159 195H161V196H159ZM16 196H15V198H16ZM80 196H81V197H80ZM176 196H177V197H176ZM38 197H39V198H38ZM147 197L144 198V199L147 200ZM150 197H151V198H150ZM175 197H176L177 199H175ZM6 198H8V199H6ZM10 198H11V202H14L13 204H12L11 202H8V201L10 200ZM40 198H41V199H40ZM37 199H38V201H37ZM39 199H40L41 201H40ZM44 199H45V200H44ZM139 199H140V196H139ZM144 199H143V202H145V204H146L147 202H146ZM252 199H253V198H252ZM252 199H251V201H252ZM259 199H258V200H259ZM6 200H7V203L5 204ZM43 200H44V201H43ZM62 200H63V202H62ZM165 200H166V199H165ZM175 200H176L178 203H177ZM261 200H263V198H262ZM261 200H259V201H261ZM39 201L42 202V203H39ZM113 201H114V200H113ZM138 201H139V200H138ZM163 201L161 200V202H160V206H161V203H164ZM166 201H167V200H166ZM180 201H182V200H180ZM141 202H142V200H141ZM151 202H152V201H149L148 203H151ZM153 202H154V200H153ZM153 202H152V204H154L155 207H154V205H151V204H150L151 206L148 205V208L151 207L150 209H152V206L154 207V209H155L156 207L158 208L159 204H157V203H159V200H157V199L155 198V202H156V203H153ZM175 202H176V203H175ZM261 202H262V201H261ZM8 203H9V204H8ZM10 203L12 204V207L9 206V205H11ZM180 203H181V202H180ZM180 203H179V205H180ZM4 204H5V205H4ZM7 204H8V205H7ZM41 204H43V205H41ZM110 204H112V203L110 202ZM139 204H140V202L137 204V207H139L140 210H142V208L144 209V207L141 208L140 206H138ZM145 204H144V206H145ZM156 204H157V206H156ZM169 204L171 205V202H170ZM181 204H182V203H181ZM170 205H169L168 207H170ZM5 206H7V207L9 206L10 209H13V210H14V207H16L17 209H15V210H17L18 215H19V213L21 214L20 217L17 216V214H12V213L10 212V210L8 211V213L10 212V214H7V213H6L7 210L5 209ZM13 206H14V207H13ZM29 206H31L32 208H30ZM50 206H51V207H50ZM64 206H65V207H66V206H70V207H69V208L66 207V208L64 209ZM141 206H142V204H141ZM160 206H159V207H160ZM173 206H172V209L174 208ZM175 206H177V205H175ZM62 207H63V208H62ZM107 207H108V208H107ZM163 207H162V209L164 210L165 208H163ZM177 207H178V206H177ZM177 207H175L174 209L176 210ZM179 207H180V209H181V205H180ZM29 208H30V209H29ZM48 208H49V209H48ZM71 208H73V210H72ZM146 208H147V206H146ZM7 209H9V208H7ZM18 209H19V210H18ZM31 209L36 210V213H35L36 216L34 215V212L32 213L36 218H33V215L31 214V212H32ZM62 209H63V210H62ZM78 209H79L80 211H82L81 213H82V215H83V218L81 217V215H80L81 213L79 212ZM108 209H109V210H108ZM112 209H113V207H112ZM154 209H153V212H154ZM167 209H169V208H167ZM167 209H166V210H167ZM172 209L170 208L169 210H172ZM177 209H179V208H177ZM13 210H11V211H13ZM15 210H14V211H15ZM34 210H33V211H34ZM146 210H147V209H146ZM159 210H160L161 212H160ZM169 210H168V211H169ZM175 210H174V217L172 216V212H173V211H172V212H169V213H167V212H162L161 207H160L159 209H156V210H155V211H157V212L159 211L160 213H159V212H158V213L161 214V219H160V220H161V223L163 222V225L166 224V225H165L166 228H165V226H164V228H163L162 230L165 229V231L168 232V231L166 230L168 226H170L169 228H171V227L173 226L172 228L175 229V228L177 227V225L179 224V222H178L177 225H176V227H175V226H174L175 223H174L173 221H171V220H172L171 218L173 217V220H175L174 218L176 217V215H178L177 213H179V212H178L179 210H178V211H175ZM19 211H20V212H19ZM41 211H42V212H41ZM50 211H51L52 213H50ZM71 211L74 212L75 215H71V213H70ZM105 211H108V212L106 213ZM143 211H144V210H143ZM143 211H142V213H143ZM147 211L151 212V210H147ZM164 211H165V210H164ZM17 212H16V213H17ZM46 212H47V213H46ZM149 212H148V213H149ZM153 212H151V214H152ZM176 212H177V213H176ZM13 213H15V212H13ZM48 213H50V214H48ZM142 213H141L140 215H144V213H143V214H142ZM162 213H165V215H166V213H167L168 216L171 215L172 217L170 216V217H169L170 219H168V217H166V216L163 215ZM26 214L31 215L32 218H31L29 215H27L29 218L26 217V216H25V217H26V218H25L24 215H26ZM42 214H44V217L40 218L39 215L42 216ZM45 214L48 215V218L46 217L47 215L45 216ZM72 214H73V213H72ZM105 214H106V215H105ZM113 214H114V213H113ZM145 214H147V213H145ZM151 214H150V215H151ZM155 214H157V213L154 212V214H152V215L154 216ZM159 214H157V215H159ZM191 214H192V213H191ZM7 215H8V217H7ZM11 215H12V217H11ZM13 215H14V216H15V215L17 216V218H16V216H15V218H16L17 220L14 219ZM140 215H139V216H140ZM148 215H149V214H147V216H148ZM150 215L148 216V219H147V220H149V221H150L151 218H152V219L154 218V217H151V218H150ZM162 215H163V216H162ZM21 216H22V217H21ZM37 216H38V218H37ZM52 216H54V215H52ZM75 216H76V217H75ZM18 217H19V218H18ZM72 217H75V218H72ZM104 217L108 218V219L106 220L107 222H108V220H109V222L112 221V222L114 223L115 227H117V228L115 229V227L113 226V223L110 222V223H112V226L114 227V229H113L114 232H113V230H112V232H110V231H111V227H109V225H110L109 222L107 223V222L105 221L108 225L105 224V222L103 223V220L106 219V218H104ZM135 217H136V215H135ZM135 217H134V218H135ZM140 217H141V221H142V219L145 220L144 218H145L146 216H140ZM142 217H143V218H142ZM193 217H194V214L192 215V218H191V219H195V218H193ZM7 218H8V219H7ZM70 218H72V221L69 220ZM114 218H115V219H114ZM138 218H139V217H138ZM146 218H147V217H146ZM149 218H150V219H149ZM6 219H7V220H6ZM46 219H47L48 222H46ZM53 219H57L56 221H57V222H60L59 225H60V224H61V225H60V226H57L58 224H56V223H55V220H53ZM60 219H61V220H60ZM113 219H114V220H113ZM135 219H136V218H135ZM156 219L158 220V217H156ZM189 219H190V218H189ZM58 220H59V221H58ZM117 220H118V219H116V221H115L116 223L118 222ZM138 220H139V222H140V219H138ZM138 220H137V222H138ZM147 220H145V222H146ZM160 220H158V221L160 222ZM176 220H178V218H176ZM260 220H261V218H260ZM262 220H264V219L262 218ZM52 221H54V222H52ZM149 221H148L149 224L146 223V225H150V223H151L152 225H153L154 223H158L156 220H155V221L152 220L151 222H149ZM8 222H9V221H8ZM8 222H6V223H8ZM49 222H52V223H54V224L49 223ZM64 222H65V223H64ZM139 222H138V224L140 225ZM142 222L145 223L144 221H142ZM169 222L171 223V225H169V224H170ZM175 222H177V221H175ZM259 222H260V221H259ZM259 222H258V223H259ZM6 223L4 222V223H2L1 225H2V226H5ZM14 223H13V224H14ZM134 223L137 224V223H136V220L134 221ZM161 223H160V225H162ZM164 223H165V224H164ZM260 223H261L262 225H264L263 222H260ZM49 224L51 225V227L55 228V230H53V228H51V227L49 226ZM63 224H64V226H63V228H61V230H60V227H62ZM65 224H66V225H65ZM73 224H74V225H73ZM138 224H137L136 227L139 226ZM6 225H7V224H6ZM52 225H53V226H52ZM103 225H105V226H103ZM119 225H120V224H119ZM141 225H145V224H142V223H141ZM146 225H145V226H146ZM152 225H151V227H152ZM181 225H182V223H181ZM259 225H260V224H259ZM262 225H260V226H262ZM2 226H1V227H2ZM55 226H57V227H59V228H57V227H55ZM145 226H143V228H142V226H139V227H141V228H139V227H138V228H139V230H141V232H143L144 228H145V231H146V229L148 228V226H146L147 228H146ZM157 226H158V224H157ZM157 226L154 224V227H155V228H157ZM14 227H15V225H13V229H15V231H17L18 228H16V227L14 228ZM113 227H112V228H113ZM151 227H150V228H151ZM154 227L151 228V229L154 230ZM160 227H161V226H160ZM162 227H163V226H162ZM106 228H107V229L110 228V229L107 231ZM138 228H137V230H138ZM169 228H168V230H169ZM172 228H171L170 231H171V234L173 235V233H175V232L172 233V231H173ZM178 228H182V227L178 226ZM2 229H3V230H2ZM5 229H6V232H4V233H7V227H6V226H5ZM118 229H119V228H118ZM158 229L161 231V228H158ZM158 229L156 230V233H157L156 236H159V235L161 234L160 231H159ZM57 230H58V231H57ZM147 230H149L148 232H150V229H147ZM176 230H177V229H176ZM176 230H174V231H176ZM185 230H188V232H186V231H184V232L188 234V237H190V236H189V232H190V230H193V229H189V228H188V229H185ZM1 231H2V233H1ZM3 231H5V230H4V227H2V228L0 229V234L3 235V234H4ZM15 231H14V232H15ZM55 231H57L58 234H59V232H62L63 235L60 233L59 236H60V238L63 239V241H64L65 244L61 241L62 239H60V241L58 240V237H59V236H58V234H57ZM210 231H211V230H210ZM14 232H13V233H14ZM20 232H17V233H16V236H17L18 234H20ZM122 232H123V231H122ZM139 232H140V231H139ZM141 232L139 233V235H141V238H142V234H143V233L141 234ZM152 232H154V234H155V231H152ZM152 232H150V233H152ZM166 232H165V233L162 232V234H164L163 236L166 237L165 240L163 239L164 241L162 240L163 242L161 241V243H159V242H160V239L163 238L161 235H160L161 238L159 237L160 239H159V238H158L159 240L157 239L159 242L156 243V244H158V246H160V247H161L162 243L164 244V242H166V241L168 242V241H169V239H167V237H168V236H171V235H165V234H167ZM178 232H179V234L181 235L183 231H182V229H180V231L177 230L176 233L174 234V236H171L172 238L169 237V238H171L170 241L172 240V241H171V247H172V243H173V241L176 242V240H177V238H176L175 240H174V238H175V235H176ZM180 232H181V233H180ZM184 232H183V233H184ZM192 232H193V231H191V235H193ZM194 232H195V231H194ZM205 232H206V234H207L208 230L205 231ZM109 233H110V234H109ZM158 233H160V234L158 235ZM185 233H184L183 236H180V237H182L181 239L186 240L187 243L184 242V241L182 240V241L184 242V245H183V242L180 241V240H181V239H180L179 241L181 242V244H179V245H181V246H182V245H183V246H187V247L189 248V251H190L191 254H193V252H195L194 254H198V253H199V254H198V257L200 258V260H201V261H204V260H205V263H206L205 255L202 253L204 247H205V249H207V248H206L207 245L204 246V244H206V242H210V240H211L210 243H212L213 240H214V238H215V237H213L215 234H213V232H208V233H209L208 235H205V234L203 233L204 236L202 235V239H203V237H205L204 240H199V239H201V237H199V238H195V237H198L197 234H196V236H195V234H194L195 237H190V238H188V237H187V234H185ZM7 234H8V233H7ZM112 234H113V236H114V234H115V236L113 237ZM145 234L147 235V234H149V233H147V231H146ZM168 234H170V233H168ZM26 235L24 234V237H25V238H26ZM146 235L143 234L144 237H145ZM152 235H153V234H152ZM152 235H151V237H152ZM5 236H6L5 234H4V236H2V237L0 236V240H3V241L0 242L1 244L7 242V241L4 242V239H7ZM16 236H15V237H16ZM177 236H178V235H176V237H177ZM199 236H201V234H199ZM215 236H216V235H215ZM3 237H4V238H3ZM7 237H8V235H7ZM15 237H14V235H13V238H14L15 240L18 239V238H20V237H17V238H15ZM24 237L21 236V238H23V239H24ZM112 237H113V239H114V243H115V244L112 243V242H113V239H112L111 242L109 241V240H111ZM122 237H123V235H122ZM144 237H143V238H144ZM185 237H187V238L185 239ZM206 237H207V238H206ZM212 237H213V240H212ZM1 238H2V239H1ZM109 238H110V239H109ZM143 238L141 239V241H142V240H144V241L147 240L146 238H145V239H143ZM153 238H154V239H153ZM178 238H179V237H178ZM26 239H27V238H26ZM119 239H121V240H119ZM148 239H150V237H149ZM196 239H198V243H197ZM7 240H8V239H7ZM24 240H25V239H24ZM57 240H58V241H57ZM151 240H155V235L152 237ZM119 241H120V243L118 244ZM138 241H139V240H138ZM144 241L140 242V244H142V245H140V247L143 246V247H141V248H143V249L145 248V246H147V244L144 246V244L146 243V242H144ZM147 241L149 242V240H147ZM155 241H156V240H155ZM155 241H153V242H155ZM170 241H169V242H170ZM15 242L18 243V245H16L17 243L15 244L17 250H18L19 248L21 249L22 246H24V244L27 245V243H28V241H27V243H26V240H25V241H24L25 243H24L23 245L19 246V245L23 242V240H22V242H21V239H20V240L18 239V240H16ZM19 242H20V243H19ZM58 242H61V244L64 245V246L61 247L60 244H59ZM109 242H110V243H109ZM148 242H147V243H148ZM180 242L177 241V243H174V244H178V243H180ZM68 243H67V245H69ZM111 243H112V245H114V248H115V250H113V251H111L112 248H113V247L110 245ZM150 243H151V242H149V245H150ZM1 244H0V252H1V250H3V249L6 250V248H3V247H5V246H4L5 244H3V245H1ZM28 244H29V243H28ZM30 244H29V245H30ZM167 244H169V243H167ZM199 244H200L201 247H202V244H203V247H202L203 249H202L201 247H199ZM70 245H69V246H70ZM108 245H109V246H108ZM149 245H148V246H149ZM208 245H209V244H208ZM1 246H2L3 249L1 248ZM17 246H18L19 248H18ZM162 246H163V245H162ZM176 246H177V245H176ZM176 246H173L174 249L171 248L170 246H169V247L171 248V250L173 249V252L178 251V250L174 251L175 248H176V249H177V248H178V249L181 248V250L184 248V247L182 248V247H179V246L176 247ZM209 246H210V245H209ZM24 247H26V246H24ZM27 247H28V245H27ZM27 247H26V248H27ZM107 247L110 248V250H107ZM111 247H112V248H111ZM149 247H150V246H149ZM149 247H146L145 249H148ZM29 248H28V249H25V250L30 251ZM60 248L62 249V251L59 250ZM63 248H64V249H63ZM185 248H186V247H185ZM188 248H187V249H188ZM197 248H198V249H197ZM199 248H201V250H200ZM208 248H209V247H208ZM145 249H144V250H145ZM195 249H196V250H195ZM205 249H204V250H205ZM25 250H24V251H25ZM106 250L108 251L107 253H106ZM141 250H142V249H141ZM179 250H180V249H179ZM181 250H180V251H181ZM193 250H195V251H193ZM198 250H200V251H202V252L200 253V251H199V252L197 253L196 251H198ZM24 251H23V248H22V251H21V252L23 253V255H24ZM36 251H37V253L34 254V252H36ZM110 251H111V253L114 252L115 254H117V255L120 256V257H118L117 255H115V258L117 259V260H116V259L113 257V256H114V253L110 254V253H109ZM145 251H146V250H145ZM180 251L177 252V255H176V254H173L174 256H175V255L178 256L177 258H176V256H175L176 259L179 258V255H180L179 252H180ZM183 251H184V249L181 251V254H183L184 257H186L188 254L185 253V254H186V255H185L184 252H188V250H187V251H184V252H183ZM191 251H192V252H191ZM4 252H5V251L3 250V252L0 253V255L4 254ZM61 252H62L63 254H62ZM182 252H183V253H182ZM25 253L28 254L27 251H26ZM29 253H30V252H29ZM76 253H75V254H76ZM79 253H80V252H79ZM79 253H78V254H79ZM90 253H88V255H86V257H88V256L90 255ZM105 253H106V254L109 253L108 255H111L116 261H119L118 259H120V261L116 263V261L110 256L111 258H109V259H113V260H110V261H112V263H111V262L109 261V259L106 257L107 255H106ZM120 253H121V252H120ZM144 253H145V252H144ZM36 254H37V256H35ZM80 254H81V253H80ZM191 254H190V255H191ZM202 254H203V255H202ZM31 255H32V257H30ZM145 255H146V253L144 254V256H145ZM190 255H189V256H190ZM200 255H202L203 257H202V256L200 257ZM75 256L77 257V255H75ZM116 256H117V257H116ZM146 256H147V255H146ZM25 257L27 258L26 255H25ZM86 257H85V260L87 259ZM105 257H106V258H105ZM184 257H183V258H184ZM190 257H191V256H190ZM190 257H189V258H190ZM192 257L194 258L195 256L192 255ZM198 257H197V259H199ZM81 258H82V257H81V255H80V259H81ZM193 258H192V259H193ZM202 258H203L204 260H202ZM77 259H79V257H78ZM77 259H76V261H75V264H76V262H77ZM80 259H79V260H80ZM83 259H84V256H83ZM83 259L80 260V261L78 260L77 264H79V262H81L80 264H84V263L86 264L87 262H89L88 260H90V259H88L87 261H85V262L83 263V262H82V261H84ZM105 259H106V261H105ZM171 259L174 260L173 258H171ZM176 259H175V263L178 261V260L176 261ZM179 259L181 260L182 258L180 257ZM184 259H185V260H184ZM184 259L182 260V262L185 263V264H187V262H186V258H184ZM187 259H188V257H187ZM190 259H191V258H190ZM192 259H191V260H192ZM27 260H26V261H27ZM92 260H90V262H89L90 264H91V261H92ZM107 260H108V261H107ZM121 260H122V262H121ZM169 260H170V259H169ZM169 260L167 261L168 264L174 263V261H172V260H171V263H170ZM180 260H179V261H180ZM188 260H189V259H188ZM191 260H190L189 262H191ZM200 260H198L197 263H198ZM104 261H105L106 263H104ZM113 261H114V262H113ZM184 261H185V262H184ZM193 261H195V264H197V263H196V259H194ZM201 261H200V262H201ZM182 262H181V263H182ZM189 262H188V263H189ZM200 262H199V264H200ZM28 263H27V264H28ZM32 263H31V264H32ZM95 263H94V264H95ZM167 263H165V264H167ZM177 263L179 264V262H177ZM181 263H180V264H181ZM191 263L194 264V262H191ZM201 263H202V262H201ZM216 263H217V262H216ZM218 263L220 264V262H218ZM0 264H1V263H0ZM29 264H30V263H29ZM87 264H88V263H87ZM107 264H108V263H107ZM149 264H151V262H150ZM153 264H154V263H153ZM155 264H157V263H155ZM158 264H160V263L158 262ZM189 264H190V263H189ZM203 264H204V263H203Z\"/></svg>","mask_w":264,"mask_h":264}]
</instances>
